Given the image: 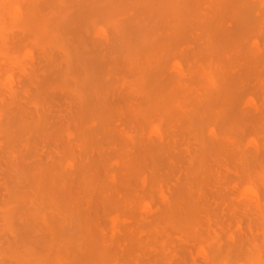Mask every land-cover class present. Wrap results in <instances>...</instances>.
<instances>
[{
	"label": "rangeland",
	"instance_id": "1",
	"mask_svg": "<svg viewBox=\"0 0 264 264\" xmlns=\"http://www.w3.org/2000/svg\"><path fill=\"white\" fill-rule=\"evenodd\" d=\"M2 1V5L0 4V6L2 8H0V18H1V23H2V18L4 19L3 23L5 24H1L0 23V117H2V119H0V151L1 154H0V226L2 227L0 230V241L2 240V242H0V247L4 246L3 248L1 247L0 249H3L1 250L0 252V264H105L104 262H109V264H136L135 262H140L141 261V264H150L148 261L149 259L152 260V259H157L160 264H162V262H165L164 264H166L167 262V258H169L172 254V251H175V250H178L177 253H176V257H174L172 259V264H210L208 263L207 261V258L206 257V252L204 250V254L202 253V248L201 247H198L195 249V247H197V245H195V241L198 240L199 236L200 238L203 237H206L207 235H209L208 239H210V236H212L214 233H213V230L214 231H218L219 234L221 235V241L223 243H225V240L228 241L227 242V246L230 245L232 242L234 244V240L232 241L229 237L232 238V236L229 234V230H232L234 231V234H235V238L237 237L238 239L236 243H239L241 244L238 245L239 246V249L241 250L242 248H246V252H249L248 254H250V252L253 250H255V242H258V245L262 243V245L264 246V208H262V206L264 207V163H261L259 164V160H258V163L256 162V160H254L256 157L258 158V156L260 158L258 159H261V161L263 162L264 161V150L261 148V151L262 153L258 154L257 156V153L259 152V148L260 147H263L262 144L264 145V138L262 139L261 137L264 136V102H263V97L264 96V91L261 92V89L260 87L262 86L264 88V85L262 83H264V76H262L264 74V71H263V66L262 64H264L263 60L264 58L262 56H264V53L262 54V51L261 50H264V47L261 48L260 50V42L262 41V43H264V9H262V7L264 8V0H231V1H226V0H218V9L216 8V10H213V6L211 4H213V2H209L208 4V1L204 2V0H59L60 4H62V6L59 4L58 0H26L24 1V3L22 4V0H19L21 3V7L23 8L21 10L20 7L17 8V6H15L14 4V1L15 0H0ZM39 1V2H38ZM102 1V2H101ZM106 1V2H105ZM110 1V2H108ZM139 2V4L137 2ZM147 1V3H151L149 4H146L145 2ZM260 1V2H259ZM64 4H63V3ZM83 2V3H82ZM100 2V3H99ZM154 2V3H152ZM215 2H217V0H215ZM220 2V3H219ZM226 2V3H225ZM232 2V3H231ZM243 2V3H242ZM253 2V4H252ZM1 3V2H0ZM6 3V4H5ZM106 3V4H105ZM130 3V4H129ZM145 3V6H147V9L145 6H143ZM229 5H228V4ZM234 3V4H233ZM237 3V4H235ZM263 3V4H262ZM112 4V5H111ZM123 4V5H122ZM134 4V5H133ZM136 4V5H135ZM159 4V5H158ZM191 4V5H190ZM198 4H200L198 6ZM202 4V5H201ZM204 4V6H203ZM260 4V5H259ZM64 5V6H63ZM98 5V6H97ZM139 7H138V6ZM208 5H209V8H208ZM215 5V3H214ZM221 5V7H220ZM238 5V6H237ZM5 6V8H4ZM28 6V7H27ZM135 8H134V7ZM142 6V8L140 7ZM153 6V7H152ZM216 6V7H217ZM226 6V7H225ZM228 6V7H227ZM233 9H240L241 13L239 14H234V12L232 11V8L229 9V7H231ZM234 6V7H233ZM253 6V8H252ZM7 7V8H6ZM32 7V8H31ZM171 7V8H169ZM178 7V8H176ZM31 10H30V9ZM146 8V9H145ZM163 8V9H162ZM176 8V9H175ZM215 8V6H214ZM222 8V10H221ZM228 8V10H227ZM244 8V9H242ZM12 9V10H11ZM25 9H27L28 11H26ZM196 9V10H195ZM212 11H209L211 10ZM4 12H3V11ZM20 10L22 12H20ZM34 10V11H33ZM155 10V11H154ZM172 10V11H171ZM174 10V11H173ZM203 10H205V12H203ZM227 10V13H233V14H230V18L228 17V19H226V22L227 20L229 21V24L228 26L226 25L227 23H225L224 25H221L222 28H218V24L222 21H224L225 17L226 16V12L224 11ZM247 12H244L246 11ZM251 10H253L251 12ZM259 10V11H258ZM261 10V11H260ZM263 10V11H262ZM139 11V13H138ZM153 11V12H152ZM201 11V13H200ZM209 12L208 15H206L205 13L206 12ZM218 12V15L216 16L218 18V20L215 18V16L213 18H215L214 21H216V25L215 27L213 26V29H212V16L214 14V12ZM221 11V12H220ZM9 12V13H8ZM12 12V13H11ZM63 12H66V14H63ZM146 12V13H145ZM155 12V13H154ZM188 12V13H187ZM213 12V13H211ZM217 12L215 14H217ZM224 12V13H223ZM254 12V13H253ZM257 12V15H259V17H257L256 13ZM173 13V14H172ZM259 13V14H258ZM6 14V15H5ZM23 14V15H22ZM32 14V15H31ZM40 14V16H39ZM106 14V15H105ZM172 14V15H171ZM178 15V19L177 17L175 16ZM194 14H196V17H198L199 19L195 18ZM200 14H201V17H200ZM203 14H205L206 16H204ZM212 14V15H211ZM241 14V15H240ZM250 14V16H249ZM254 14L256 17H254ZM12 15V17H11ZM14 15V16H13ZM120 15V16H119ZM192 15V16H191ZM220 15V16H219ZM225 15V16H224ZM241 17H240V16ZM249 17H248V16ZM252 15V16H251ZM5 16V17H4ZM42 16V17H41ZM46 19H45V17ZM211 16V18H210ZM236 16V18L234 17ZM7 17V18H6ZM115 17V18H114ZM138 17V18H137ZM203 17H205V19L209 20V22L205 19H203ZM207 17V18H206ZM220 17L222 19H220ZM239 17V18H238ZM248 17V18H247ZM252 17V19H250ZM12 18V19H11ZM28 18V19H27ZM181 18V20H180ZM183 18V19H182ZM191 18V22L189 24L187 23V20L189 21ZM243 18V19H242ZM254 18V19H253ZM258 18V20H257ZM260 18H261V21H260ZM16 19V20H15ZM21 19V20H20ZM58 19V20H57ZM148 19V20H147ZM175 19V20H174ZM196 19V21H195ZM233 20L231 22V20ZM12 20H14L12 22ZM26 20V21H25ZM80 20V21H79ZM100 20V21H99ZM115 20V21H114ZM134 20V21H133ZM252 20V21H251ZM8 21V22H7ZM23 21V22H22ZM29 21V22H28ZM39 21V22H38ZM44 21V22H43ZM105 21V22H103ZM244 21V22H243ZM12 22V23H11ZM17 22V23H16ZM22 24H21V23ZM35 22H36V25L38 26H35ZM51 22V23H50ZM110 22V23H109ZM130 22V23H128ZM179 22V23H178ZM199 22V23H198ZM211 22V24H210ZM219 22V23H218ZM221 22V23H222ZM225 22V21H224ZM241 22V23H240ZM262 22V24H261ZM20 23V24H18ZM43 23V24H42ZM79 23V24H78ZM109 25H108V24ZM115 23V24H114ZM119 23V24H118ZM124 23V25L122 24ZM134 25H133V24ZM187 23V25L185 24ZM193 25H192V24ZM195 23V24H194ZM248 23V25H246ZM254 23L257 24L256 26L258 27L255 28L254 27ZM27 24V26H26ZM52 24V25H51ZM78 24V25H77ZM111 24V25H110ZM138 24H141V25H138ZM169 24V25H168ZM210 24V26H209ZM215 24V22L213 23V25ZM261 27H260V25ZM5 25V28L7 26H9L7 28V30L3 29ZM18 28H17V26ZM80 25V26H79ZM101 25V26H100ZM104 25V26H103ZM107 25V26H106ZM119 25V28H117ZM121 25V27H120ZM192 25V26H191ZM203 25V27H201ZM218 25V26H217ZM226 25V26H225ZM237 27H236V26ZM238 25H239V29H238ZM11 26H13L11 28ZM21 26V27H20ZM26 28L27 30H24V28ZM40 26V27H39ZM43 26V27H42ZM135 26V27H134ZM142 26V27H141ZM153 26V27H152ZM185 26V27H184ZM244 26V27H243ZM252 26V28H251ZM55 27V29H54ZM105 27V28H104ZM141 27V28H140ZM188 27V28H187ZM209 28L210 31H208L209 33H211V36H210V41L207 37L209 36H205L201 39V37H197V33L198 32H207L206 31V28ZM234 27V28H233ZM254 27V28H253ZM263 27V28H262ZM20 28L22 29V31L20 30ZM39 30H38V29ZM143 28V29H142ZM201 28V30H200ZM216 28V29H215ZM225 30H224V29ZM245 28V29H244ZM248 28V29H247ZM251 28V29H250ZM260 28V29H259ZM262 28V29H261ZM11 29V30H10ZM14 29V30H13ZM16 29V30H15ZM37 30L38 32H36L35 30ZM60 29V30H59ZM122 29V30H121ZM142 29V30H141ZM169 29V30H168ZM171 29V30H170ZM189 29V30H188ZM190 29H191V32H190ZM198 30V32L196 33V35H193V32L194 30ZM229 31H228V30ZM250 29V30H249ZM111 30V31H110ZM189 32H188V31ZM195 30V32H196ZM212 30V31H211ZM216 30V31H215ZM227 30V31H226ZM231 30V31H230ZM251 30H253V34L252 33H249ZM106 31V32H105ZM115 34H113V32ZM120 31V33H119ZM123 31V32H122ZM129 31H131L132 33H130ZM144 31V32H143ZM146 31V32H145ZM173 31V32H172ZM187 31V33H186ZM237 32L239 31V38H240V41L244 44V45H247V50L249 48L250 52L252 53H249V56L247 55L249 51H247L246 53H236L231 51V50H228L226 52H222L221 50L219 51L222 43H223V37L221 34L223 33H231V32ZM8 32V33H6ZM13 32V33H12ZM19 32V33H18ZM112 32V33H110ZM213 32H214V35H213ZM243 32V33H242ZM256 32V34H255ZM10 33V34H9ZM38 33H40L38 35ZM57 35H55V34ZM59 33V34H58ZM105 33L107 35H105ZM109 33V34H108ZM118 33V34H117ZM141 33V34H139ZM145 33V34H144ZM149 33V35H148ZM172 33V34H171ZM176 33V34H175ZM242 33V34H241ZM263 33V34H261ZM12 34V35H11ZM14 34V35H13ZM25 34V35H24ZM36 34V35H35ZM93 34V35H92ZM175 34V35H174ZM195 34V33H194ZM6 36L7 38H2L1 36ZM24 35V36H22ZM33 35V36H32ZM43 35V36H42ZM46 35V36H45ZM121 35V36H120ZM128 35V37H127ZM155 35V36H154ZM260 35V36H259ZM13 36V37H12ZM29 36V37H27ZM45 36V38H44ZM50 38H49V37ZM62 36V37H61ZM94 36V37H93ZM99 36V37H98ZM117 36V37H116ZM188 36H192V39ZM197 39L195 41V39ZM111 37H115V41L113 38ZM154 37V39L152 38ZM157 39H156V38ZM250 37V38H249ZM14 38V39H13ZM17 38V39H16ZM80 38V39H79ZM91 40H89V39ZM125 38V39H124ZM180 38V40H179ZM206 38V39H205ZM213 38V40H212ZM238 38V39H239ZM7 39V40H6ZM12 41H11V40ZM16 39V40H15ZM41 41H40V40ZM53 39V40H52ZM85 39V40H84ZM112 39V40H111ZM173 39V40H172ZM191 39V40H190ZM194 39V40H193ZM202 40L201 43H199L198 41ZM237 39V40H238ZM249 39V40H248ZM256 39V41H254ZM6 40V41H5ZM81 40V41H79ZM106 40V41H105ZM110 40V41H109ZM126 40V41H125ZM153 40V41H151ZM164 40V41H162ZM170 42H169V41ZM183 40V41H181ZM209 42H207V41ZM253 40V41H252ZM259 40V42H258ZM261 40V41H260ZM18 41V42H17ZM95 41V42H94ZM145 41L148 43L145 44ZM159 44H155L156 42ZM166 41V42H165ZM187 41V42H186ZM204 41V43H203ZM211 41L213 43H211ZM218 41V42H217ZM220 41L222 42L220 44ZM229 42H232L231 39H228ZM227 41V42H228ZM45 42V43H44ZM151 42V43H150ZM207 42V44H210L208 45L209 48L204 50V52L202 51V53L200 52V48H202L201 46H203L205 43ZM17 45H16V44ZM44 43V44H43ZM50 43V44H49ZM53 43V44H52ZM76 43V44H75ZM91 43V44H90ZM104 43V44H103ZM115 43V44H114ZM150 43V44H149ZM162 43V45L160 44ZM184 43V44H183ZM41 44V45H40ZM182 44V45H181ZM202 44V45H201ZM216 44V45H215ZM220 45V47L218 45ZM258 44V45H257ZM15 45V46H14ZM40 45V46H39ZM148 45V46H147ZM153 45V47H152ZM155 45V46H154ZM167 45V46H166ZM173 45V46H172ZM187 47H186V46ZM242 45V44H241ZM249 45V46H248ZM13 46V47H12ZM23 46V47H22ZM31 46V47H30ZM35 46V48H34ZM39 46V47H38ZM42 46H44V49ZM53 46V47H51ZM78 48H77V47ZM150 46V47H149ZM163 46V47H162ZM171 46V47H170ZM182 46V47H181ZM216 46V47H215ZM251 46V47H250ZM254 46V47H253ZM40 48L41 49H37V48ZM47 47V48H46ZM164 49V50H162ZM178 49V51L180 50V54L179 52H177L175 50V48ZM178 47V48H177ZM187 48V49H184V48ZM214 47V49H213ZM219 47V48H218ZM6 48V49H5ZM30 48L32 50H30ZM43 48V49H42ZM104 48V49H103ZM108 50H107V49ZM135 48V49H134ZM213 51H212V49ZM256 48V49H254ZM2 49H4V53H1L2 52ZM128 49V50H126ZM166 49V50H165ZM198 49V50H197ZM19 50V51H18ZM38 50V51H37ZM40 50V51H39ZM44 50V51H43ZM62 50V51H61ZM70 50V52H69ZM133 50V51H132ZM154 50V51H153ZM173 50V51H172ZM193 50V52H192ZM208 50V51H207ZM32 51L34 52L33 55H32ZM47 51V52H46ZM63 53H61V52ZM68 51V52H67ZM169 51H172V52H169ZM184 53H183V52ZM190 51V53L188 52ZM195 51V52H194ZM199 51V54L198 52ZM207 51V52H206ZM219 51V52H218ZM255 51V52H253ZM14 52V53H13ZM16 52L18 54H16ZM49 52V53H48ZM116 52V53H115ZM132 52V53H131ZM139 55H138V53ZM175 52V53H174ZM220 52L221 53H225L227 55V58H224L226 57V55L223 57V55L221 54L222 57H220ZM261 52V54H260ZM264 52V51H263ZM43 53V54H42ZM51 53V55H50ZM106 53V54H105ZM187 53V55H186ZM196 53L198 55H196ZM207 53V54H206ZM211 53V54H210ZM219 55H218V54ZM231 53V54H230ZM258 53V54H257ZM78 56H77V55ZM81 54V55H80ZM99 54V55H98ZM180 54V55H178ZM185 54V55H184ZM192 54V55H191ZM202 54V57L200 56ZM243 54V55H242ZM11 55V56H9ZM36 55V56H35ZM68 55V57H67ZM184 55V56H183ZM207 55V56H206ZM256 55V57H255ZM261 55V56H260ZM9 59H12V60H8L9 63H6L7 62V58ZM15 56V57H14ZM35 56V57H34ZM46 56V57H45ZM49 56V57H48ZM84 56V57H83ZM106 56V57H105ZM111 56V57H110ZM170 56V57H169ZM187 56V57H186ZM193 56V58H191ZM196 56H198L196 58ZM200 56V57H199ZM217 56V58H216ZM262 58H260V57ZM11 57V58H10ZM38 57V58H37ZM41 57V58H40ZM43 57V58H42ZM51 57V58H50ZM67 57V58H66ZM79 57V58H78ZM104 57V58H102ZM176 57H177V60H176ZM183 57L184 58V61L186 60L187 62L191 60V65L194 66L193 63H198L197 65H201V67L203 68V65H204V69H200L201 67L200 66H197L198 69L196 71V66L195 67H191L189 69V71L187 72L188 75H191L190 73V70L192 71L193 70V77L190 76V77H187V80L184 79L183 77L180 76V73L182 71V67H181V64H180V61L177 62L178 60H183ZM190 57V58H189ZM235 57V58H234ZM17 60H16V59ZM48 58V59H47ZM50 58V59H49ZM66 58V59H65ZM99 58V59H98ZM173 58V59H172ZM195 58L196 61L195 62ZM209 58H211V62H212V65L215 63L214 66H217L219 69L220 68H224V72H223V68L218 70V68H216L215 70V67H212V65L210 66V60H208ZM220 58V59H219ZM239 58V59H238ZM253 59V63L251 62L252 59ZM29 59L31 61H29ZM86 61H84V60ZM172 59V60H171ZM194 59V61H193ZM217 59V60H216ZM225 59V60H224ZM247 59H250V60H247ZM260 59L262 60L261 63H260V60L259 62H257V60ZM3 60V61H2ZM20 60V61H19ZM36 60V61H35ZM46 60V61H45ZM49 60V61H48ZM99 60V61H98ZM118 60V61H117ZM140 60V61H139ZM171 60V61H170ZM176 60V61H175ZM209 62H208V61ZM221 60L222 62L220 63L219 61ZM16 61V62H15ZM38 61V62H37ZM43 61V62H41ZM70 61L71 64H70ZM107 61V62H106ZM173 61V62H172ZM183 61V63H184ZM202 61V62H201ZM225 61V62H224ZM11 62V63H10ZM22 62V63H21ZM30 64H29V63ZM74 62H75V65H74ZM81 62V63H80ZM105 64H104V63ZM138 62V63H137ZM167 62V63H165ZM201 62V63H200ZM206 62V63H204ZM224 62V63H223ZM6 63V64H5ZM36 63V64H35ZM152 64L151 67L149 64ZM171 63V64H170ZM190 63V62H188ZM200 63V64H199ZM226 63V64H225ZM241 63V65H240ZM245 63V65H244ZM260 63V64H259ZM5 64V65H4ZM8 64V65H7ZM13 64V65H12ZM23 64V65H21ZM26 64V65H25ZM65 64V65H64ZM82 64V65H81ZM166 64V65H165ZM186 64V63H185ZM206 64V65H205ZM209 64V66L207 65ZM219 64V66L217 65ZM222 64L226 65V66H222ZM232 64V65H231ZM237 65V70L236 68H234L235 66L234 65ZM253 64V66H252ZM61 65V66H60ZM67 65V66H66ZM71 65V66H70ZM91 65V66H90ZM108 65V66H107ZM123 65V66H122ZM127 65V66H126ZM149 65V66H148ZM172 65V67H171ZM229 65V66H228ZM244 65V66H243ZM255 65V66H254ZM262 67H261V66ZM6 66V67H5ZM21 66L23 67V70L21 68ZM42 66V67H41ZM55 68H54V67ZM70 66V67H69ZM143 66V67H142ZM146 66V67H145ZM156 66V67H155ZM167 66V67H166ZM222 66V67H221ZM258 66V67H256ZM17 67L19 68V70L17 69ZM41 69H39V68ZM60 67V68H59ZM122 67V68H121ZM137 67V68H135ZM157 69H155V68ZM226 67V68H225ZM245 67V68H243ZM255 67V69H254ZM21 68V70H20ZM34 69V71H32V69ZM64 70H63V69ZM70 68V69H69ZM82 68V69H81ZM106 68V69H104ZM125 68V69H124ZM141 68V69H140ZM145 68V69H144ZM172 68V70H171ZM208 68V69H207ZM214 68V69H213ZM263 71H260L259 69ZM55 69V70H54ZM128 69V70H127ZM131 71H130V70ZM134 69V71L132 70ZM177 71H176V70ZM181 69V70H180ZM202 70V72L204 71V74L199 71ZM226 69V70H225ZM244 69V71L242 70ZM31 70V72H30ZM48 70V71H47ZM58 70V71H57ZM110 72H109V71ZM145 70V72H144ZM152 70V72H151ZM159 72H157V71ZM162 70V71H161ZM169 72H168V71ZM207 70V72H206ZM242 70V72H240ZM248 70V71H247ZM18 71V72H17ZM22 71V72H20ZM24 71V72H23ZM127 71V72H126ZM147 71V72H146ZM175 71V73L173 72ZM195 71V73H194ZM209 72V74L211 75V78L212 80H215L216 79V82H217V86L216 85V82L214 81L213 84L210 83V76L209 74L207 75V73ZM227 71V72H225ZM238 72L237 73V76H236V73L234 72ZM34 72V73H33ZM36 72V73H35ZM40 74H39V73ZM104 72V73H102ZM156 72V73H155ZM172 72V73H171ZM235 74V77L233 74ZM260 72V73H259ZM31 75V78L29 75ZM107 73V74H106ZM148 73V74H147ZM155 73V74H154ZM161 73V74H160ZM168 75V77L165 75V74ZM170 73V74H169ZM177 73V74H176ZM179 73V74H178ZM196 73H199V79H197L198 75L196 76ZM200 73H202L201 77H200ZM206 73V74H205ZM223 73V75H222ZM251 73H253L251 75ZM11 74V75H10ZM67 74H70V75H67ZM78 74V75H77ZM80 74V75H79ZM102 74V76L100 75ZM159 74L161 76H159ZM217 77H215L216 75ZM225 74V75H224ZM259 74V75H257ZM14 75V76H13ZM26 78H22L20 76ZM26 75V76H24ZM35 75L37 76L36 77V80H35ZM56 77H55V76ZM61 75H63L61 77ZM92 75V76H91ZM109 75V76H108ZM133 75V77H132ZM154 75V76H153ZM164 75V76H163ZM170 75V76H169ZM178 75V76H177ZM215 75V76H214ZM227 75V76H226ZM234 77H232V76ZM239 75V77H238ZM245 75V76H244ZM17 76V78H16ZM53 76V77H52ZM70 78H68V77ZM111 76V77H110ZM143 76V77H142ZM146 76V78H145ZM159 76V78H158ZM206 78V81L205 79L203 78ZM209 76V78H208ZM231 76L234 80L235 78L238 79V78H241V79H244L246 81L243 80V83H241V86L237 88H234V90H237V94H234L235 96H238L236 97V99H230L231 102H229V100H225L227 102H229V105H224L225 104V101L221 102V104L223 103V105L221 106L223 108V110L226 111V114L228 116H230V114H228L229 112L233 115V114H242L240 112V110L245 114H242V117H246V120L245 122H237L235 121L234 123H231L232 124V129L231 130H234V140H233V137H230L232 135H227L229 136V139L228 137H226V140L222 138L220 139L221 141H224V143H229L231 142V140H233V143L234 142H237L239 143L240 145L239 146H242L243 150L242 151H236V150H239V149H235V151L233 152H229V150L227 149H224L225 151H223L222 148H220V151H214V153L216 152V154L213 153V150L214 148V144L217 145V139H215L216 137L218 138L219 136H216L215 132H216V127H217V123H215V116L214 117V124H211L210 123L212 122L211 120L213 119V115L210 116L211 114L209 112H211V110L213 112H215V110H213V108H219L220 105H218V102H217V105L212 102L211 100V93L213 95H215V93L213 92L215 89L219 90L218 93H221V91L224 90V88H228L230 89V91H232V88H231V85L232 82L231 81H234L232 80ZM129 77V78H128ZM166 77V78H165ZM195 77V78H194ZM197 77V78H196ZM220 77H221V80H220ZM224 77V78H223ZM226 77V78H225ZM227 77H229L230 79H228L227 81ZM245 77V78H244ZM262 77V78H261ZM28 78V79H27ZM30 78V79H29ZM39 80H38V79ZM50 78V79H49ZM103 80H102V79ZM183 78V79H182ZM60 79V80H59ZM72 79V80H71ZM105 79V80H104ZM149 79V80H148ZM154 79V80H153ZM164 79L170 81L171 80V83H169L168 81H165ZM190 79V80H189ZM197 79L198 82H195V80ZM201 79V80H200ZM251 79V80H250ZM255 79V80H254ZM71 80V81H70ZM92 80V81H91ZM153 80V81H152ZM162 80V81H161ZM219 80V82H218ZM261 80V82H260ZM64 81V82H63ZM66 81H69L70 83H67ZM73 81V82H72ZM152 83H151V82ZM185 81V82H184ZM188 81V82H187ZM194 83H193V82ZM203 81V82H202ZM227 81V87H223L221 88L220 86H222L223 84L225 85ZM236 81V80H235ZM252 83H251V82ZM66 82V83H65ZM76 82V83H75ZM115 82V83H114ZM126 82V83H125ZM133 82V84H132ZM148 82V83H147ZM192 82V83H191ZM223 82V83H222ZM249 82V83H248ZM259 82V83H258ZM9 85H8V84ZM17 83V84H16ZM18 83L20 85H18ZM23 83V84H22ZM52 83V84H51ZM59 83V84H57ZM64 83V84H63ZM97 83V84H96ZM99 83V84H98ZM150 83V84H149ZM163 83V84H162ZM167 83L169 84V86L167 85ZM179 83V84H178ZM187 83V85L185 84ZM196 83V84H195ZM208 83V84H207ZM70 84V86L68 85ZM145 84H147L145 86ZM156 86H153L155 85ZM165 84V85H164ZM176 84V85H175ZM184 84V85H183ZM201 84V86H200ZM222 84V85H220ZM249 84V85H248ZM8 85V87H7ZM18 85V87H17ZM25 88H23L24 86ZM37 86V87H34V86ZM55 85L56 88L58 89H54L53 86ZM97 85V86H96ZM143 85L146 87L144 88ZM160 85V86H158ZM167 85V86H166ZM198 85V86H197ZM220 85V86H219ZM247 87H242L244 86ZM257 85H260V86H257ZM62 86V87H61ZM69 86V87H68ZM132 86V87H131ZM148 86V87H147ZM166 86V87H164ZM174 86V87H173ZM179 86V87H178ZM186 86L184 91L182 90L183 88L182 87ZM189 86V87H187ZM194 86V87H193ZM206 86V88H205ZM210 86V87H209ZM214 86V87H213ZM250 88H249V87ZM257 86V88H255ZM30 87V88H29ZM69 89H68V88ZM107 87V89H106ZM149 87H152V90L151 88ZM164 89H163V88ZM200 89H199V88ZM221 88V89H218ZM230 87V88H229ZM2 88V89H1ZM21 88V89H20ZM37 90H36V89ZM48 88V89H47ZM71 88V89H70ZM94 88V89H92ZM137 88V89H136ZM145 90H144V89ZM148 88V89H147ZM154 88H157V89H154ZM160 90H159V89ZM169 88V89H167ZM186 88H187V92H186ZM189 88V89H188ZM209 88V89H208ZM244 88V90H243ZM10 89V90H9ZM19 89V90H17ZM67 89V90H65ZM89 89V90H88ZM91 89L93 91H91ZM121 89V90H120ZM132 89V90H130ZM162 89V91H161ZM180 89V91H179ZM195 89V90H194ZM202 89V90H201ZM246 89V90H245ZM254 89V90H252ZM259 89V90H258ZM30 90V91H29ZM33 90V91H32ZM39 90V91H38ZM61 90V91H60ZM105 94H102L103 91ZM142 92H140V91ZM159 90V92L157 91ZM168 90V91H166ZM210 90V92H209ZM227 90V89H226ZM239 90L243 91V92H238ZM251 90V91H250ZM257 90L259 91L260 94H258ZM18 91V92H17ZM22 91V92H21ZM36 91V92H35ZM41 91V92H40ZM67 91V92H66ZM133 91V92H131ZM153 93H152V92ZM164 91V92H163ZM230 91H225L224 92V96H225V93H226V96L231 95V93H228ZM250 91V94L247 93ZM254 91V92H253ZM256 91V92H255ZM25 92V93H24ZM93 92V93H92ZM102 92V93H101ZM107 92V93H106ZM110 92V93H109ZM157 92V93H156ZM163 92V95L161 96ZM168 92V93H167ZM182 92H183V97L182 96ZM189 92V93H188ZM200 92V93H198ZM203 92V93H202ZM253 92V95L252 93ZM24 95H23V94ZM84 94V101H78L79 100V97L78 95L79 94ZM100 93V94H99ZM118 93V94H117ZM142 93V95H141ZM180 93V94H179ZM188 93V95H187ZM208 93H210V95H208ZM228 93V94H227ZM233 93V92H232ZM245 93H247L245 95ZM80 94V97H83L81 96ZM108 94V95H107ZM166 96L169 95V96ZM185 94V96H184ZM243 94V95H242ZM262 94V95H261ZM21 95V96H20ZM28 95V96H27ZM31 95V96H30ZM63 95H67V96H63ZM121 95V97H120ZM202 97H201V96ZM205 95H208V96H205ZM249 95V97H248ZM257 97L258 98V102L257 103H261V104H258V110H257V104H255V99H253V97ZM17 98H16V97ZM23 96V97H22ZM38 96V97H37ZM49 96V97H48ZM76 96V97H75ZM96 100V102H94V99ZM96 96V97H95ZM99 96V98H98ZM107 97L106 99L104 97ZM164 96V97H163ZM180 96V97H179ZM197 96V97H196ZM218 96V94L216 95ZM242 98H241V97ZM245 96V97H244ZM15 97L16 99H13ZM20 97V98H18ZM22 97V98H21ZM64 97V98H63ZM92 97V98H91ZM103 97V98H102ZM169 97V98H168ZM193 97V99H192ZM206 97V98H205ZM209 97V99H208ZM214 97V96H213ZM24 98V99H23ZM109 98V99H108ZM137 98V99H136ZM161 98V100H160ZM167 98V100H166ZM182 98V99H181ZM187 98H188V101H187ZM205 98V99H204ZM20 99V100H19ZM63 99V100H62ZM164 99V100H163ZM180 99V101H179ZM184 99V100H183ZM242 99H243V102H242ZM23 100V101H22ZM106 100V101H105ZM110 100V101H108ZM119 102H118V101ZM157 100V101H156ZM178 100V102H177ZM185 100L187 101V104H185ZM206 100V101H205ZM208 100H211V101H208ZM15 101V102H14ZM52 103H51V102ZM56 101V103L54 102ZM117 103H116V102ZM196 101V103H195ZM205 101V103H204ZM208 101V102H207ZM215 101V100H214ZM219 101V100H218ZM234 101V102H233ZM21 104H20V103ZM37 102V103H36ZM67 102V104H66ZM190 102V103H189ZM200 102V103H199ZM212 105H211V103ZM241 102V103H240ZM263 102V103H262ZM193 103V105H192ZM220 103V102H219ZM240 103V104H239ZM14 104V105H13ZM25 104V105H24ZM37 104V105H35ZM45 104V105H44ZM77 104V105H76ZM120 104V105H119ZM162 104V105H161ZM200 104V105H199ZM228 104V103H227ZM232 104V106H231ZM55 105H57L55 107ZM60 105V106H59ZM130 105V106H129ZM186 105V106H185ZM189 105V106H188ZM191 105V106H190ZM196 105V106H194ZM260 105V106H259ZM7 106H10L9 108ZM15 106V107H14ZM17 106H19L17 108ZM24 108H22V107ZM40 106V107H39ZM100 106V107H99ZM123 106V107H122ZM172 106V107H171ZM213 106V108L211 107ZM240 106V107H239ZM242 106V107H241ZM64 107V108H63ZM98 107V108H97ZM164 107V108H163ZM177 107V108H176ZM181 107V108H179ZM190 107V109H189ZM201 110H199V108ZM226 107V109H224ZM228 107H230L229 109L231 110H227ZM232 107V108H231ZM234 107V108H233ZM34 108V109H33ZM61 108V109H60ZM149 108V109H148ZM184 108V109H183ZM186 108V109H185ZM212 108V109H211ZM256 108V109H255ZM11 109V110H10ZM25 109V110H24ZM33 109V110H32ZM53 109H56V110H53ZM64 109V110H63ZM160 109V110H159ZM188 109L190 111H188ZM196 109V110H195ZM207 109H210L207 110ZM240 109V110H239ZM263 109V110H262ZM16 110V111H15ZM50 110V111H49ZM96 110V111H95ZM117 110V112H116ZM132 110V111H131ZM172 110V111H171ZM173 110H175L173 112ZM185 110V111H184ZM188 111V113L190 114L192 111H194V113L196 112V114L193 113V117H192V121L189 122V120L191 119H186V115L185 113ZM222 110V111H223ZM7 111V112H6ZM10 111H12V113L10 114ZM30 111V112H29ZM47 111V112H46ZM52 111V112H51ZM57 111V112H54ZM82 111H84L86 114H84V112L82 113ZM90 112V113H87ZM114 113H113V112ZM141 111V112H140ZM164 111V112H163ZM177 111V112H176ZM180 111V112H178ZM209 111V112H207ZM218 113H220L221 109L220 110H216ZM221 111V113H223ZM228 111V112H227ZM239 111V112H238ZM253 111V112H252ZM254 111H260V113H257L258 115H255V116H252L254 117V119H252L251 115L254 114ZM28 113H32V114H29V118L28 116H26V114ZM35 112V113H34ZM49 112V113H48ZM70 112V113H69ZM96 112V113H95ZM98 112V113H97ZM111 112V113H110ZM156 112V113H155ZM160 112V113H159ZM197 112H200V113H197ZM205 114H204V113ZM212 112V113H213ZM39 113V114H38ZM119 113V114H118ZM151 113V114H150ZM155 113V114H154ZM172 113V115H170ZM174 113V114H173ZM176 113V114H175ZM180 113L182 115H180ZM203 113V115H202ZM14 114V115H13ZM24 114V115H23ZM36 114V115H35ZM49 114V115H48ZM97 114V115H96ZM103 114V115H102ZM109 114V116H108ZM130 114V115H129ZM154 114V115H152ZM214 114V113H213ZM239 114V115H240ZM260 114V115H259ZM262 114V115H261ZM7 115V116H5ZM23 115V116H22ZM51 115V116H50ZM90 115V116H89ZM158 116V118L156 116ZM160 115V116H159ZM184 115H185V118H184ZM192 115V114H191ZM206 115H208L209 117H207ZM238 115V116H239ZM168 118H167V117ZM176 116V118H175ZM237 116V115H236ZM237 116V117H238ZM262 116V117H261ZM7 117V118H6ZM44 117V118H43ZM101 117V118H100ZM117 117V118H116ZM129 117V118H128ZM132 117V118H131ZM153 117V118H152ZM197 117V118H196ZM212 119H211V118ZM226 119V116H224ZM244 117H243V120H244ZM251 117V118H250ZM257 117V119H256ZM18 118V120L16 119ZM56 118V119H55ZM98 120H96V119ZM108 120H107V119ZM128 118V120H127ZM152 118V119H151ZM161 118V119H160ZM184 118V119H183ZM207 118H209L207 120ZM7 119V120H6ZM28 119V120H26ZM33 119V120H32ZM38 121H36V120ZM43 119V121H42ZM51 119V121L49 120ZM111 119V120H109ZM130 119V120H129ZM157 119V120H156ZM159 119V120H158ZM169 121V125L168 123L166 122ZM170 119V120H169ZM175 119V120H174ZM202 119V120H201ZM219 119L221 120L222 118H218V121ZM259 119V120H258ZM156 120V121H155ZM172 120V121H171ZM184 122V123H181V121ZM200 120V121H199ZM223 120V119H222ZM219 121L218 123V129L220 127V135L222 133V131H224L222 128L224 127L223 124H225V127H226V124L231 126L230 122L229 123H225L223 121ZM250 120V121H249ZM253 120V121H252ZM11 121V122H10ZM27 121V122H26ZM39 121H40V124H39ZM49 121V122H48ZM96 123H95V122ZM117 121V122H116ZM128 121V122H127ZM132 121V122H131ZM210 121V122H209ZM48 122V123H47ZM51 122V123H50ZM107 122V123H106ZM127 122V124H126ZM148 122V123H147ZM154 122L158 123V124H155ZM187 122V123H186ZM221 122V123H220ZM223 122V123H222ZM251 123H254L253 125L250 124ZM257 122L259 123V126L257 124ZM2 123V124H1ZM11 123V124H10ZM37 123V124H36ZM47 123V124H46ZM85 123V124H84ZM88 123V124H87ZM95 123V124H94ZM99 123V124H98ZM133 123V124H132ZM152 123L153 124V127H151L149 129L150 126H152ZM172 123V124H171ZM180 124L181 126L178 127V124ZM190 123V125L188 124ZM241 123V124H240ZM15 124V125H14ZM80 124V125H79ZM111 128L108 129L109 125ZM112 124V125H111ZM165 124L167 125V129L170 130V128H173L171 129V131L173 133H171L170 131V135L171 137L170 140H167L168 142V146H162L163 144H159V134H160V131H159V134L156 130H160V128H158L160 125L162 128H165ZM192 124L194 126H192ZM256 124V125H255ZM20 125V126H19ZM48 127H46V126ZM71 125V126H70ZM96 125V126H95ZM116 125V127H115ZM119 125V126H118ZM131 125V126H130ZM147 125V126H146ZM172 125V126H171ZM214 125V126H213ZM221 125V126H220ZM249 125V126H248ZM27 128V129H25ZM38 126V127H37ZM95 126V127H94ZM98 126V127H97ZM107 126V127H106ZM143 128H142V127ZM157 126V127H156ZM171 126V127H169ZM186 126V127H184ZM192 126V128H191ZM216 126V127H215ZM223 126V127H222ZM258 126V127H257ZM261 126V127H260ZM103 127V128H102ZM123 127V128H122ZM148 130H146V128ZM180 130L177 132V128ZM181 127V128H180ZM188 127V128H187ZM196 127V128H195ZM227 127V128H228ZM254 127H257V128H254ZM9 128V129H8ZM24 128V129H23ZM38 128V129H37ZM60 128V129H59ZM67 128V129H66ZM71 128V129H70ZM119 130H118V129ZM191 128V129H190ZM230 128V127H229ZM254 128V130H253ZM258 128H259V131L261 132H258ZM261 128V129H260ZM11 129V130H10ZM54 129V130H53ZM72 132L73 136L71 137V135H67L68 133L67 132H70L69 130ZM95 129V131H93ZM106 129V130H105ZM108 129V130H107ZM112 129V130H111ZM122 129H124L122 131ZM190 129V130H189ZM263 129V130H262ZM10 130V131H9ZM153 133L149 134V131H151ZM155 130V131H153ZM182 130V131H181ZM257 130V132H256ZM42 131H44L43 133H41ZM49 131L51 132V134L49 133ZM67 131V132H66ZM109 131V132H108ZM128 131V132H127ZM131 131V132H130ZM144 131V132H143ZM196 131V132H195ZM203 131V132H202ZM263 131V133H262ZM3 132V133H2ZM37 132V133H35ZM95 132V133H94ZM118 132V133H117ZM147 134H146V133ZM166 132L168 133V131L166 130ZM187 132V133H186ZM189 132V133H188ZM194 133H196L198 135V138L199 136L201 137V141L204 143V141H206L207 144H210L211 148L208 147V149H205V154L206 155L208 152V156L207 155L205 156L206 159L213 161V158H214V155H219V157L224 153L223 156V159H225L226 161L224 160H221V161H224V162H227L230 167L233 166H237L238 165L241 167L242 164L241 163H238L240 162V160H242V163H243V160L245 158V161L248 163V164H244V166L248 167L247 169H245V171H248L250 174H252V179H253V182L255 186V189H256V192L257 194L248 191L247 189L245 190V185H243L244 183L246 184L247 182L246 181H233L232 179V182H229L227 180V185L226 183H224V177L225 175H223V173L220 171V166H215L218 162L219 164V160L217 161L215 158L214 160L217 161L216 164L215 162L213 161V164L214 166V169H215V176H219L221 173V176L223 177H215L216 179L219 180L222 179L223 181L221 182L223 184V186L225 185L226 188L222 189L220 187V185L218 186V188L220 187L221 190H223V197L226 199V195L227 197H229L228 199H231V200H228L229 202L232 201V204H235V205H239L238 206H235V205H230V209L232 208H237V212L239 210V212L236 214V210H235V213H234V210H230L228 207V203L225 199H223V197L221 196L222 192L220 190V195L219 193L216 195V197H214L213 195H215L214 191L217 190L215 188V183L213 182L212 178L213 175H214V169L210 171H213V174H212V177H210V174L212 172H209L208 171V168H210V166L208 165V162L207 164H205L204 166L207 168V169H204V170H207L206 173L204 170H202L203 172L200 171V175H199V170H196L194 172V175H193V165L192 167L189 166V163L191 161V158H189V156L191 157V155H187L186 152V157H184V160L183 159H180L181 155L184 156V154L181 153L180 155V149H185V146H183V143L182 141L185 140V142H187L186 140L189 139V137H184L185 139H183V134H188V136L192 135ZM224 132H227V131H224ZM249 132V133H248ZM250 132H252V134H250ZM253 132L257 133L256 136H257V139H254L252 138L251 136H255L253 135ZM104 133V134H103ZM126 135H125V134ZM127 133H129L131 136H128ZM141 134L143 137H140L139 135ZM143 133V134H142ZM201 135H200V134ZM204 133H208V135L204 134ZM4 134V135H3ZM39 136H38V135ZM50 134V135H49ZM134 134V135H133ZM144 134L145 136H147V138L144 137ZM175 134V135H174ZM177 134V136H176ZM182 134V135H181ZM223 134V133H222ZM227 134H230L229 132H227ZM232 134V133H231ZM155 137H153V136ZM214 135L216 137H214ZM219 135V134H218ZM251 135V136H250ZM3 136V137H2ZM108 136V138H107ZM112 136H114L112 138ZM130 140L132 142V140L134 142L132 143H128L127 139ZM151 136V137H150ZM158 136V137H157ZM182 136V140H180L181 138H178ZM206 136V139L205 137ZM223 136V135H222ZM226 136V135H224ZM250 136V137H249ZM261 139H259V137ZM44 137V138H43ZM100 137V138H99ZM154 139H153V138ZM173 137V138H172ZM197 137V136H196ZM209 137V138H207ZM50 140H49V139ZM67 140H66V139ZM70 138L69 141L73 140L74 139V142L77 141L78 145H82V146H86L87 147H91V154H90V160L88 159V155H87V152L88 151H85L87 150V148L84 150V154L82 152V155L85 156L84 158L79 156L78 154H74L72 155L73 153L70 152V148H73L74 144L73 143H69L68 139ZM72 138V139H71ZM94 138H96V142L94 141ZM112 140H111V139ZM142 138V139H141ZM152 138L153 139V142H151L150 139ZM168 138V139H169ZM232 138V139H231ZM36 139V140H35ZM47 139V140H45ZM158 139V141L156 140ZM177 140L178 142H175L174 144V140ZM197 139V138H196ZM202 139H205L204 141ZM215 139V140H214ZM228 139V141H227ZM28 140V141H27ZM66 141H68L69 144H66ZM149 141L151 142V144L153 143V147L150 145L149 148H150V151L148 150V148L146 147V145L144 144L145 141ZM173 140V141H172ZM175 140V141H176ZM199 142L200 140L197 139ZM196 140V141H197ZM25 141V142H24ZM41 143H40V142ZM49 141V142H48ZM56 141V142H55ZM111 141V142H110ZM125 141V142H124ZM147 141V142H148ZM156 141V143L154 142ZM190 144V140H188ZM195 141V142H196ZM214 141H216L214 143ZM22 142V143H20ZM44 142V143H43ZM47 142V143H46ZM55 142V144H54ZM72 142V141H71ZM87 142V143H86ZM108 142V143H107ZM159 142V143H158ZM181 142V143H180ZM191 142H192V145L190 144V147H191V150L194 151V138H191ZM200 142V143H202ZM209 142V143H208ZM37 143V144H35ZM76 143V145H77ZM82 143V144H81ZM101 145H99V144ZM116 143V144H115ZM177 143V144H176ZM180 143V144H178ZM199 143V144H200ZM256 143H260L259 144V148L257 149V145ZM14 144V145H13ZM20 144V146H19ZM22 144V145H21ZM39 144V145H38ZM41 144V145H40ZM44 144V145H43ZM47 144V145H46ZM53 144V145H52ZM85 144V145H84ZM95 146H94V145ZM123 144V145H122ZM136 144V145H134ZM186 144V147L187 145ZM206 144V146H208ZM230 144V143H229ZM37 147H36V146ZM64 145V146H63ZM77 145V146H78ZM108 145V146H107ZM128 146V148L125 147ZM145 145V146H143ZM155 145V146H154ZM179 147H178V146ZM205 145V144H204ZM232 145V143H231ZM231 145L229 147V149L231 148ZM238 145V144H237ZM21 146H22V149H21ZM31 148H30V147ZM50 148H49V147ZM54 146L56 148H54ZM76 146V147H77ZM100 146V147H98ZM102 146V147H101ZM113 146V147H112ZM130 146V147H129ZM135 146V147H134ZM139 146V147H138ZM170 146V148H169ZM174 146V147H173ZM181 146H183L181 148ZM47 147V148H46ZM80 147V146H79ZM94 147V148H93ZM124 147V148H123ZM138 148L135 150V148ZM161 147L163 148L162 150L164 151V149H167L165 150L163 153H162V150H161ZM178 147V148H177ZM190 147L188 145V149L186 148V151H189L190 150ZM200 146H196L195 148L198 149ZM217 147H220L219 145ZM225 147V146H224ZM3 148V149H2ZM10 148V149H9ZM30 148V149H29ZM52 148V150H51ZM66 148V149H65ZM78 148V147H77ZM81 148V147H80ZM80 148H78L77 150H79ZM98 148V149H97ZM104 148V149H103ZM122 148V150L125 152H123L122 150H120ZM160 148V149H159ZM169 148V149H168ZM172 148V149H171ZM203 148V147H202ZM207 148V147H206ZM233 148V147H232ZM231 148V149H232ZM247 148V150H246ZM47 149V151H46ZM64 151H63V150ZM69 149V150H67ZM101 150L99 151L100 154H98V150ZM142 149V150H141ZM153 149H155V151H153ZM159 149V150H157ZM9 150V151H8ZM13 150V151H12ZM14 150L16 151H19L21 152V154L18 152H15ZM36 152H35V151ZM44 153H43V151ZM73 151L75 149H72ZM104 150L106 151H110L112 152V155L111 156H107L108 154L110 153H107L104 152ZM117 150V151H116ZM120 150V151H119ZM128 152H126V151ZM139 150V153L137 152ZM169 150V151H168ZM174 150V151H173ZM204 150V149H203ZM211 152H210V151ZM241 150V149H240ZM25 151V152H23ZM56 151V152H55ZM76 151V150H75ZM82 151V150H81ZM95 151V152H94ZM104 152L103 154V157L109 159L107 160L110 164L106 165L107 168L105 167H102V165L104 166V163L102 162H105L106 159L103 161V159L101 160V157L99 155H102L101 152ZM114 151V152H113ZM116 151V152H115ZM136 152V155L137 158H136V155L134 154V152ZM141 151H144V152H141ZM173 151V152H172ZM185 151V150H183ZM197 151V150H195ZM222 151V153H221ZM65 152V153H64ZM70 152V153H69ZM78 152V151H77ZM94 152V153H93ZM118 152V155L116 154ZM121 152V153H120ZM144 155L142 157V155ZM150 153V155L153 156H150L148 160L147 158L145 157V154L146 153ZM160 152V153H159ZM171 152V156H167V153L168 155L170 154ZM190 152V151H189ZM199 152V151H198ZM226 152V154H225ZM7 153V154H6ZM39 153V154H38ZM80 153V151L78 152ZM115 153V154H114ZM163 155H162V154ZM174 153V154H173ZM193 152H191L192 154ZM197 153V152H196ZM194 152V155L196 154ZM232 153V155H231ZM240 153V154H239ZM248 154L250 156H242L243 159H241L240 155L241 154ZM251 153V154H250ZM33 154V155H32ZM70 154V155H68ZM89 154V152H88ZM98 154V155H97ZM106 154V155H105ZM115 156H114V155ZM121 154V155H120ZM124 154V155H122ZM127 154V156H125ZM141 156H140V155ZM157 154V156H156ZM160 154V155H158ZM190 154V153H189ZM211 154V155H210ZM228 154V155H227ZM239 154V155H238ZM256 154V155H255ZM4 155V156H3ZM16 155L19 157V159L16 157ZM21 157H20V156ZM27 155V156H26ZM57 155V156H56ZM74 156L75 158H79L81 161L79 163L78 162H74L73 160H71V157L69 156ZM81 155V153H80ZM95 157H94V156ZM176 155V156H174ZM180 155V156H179ZM199 155V154H198ZM213 155V156H212ZM226 155V156H225ZM231 155V156H230ZM236 155V156H235ZM8 156V157H7ZM14 156V157H13ZM25 156V157H24ZM141 158H140V157ZM168 158H167V157ZM188 156V157H187ZM202 157H204L203 155H201ZM211 156V157H210ZM215 156V157H216ZM222 156H221V159H222ZM253 156H255V158L253 159V162L250 161V159L252 160ZM42 157V158H41ZM65 157V158H64ZM114 157V158H113ZM156 157V159H155ZM162 157V158H161ZM198 156L195 155V158H197ZM236 157V158H235ZM238 157H240V160L237 159ZM5 158V159H3ZM55 158V160H54ZM99 158V160L97 159ZM113 158V159H112ZM129 158V159H128ZM139 158V160H137ZM143 158V159H142ZM167 160V163L168 161H170L173 165H171V167H169V165L171 164H167L166 163V160ZM179 158V159H178ZM182 158V157H181ZM186 158H189L187 161L185 160ZM199 158V157H198ZM210 158V159H209ZM218 158V156H217ZM232 158V159H231ZM256 158V159H257ZM53 159V160H52ZM63 159V160H62ZM128 162H126L125 160ZM173 159V161H172ZM220 159V158H218ZM42 160V162H41ZM62 160V161H61ZM77 160V159H76ZM89 160V162H88ZM123 160L126 162L124 163ZM137 160V163L136 161ZM146 160V161H145ZM159 160V162H158ZM161 160V161H160ZM179 160V164H178V161ZM196 160V159H194ZM198 160V159H197ZM232 162H230V161ZM239 160V161H237ZM248 160V161H247ZM15 161V162H14ZM23 161V162H22ZM51 161V162H49ZM70 161H72L70 163ZM82 161L84 163H82ZM97 161V163H96ZM106 161V162H107ZM130 161V162H129ZM139 161V162H138ZM141 161H144V164L142 165L141 164ZM148 161V162H147ZM205 161V160H204ZM210 161L209 164H212ZM252 163H255V164H252ZM26 164H25V163ZM41 162V164H40ZM55 162V163H54ZM96 164H95V163ZM105 162V163H106ZM119 163L118 165H115L114 163ZM147 162V163H146ZM152 162V163H150ZM158 164H157V163ZM183 162V163H182ZM187 162V164H186ZM196 162V161H195ZM234 162V163H233ZM236 162V163H235ZM33 163V164H32ZM54 163V164H53ZM82 164L83 165V168L84 169H81V168H76V167H79V164ZM87 163V164H86ZM94 165H93V164ZM131 163V164H130ZM133 163V164H132ZM136 165H135V164ZM166 163V164H165ZM223 163V162H222ZM227 163H223V165L225 167H223V165L221 164V169H226V165H228ZM62 164V165H61ZM64 164V165H63ZM90 166H89V165ZM91 164L93 165V167L91 166ZM98 164V165H97ZM123 166H122V165ZM152 164V165H151ZM155 164V165H154ZM184 165L183 166V169H181L182 167H180V165ZM192 164V163H191ZM196 167V164L198 163H193ZM200 164V163H199ZM217 164V165H218ZM237 164V165H236ZM241 164V165H240ZM47 165V166H46ZM52 165V166H50ZM58 167H57V166ZM71 165V166H70ZM81 165V166H82ZM114 165V166H112ZM131 165V166H130ZM132 165H134L132 167ZM142 166V168L140 169V166ZM168 165V166H167ZM186 165V166H185ZM248 165V166H247ZM60 166V167H59ZM62 166V167H61ZM99 166V167H98ZM128 166V167H127ZM132 168H130V167ZM163 168L161 170V168ZM189 168H188V167ZM201 166H202V163H201ZM212 166V165H211ZM233 166V167H234ZM243 166V167H244ZM250 166V167H249ZM259 166V167H258ZM3 167V168H2ZM137 169H136V168ZM168 167V168H166ZM178 167V168H176ZM185 167V169H184ZM191 167V168H190ZM218 167V168H217ZM229 167V168H230ZM54 168V169H53ZM58 170H57V169ZM98 168V170H97ZM112 168V169H111ZM144 168H146L150 173H148L147 170H144ZM154 168V169H153ZM158 168V169H157ZM174 168V169H173ZM213 168V166L211 167ZM245 168V167H244ZM60 169V170H59ZM67 169V170H65ZM78 169V170H77ZM119 169V171H118ZM123 169V170H122ZM139 169H140V172H139ZM143 169V171H142ZM160 169V170H159ZM199 169V168H198ZM219 169V170H218ZM222 169V171L224 172V170ZM243 169V168H241ZM252 169L251 171H253L254 169V172H250L249 170ZM50 170V171H49ZM63 170V171H62ZM83 170V171H82ZM90 170V171H88ZM95 170H97L98 172L96 173ZM102 170V171H101ZM104 170V172H103ZM109 170V171H108ZM113 170V171H111ZM116 170V171H115ZM125 170V171H124ZM159 170V171H158ZM177 172H175V171ZM190 172H188V171ZM220 171V174L219 172L216 174V172ZM232 171H234L233 169H231ZM256 170H258L256 172ZM85 171V172H84ZM88 171V175H87V172ZM94 173H92V172ZM131 171V173L129 172ZM142 171V172H141ZM155 171V174L153 172ZM159 172V173H156V172ZM181 171V173L179 172ZM3 172V173H2ZM39 172V173H38ZM64 172V173H63ZM81 174H79V173ZM84 172V173H83ZM101 172V173H100ZM108 172V174H107ZM117 172V173H116ZM171 172V173H170ZM182 172H185L182 173ZM227 172L228 174L230 173V175L232 174L230 171H225ZM35 173V174H34ZM43 173V174H42ZM68 175H67V174ZM91 173V174H90ZM99 173V174H98ZM105 177H104V175ZM132 173L135 175L134 177L132 176ZM136 173V174H135ZM140 173V174H139ZM144 173V174H142ZM165 173V175H164ZM187 173V174H186ZM204 173V174H203ZM34 174V175H33ZM39 174V175H38ZM46 176H45V175ZM61 174V175H60ZM74 174V175H73ZM76 174V175H75ZM86 174V176H85ZM98 174V175H97ZM106 174L108 176H106ZM118 174V176L116 175ZM131 174V175H130ZM147 174V175H146ZM154 175L155 179H158L159 177V180L157 183H155L154 185H156V187L154 188L153 185H152V180L151 177ZM179 174V176H177ZM182 174V175H181ZM184 174V175H183ZM191 175L190 176H188ZM26 175V176H25ZM44 175V176H42ZM63 175V177H62ZM67 175V176H66ZM93 175V176H92ZM99 176L100 179H98L99 177H96V176ZM112 176H114V181L112 182ZM138 175V176H137ZM157 175V176H156ZM164 175V176H163ZM172 175V176H171ZM205 177L203 178L206 182V177L209 178L208 180L212 182H208V183H204V186L206 184L207 188L203 186V181H201L200 184H202L203 186V189H202V186H199L198 185V182H195L197 180H194L195 177ZM227 175V174H226ZM230 175L228 177H230ZM17 176V177H15ZM29 176V177H28ZM41 176V177H40ZM82 178H81V177ZM84 176V177H83ZM95 176V177H94ZM166 176V177H165ZM172 178H170V177ZM184 177L188 178L189 179V182L190 180L195 182V184L197 183L198 186H196V189L197 190V194L202 195L201 196H198L197 195V199L196 200V197L195 199H193L194 195L191 196V193L189 190H191L190 188L188 189V192L185 190V188H182L181 186L179 187V182L182 183L180 180ZM194 176V178H193ZM258 178V179H255V177ZM261 176V177H260ZM4 177V178H2ZM33 177V178H32ZM68 177V178H66ZM78 177V178H76ZM103 177V178H102ZM110 177H111V180H110ZM121 177V179H120ZM157 177V178H156ZM190 177V178H189ZM60 178V179H59ZM64 178V179H63ZM95 178V179H94ZM109 180H108V179ZM128 178V179H127ZM144 178V179H143ZM169 180H168V179ZM193 178V180L191 179ZM214 178V177H213ZM37 179V180H36ZM46 179V181H44ZM49 179V181H48ZM74 179V180H73ZM80 179V180H79ZM86 179V180H85ZM88 179V180H87ZM97 179V180H96ZM129 179H132V180H129ZM138 182H136V180ZM153 179V178H152ZM154 179V180H155ZM178 179V180H177ZM187 179V180H188ZM202 179V178H201ZM202 179V180H203ZM215 179V180H216ZM227 179V178H226ZM15 180V181H14ZM21 180V181H20ZM39 180V181H38ZM82 180V181H81ZM91 180V181H90ZM134 180V181H133ZM151 182H150V181ZM163 180V181H162ZM217 180V181H218ZM261 180V181H260ZM5 181V182H4ZM20 181V183H19ZM44 181V182H43ZM93 181V182H92ZM100 182V184L98 182ZM118 181V182H117ZM157 181V180H156ZM162 181V182H161ZM164 181H165V184H164ZM167 181V183H166ZM173 184L175 183L176 187L175 188H172L171 189V186L169 189H171L172 191V196L174 197L175 195V200L173 201H169L168 198H171L169 196L171 195H167L169 193L168 192V189L165 188L167 187V185H172L171 184L172 182ZM186 181V180H185ZM216 181V182H217ZM4 182V183H3ZM46 182V183H45ZM65 182V183H64ZM81 182V183H80ZM89 182V183H88ZM96 182V183H95ZM110 183H112L111 186ZM120 182H121V185H120ZM124 184H123V183ZM136 182V184H135ZM193 182H190V183H193ZM199 182H200V179H199ZM235 182V183H233ZM258 182V183H257ZM39 183V184H38ZM48 183V184H47ZM53 183V184H51ZM79 184V187L77 184ZM98 183V184H97ZM106 185H105V184ZM149 183H151V186L149 185ZM169 183V184H168ZM190 183L188 184V186L190 185ZM230 183V184H229ZM9 184V185H8ZM58 184V186L56 185ZM65 184V185H64ZM92 187H91V185ZM97 184V186L95 185ZM116 186H114V185ZM131 184V185H130ZM158 184H160L158 186ZM217 184H220V180H219V183L217 182ZM234 184V185H233ZM260 184V185H259ZM63 185V186H62ZM88 185V186H87ZM94 185V186H93ZM105 185V187L103 186ZM107 185L109 186V188H111L112 190H109V188L107 187ZM139 185V186H138ZM141 185V187H140ZM186 185L187 187V183L184 184ZM243 185V186H241ZM258 185V186H257ZM8 186V187H7ZM15 186L21 190L19 191L17 188H15ZM86 186V187H85ZM91 188H90V187ZM103 186V187H102ZM149 186V187H148ZM161 186V187H160ZM193 186V185H191ZM257 186V188H256ZM261 186V188L259 187ZM51 189H50V188ZM69 187V188H68ZM75 189H74V188ZM119 187V188H118ZM139 187V188H138ZM185 187V186H184ZM200 187L202 189V191H204L206 194H208V196L204 193V192H199L200 190ZM14 188V189H13ZM66 188V189H65ZM77 188V189H76ZM87 188V189H86ZM121 188V189H120ZM130 188V189H129ZM144 188H147V189H144ZM152 188L154 189V191L152 190ZM159 188V189H158ZM206 188V189H205ZM217 188V187H216ZM7 191H6V190ZM18 191H17V190ZM97 189L99 191H97ZM116 189V190H115ZM144 191H142V190ZM149 189V190H148ZM156 189V190H155ZM166 189V190H165ZM176 189V190H175ZM210 189V190H209ZM20 194L21 195V192H25V194L28 196L26 197L24 194L20 196H18V194L15 192ZM79 190V191H78ZM119 190V192H118ZM137 190V191H136ZM195 190V188H194ZM207 190V191H206ZM209 190V191H208ZM11 193H9V192ZM13 191V192H12ZM69 191V192H68ZM77 191V192H76ZM96 191V192H95ZM105 191V192H104ZM111 191V192H109ZM123 191V192H122ZM151 192L152 194H150L149 192ZM170 191V190H169ZM177 192L179 193L180 197L182 198H179L176 194ZM177 191V192H176ZM179 191H182L183 193H180ZM186 191V192H185ZM201 191V190H200ZM225 191V192H224ZM262 191V192H261ZM5 192H8V193H5ZM30 194H29V193ZM62 192V193H61ZM113 192L116 194H113ZM143 192V193H142ZM154 192V193H153ZM166 194H165V193ZM192 192V190H191ZM217 192V191H216ZM228 192V194L230 193H233L232 196H228V194L226 193ZM240 192V193H238ZM15 193V194H13ZM56 193V195H55ZM60 193V194H59ZM78 193V194H77ZM99 193V194H98ZM186 193V194H184ZM196 193V192H195ZM214 193V194H213ZM226 193V195H225ZM235 193H238V200H236V196L234 195ZM13 194V195H12ZM17 194V195H16ZM78 197H77V195ZM81 194V195H80ZM87 194V195H86ZM123 194V195H122ZM137 194V195H136ZM161 194H164L166 196V200H162L161 199ZM171 194V193H170ZM183 194V196H182ZM212 194V196H211ZM258 194H262V200H260V198L258 197L259 195ZM4 195V196H2ZM32 195V196H31ZM147 197H145V196ZM155 195V196H154ZM188 195V197H187ZM206 195V196H205ZM225 195V196H224ZM241 195V196H240ZM258 199H257V197ZM23 196V197H22ZM30 196V197H29ZM64 197L62 198V197ZM88 197V200L85 198V197ZM94 200L93 197H95V200L98 199V206L99 204L101 206L99 207H93L94 206V202L91 198ZM145 197L143 199H145V201L142 199V197ZM150 196V197H149ZM157 196V197H156ZM168 196V197H167ZM204 196V198H203ZM209 202H207V197H209ZM222 199H221V197ZM240 196V197H239ZM3 197V198H2ZM105 197V198H104ZM118 197V198H117ZM125 197V198H123ZM130 197V199H128ZM148 197L150 199H148ZM152 197V198H151ZM172 197V198H173ZM176 197H178L176 199ZM186 197V198H185ZM206 197V199H205ZM220 197V198H219ZM9 198V200H8ZM46 198V200H45ZM111 198V199H110ZM116 198V199H115ZM158 198V199H156ZM242 198V199H241ZM243 198H247L243 200ZM6 199V200H5ZM34 199V201H33ZM154 201V204L156 205V209H154V211L152 212L153 214H155V212L158 215V218L161 217L160 219H158V222L156 223L154 220L151 221V218L149 219L148 217V213L150 214V210H149V207H148V201L151 200ZM187 199V200H186ZM216 199V201H215ZM218 199V200H217ZM6 202H4V201ZM101 200V201H100ZM102 200L104 202H102ZM106 200V201H105ZM111 200H114V204L115 205H118L119 208H121L120 206L123 207V210L121 208V213L124 214L123 217L122 214L120 213L119 211V208L116 209V207H114L113 205H111L110 201ZM142 200V201H141ZM171 200V199H170ZM192 200V202H191ZM196 201H199L202 202L205 200V202H207L206 204L209 206H206L207 209H204L203 211V208H201L203 205H200V208L202 209V212L201 215L200 212H198L199 210H195V206L198 204L195 202ZM219 200H222L221 202ZM236 200V202H235ZM242 200V201H241ZM249 200V201H248ZM258 200V201H257ZM122 203H121V202ZM125 201V202H124ZM134 201V202H133ZM141 201V202H140ZM163 201V203L161 202ZM177 201V202H176ZM180 201V203H179ZM186 201V202H185ZM194 201V202H193ZM213 201V202H212ZM216 204H215V202ZM219 201V202H217ZM224 201V202H223ZM240 201V202H239ZM261 201V202H259ZM34 204H33V203ZM93 204H92V203ZM121 204H120V203ZM159 204H158V203ZM176 202V203H175ZM185 202V206H186V203L188 204V209L184 206V203ZM261 207H259L260 209H258V206L259 204ZM4 203V204H3ZM87 204L88 206H85V204ZM97 203V201H96ZM107 203V204H106ZM168 203V204H167ZM173 203L174 204V207L171 206V204ZM182 203V204H181ZM199 203V202H198ZM219 203H221V205L219 206ZM227 203V204H226ZM231 203V202H230ZM238 203V204H237ZM240 203V204H239ZM243 203H244V206H243ZM28 204V205H27ZM41 204V205H40ZM70 206H69V205ZM123 204V205H122ZM146 204V205H145ZM172 204V205H173ZM191 204V206H190ZM204 204V203H203ZM107 205V206H106ZM144 205V206H142ZM162 205V206H161ZM176 205V206H175ZM183 205V206H182ZM205 205V204H204ZM210 205H213L215 206V209H213L214 207ZM219 206L218 208L216 206ZM248 205V206H247ZM3 208H2V207ZM50 206V207H49ZM90 206L91 208L93 209H90ZM96 206V205H95ZM143 208H142V207ZM170 206V208L172 207L173 211L171 209H169L168 211V207ZM179 206L180 209L178 208ZM193 206V207H192ZM232 206V207H231ZM242 206V209H245L246 208V214H244V212L238 208H241ZM27 210H25L26 208ZM72 209H71V208ZM85 207V208H84ZM102 210H100L101 208ZM113 207V208H112ZM130 209H129V208ZM138 207L140 208V210L138 209ZM155 207V206H154ZM163 210H162V208ZM205 207V208H206ZM225 207L229 210H225ZM69 208V209H68ZM86 208H88L90 211L86 212ZM100 208V209H99ZM105 208V209H104ZM108 208H110L108 210ZM128 210H127V209ZM137 208V209H136ZM186 208V210H185ZM194 208V209H193ZM212 208L213 212L215 213V210H216V213L215 215H217L218 217V213L220 214V218H218L217 220H214L216 219V217H213L211 216L212 218H210V214L209 212L213 213L212 211H210ZM224 208V209H223ZM250 208V210H249ZM261 208H262V211H261ZM98 211H97V210ZM199 209V207H198ZM84 210V211H83ZM97 212H96V211ZM107 210V212H106ZM118 212H117V211ZM127 210V211H126ZM132 210V211H131ZM142 210V211H141ZM159 210V211H158ZM161 210V212H160ZM168 213H166L167 211ZM227 212H225V211ZM248 210V211H247ZM15 211V212H14ZM78 211V212H77ZM93 211H95V213H99L98 215H93ZM130 211V212H128ZM166 211V212H164ZM176 212V216H175V212ZM229 211V212H228ZM32 212V213H31ZM36 212H39L36 213ZM57 212V213H56ZM73 212V213H71ZM85 212V213H84ZM92 212V213H91ZM102 212H106L105 214L108 216V219H107V216L104 215ZM109 212V214H108ZM124 212V213H123ZM138 214V215H134V213ZM140 214H139V213ZM182 212H183V215H182ZM225 213V214H222ZM231 212H233L234 215H237V217L235 216L234 220H230V218L232 219V217L234 216L233 214H231ZM2 213V214H1ZM130 213V214H129ZM144 213V214H142ZM181 213V214H180ZM206 213V214H205ZM22 214V215H21ZM104 217H102V215ZM145 214H146V217H145ZM170 214V215H169ZM180 214V215H179ZM228 214L230 215V218L228 217L227 219V216ZM249 214V215H248ZM49 217H48V216ZM54 217H52V216ZM60 215V216H59ZM86 215V216H85ZM101 215V216H100ZM117 215V216H116ZM156 215V214H155ZM166 215V216H165ZM169 215V217H167ZM182 215V216H181ZM194 215V216H193ZM212 215V214H211ZM223 215V216H222ZM224 215H225V218H224ZM227 215V216H226ZM243 215V216H242ZM22 216H24L25 218H23ZM34 216V217H33ZM41 216V217H40ZM61 216H62V219H61ZM82 216V217H81ZM89 218H88V217ZM100 216V217H99ZM137 216V217H136ZM139 216V217H138ZM157 216V215H156ZM155 216V217H156ZM171 216V217H170ZM188 216V217H187ZM192 216V217H190ZM205 216V217H204ZM222 216V217H221ZM260 218H259V217ZM29 220H28V218ZM33 217V218H32ZM52 217V218H51ZM57 217V218H56ZM60 217V218H59ZM92 217V218H91ZM112 217L113 219L117 218L119 219L118 221L121 222L122 224L125 223L124 220L127 221V219L129 221L127 222H130L132 223V221L134 222V226L130 223V227H139L138 230H140L142 233H143V230L145 232H147V230L149 231L150 229V225L154 226H157L158 227V224L159 225H162L164 224V226H161V228H157L159 229L157 232H155L156 230H154L155 233L157 234H154L153 231L151 230L149 233L151 234H148L146 235L145 233L141 234L140 231L138 232L139 235H142L141 238L143 237V239L140 238V236L136 233V232H132V229H131V232L128 231L129 228L127 227L128 230H126L125 226H121L122 228L118 229L119 231H113L112 230ZM115 217V218H114ZM120 217V218H118ZM127 217V218H125ZM133 217V218H132ZM154 217V216H153ZM182 217V219H181ZM256 217V218H255ZM258 217V219H257ZM20 218V219H19ZM43 221H42V219ZM51 218V219H50ZM103 218H106V221L103 220ZM136 218V219H135ZM146 218V220H145ZM165 218V219H164ZM184 218V219H183ZM206 218V219H205ZM214 218V219H213ZM236 218L238 219V221L236 220ZM243 218V219H242ZM256 220H255V219ZM19 219V220H16ZM36 219V220H35ZM53 219V220H52ZM93 220V222L91 223V221ZM132 219V220H131ZM141 219V220H140ZM149 219V220H147ZM155 219V218H154ZM164 221H163V220ZM225 219V221H224ZM38 220V221H37ZM57 220V221H56ZM70 220V221H69ZM87 220V221H86ZM121 220V221H120ZM157 220V219H156ZM167 220V221H166ZM173 220V221H172ZM188 222H187V221ZM192 220V221H191ZM208 220V221H206ZM211 222H210V221ZM213 220V221H212ZM229 220V221H227ZM3 221V222H2ZM15 221V222H14ZM36 222L35 224L31 223V222ZM49 221V222H48ZM96 221V222H95ZM99 221V222H98ZM139 225H138V223ZM141 221V222H140ZM166 221V222H165ZM193 221L195 222V224L193 223ZM197 221V223H196ZM205 222V223H202V222ZM215 221V227L212 225V223ZM231 221V223L233 221H237L236 223L234 222L231 226H229V222ZM250 221V222H249ZM6 222V223H4ZM8 222H12L10 225L8 224ZM21 222V223H19ZM44 223L42 224V227L40 225V223ZM59 222V223H58ZM147 222H153V224H150L147 223ZM217 222V223H216ZM225 222V223H224ZM243 222V223H242ZM247 225V228L245 226V224ZM247 222V223H246ZM257 222V223H255ZM26 223V224H25ZM31 223V224H30ZM53 225H52V224ZM56 223V224H55ZM96 226H95V224ZM99 223V224H98ZM101 223H103L101 225ZM136 223L138 226H136ZM182 223V226H180ZM211 223V225H210ZM224 223V224H223ZM226 223H228L227 225H225ZM259 223V224H258ZM29 224V225H28ZM68 224V225H67ZM80 224V225H78ZM109 224V226H108ZM121 224V225H122ZM179 224V225H178ZM197 224V225H196ZM201 224V225H200ZM220 224V226H219ZM224 226V228L221 226ZM250 224H253V228H254V232L256 234H259L261 236L260 238V241H259V237L257 235H254L253 234V229L250 227ZM8 225L10 226L11 230L9 229V231H6ZM16 226L15 228L13 226ZM31 225V226H30ZM35 225V226H34ZM38 225H39V228H38ZM52 225V226H51ZM60 225H62V227H60ZM89 225V226H88ZM90 225L92 226V229L90 228ZM101 225V226H100ZM106 225V226H105ZM128 225V224H127ZM148 225L150 227H148ZM176 225V226H175ZM190 228H189V226ZM197 226V230H200L198 232H195L193 230H195ZM200 225V227H199ZM210 225V226H209ZM259 225V226H258ZM23 226V227H21ZM32 226L34 227V229L32 228ZM46 226V227H45ZM58 228H57V227ZM105 226V228L103 227ZM154 226V227H155ZM177 226H178V230H177ZM202 226V227H201ZM206 226V227H205ZM238 226V227H237ZM240 226V227H239ZM261 226V227H260ZM41 227V228H40ZM89 229H88V228ZM99 227V228H98ZM182 227V228H180ZM187 227V228H186ZM204 227V228H203ZM226 227V228H225ZM257 227V228H256ZM32 231H31V229ZM102 228V229H101ZM110 228V229H109ZM125 228V229H124ZM194 228V229H193ZM215 228V229H213ZM24 229V230H23ZM56 229V230H55ZM104 229H106L107 231H105ZM142 229V230H141ZM151 229H153L151 227ZM169 229V230H168ZM179 229H183V231L180 232ZM202 229V230H201ZM206 229V230H205ZM209 229H210V232L211 234L209 233ZM217 229V230H216ZM219 229V230H218ZM221 229V230H220ZM258 229L260 231H258ZM4 230L6 232V234L4 233ZM8 230V229H7ZM81 230V231H80ZM101 230V231H100ZM186 230V232H185ZM243 230H246V231H243ZM11 231V233H10ZM20 231V232H19ZM45 233H44V232ZM71 231V232H70ZM87 231V234L86 232ZM163 231V232H162ZM165 231V232H164ZM223 231H226L227 234L225 235L224 233V236L222 238V232ZM9 232V233H8ZM35 232V234H34ZM89 232L93 233V236L92 234H90ZM104 234H103V233ZM152 232V233H151ZM159 232V234H158ZM189 232V233H188ZM191 232V233H190ZM242 232V233H241ZM244 232V233H243ZM22 233V234H21ZM26 233V234H25ZM42 233H43V237H42ZM47 233V234H46ZM101 233V234H99ZM119 233V234H118ZM178 233V234H177ZM8 234V235H7ZM15 235V237H13V235ZM39 234H41L39 236ZM95 234V235H94ZM110 234V235H109ZM161 234V236H160ZM193 234V235H192ZM240 234V235H239ZM21 235V236H20ZM36 235V236H35ZM49 238H47L46 237ZM103 235L106 236L105 240H104V237H102ZM113 237H112V236ZM124 235V236H123ZM131 237H130V236ZM137 235V236H136ZM155 235V236H154ZM187 235V236H186ZM242 235V236H241ZM247 235L249 236V238L251 237L252 240L248 239L247 238ZM7 236V237H6ZM20 236V237H19ZM27 236V237H26ZM32 236V237H31ZM37 236H39L40 238H38ZM45 236V237H44ZM60 238H58V237ZM63 236V237H61ZM84 236V237H83ZM98 236V237H96ZM100 236V237H99ZM111 236V237H110ZM159 236V237H158ZM163 236V237H162ZM227 236V237H226ZM240 236L243 238V236L245 237L246 236V240H247V243L250 244V245H247L245 244L244 246V241L245 239L243 240L242 242V238H240ZM254 236V237H253ZM3 237V238H2ZM90 237L93 239L91 240ZM97 240H96V238ZM110 240H108V238ZM137 238V240H140L141 239V246L139 245L138 241L137 242H134V238ZM148 237V238H146ZM157 237V238H156ZM162 237V238H161ZM258 237V239H257ZM25 238V239H24ZM46 240H45V239ZM99 238V240H98ZM102 238V239H100ZM119 238V239H118ZM125 238V239H124ZM129 238V239H128ZM140 238V239H138ZM156 238V239H155ZM159 238V239H158ZM161 238V239H160ZM165 238V239H164ZM183 238V239H182ZM185 238V239H184ZM255 238V239H254ZM78 239V240H77ZM115 239H118L116 242ZM123 241H121V240ZM146 239V240H144ZM153 239V240H152ZM187 239V241H186ZM207 239V238H206ZM7 240V241H6ZM16 242H15V241ZM30 240V241H29ZM38 240V241H37ZM84 240V241H83ZM96 240V241H95ZM115 242H114V241ZM127 240V241H126ZM136 240V239H135ZM158 240V241H156ZM161 240H163L161 242ZM166 240V241H165ZM175 240V241H174ZM177 240V242H176ZM185 240V241H183ZM205 240V239H204ZM235 240V241H236ZM14 241V242H13ZM87 241V242H86ZM106 241V243L104 242ZM109 241V242H108ZM170 241V242H168ZM255 241V242H254ZM7 242V243H6ZM31 242H34V243H31ZM48 242H50L48 244ZM93 243L92 245L90 244ZM100 242V243H99ZM101 242L103 244H101ZM111 242V243H110ZM113 242L117 245L118 243V247L117 246H114ZM130 242V243H129ZM133 242V244H132ZM184 242V243H183ZM191 242V243H190ZM194 242V243H193ZM198 242V241H197ZM251 242V243H250ZM19 243V244H18ZM62 243V244H61ZM84 243V244H83ZM137 243L136 246H134V244ZM151 243V244H150ZM168 243V244H167ZM187 243V244H186ZM188 243H189V246H188ZM199 243V242H198ZM9 246H8V245ZM17 244L19 246H17ZM30 244V245H29ZM51 244V245H50ZM84 246H83V245ZM90 246H88V245ZM173 244V245H172ZM194 244V245H192ZM197 244V243H196ZM203 244H206V243H203ZM13 247V249H17L16 251L15 250H11V247ZM15 245V246H14ZM98 245V246H97ZM106 245V246H105ZM133 245V246H132ZM164 245V246H163ZM182 245V246H181ZM184 245V247H183ZM185 245H186V248H185ZM223 245V244H222ZM243 245V246H242ZM254 245V246H253ZM258 246V250L259 252L261 253V258L260 260L262 259V262H264V258L262 257V255L264 256V247L263 246ZM30 246H31V249H30ZM36 246V247H35ZM94 246V247H93ZM124 246V247H123ZM146 246V247H145ZM159 246V248H158ZM170 246V247H169ZM194 250H193V248ZM209 245H207L208 247ZM232 246V245H231ZM236 247V245H233ZM26 247V248H25ZM79 247V248H77ZM98 247V249H97ZM114 247H117L116 249H114ZM150 247V248H149ZM174 247V249H173ZM192 249H190V248ZM204 247V246H203ZM206 247V248H207ZM226 247V243H225V246ZM9 248V250H8ZM20 248V249H19ZM40 248V249H39ZM119 248V250H117ZM142 248V249H140ZM178 248V249H177ZM180 248V250H179ZM182 248V249H181ZM201 248V249H199ZM205 248V247H204ZM237 248V247H236ZM254 248V249H253ZM30 251L28 253H26V250H29ZM50 249V250H49ZM80 249V250H79ZM92 249V250H90ZM97 249V250H95ZM100 249V250H99ZM150 251H149V250ZM160 249V250H158ZM184 249V251L182 252V250ZM190 249V250H189ZM7 250V251H6ZM22 250V251H21ZM79 250V251H78ZM83 250V251H82ZM88 250V251H87ZM106 250V251H104ZM114 250V251H113ZM140 250V251H139ZM155 250V251H153ZM158 250V251H157ZM170 250V251H169ZM190 252H189V251ZM193 250V252H192ZM197 250V251H196ZM202 250V251H200ZM212 247L210 248V250L208 249V251L210 252L209 254L212 255V252H211ZM9 251V253H8ZM24 251V252H23ZM90 251V252H89ZM95 252L94 254L92 252ZM96 251L98 253H96ZM109 251V253L107 252ZM20 252V253H19ZM31 252V253H30ZM38 252V253H37ZM116 252V253H115ZM145 252V253H144ZM162 252V253H161ZM171 252V253H170ZM186 252V253H185ZM241 252H243V250H241ZM243 252V253H244ZM256 252V250H255ZM259 252H256L257 254ZM4 253H7V254H4ZM34 253V254H33ZM43 253V254H42ZM59 253V254H58ZM92 253V254H91ZM141 253V254H140ZM160 253V254H159ZM175 252H173L174 254ZM184 253V254H183ZM190 253V254H189ZM195 253V256L193 255ZM252 253V252H251ZM259 253V254H260ZM23 254V255H21ZM30 254V255H29ZM34 255V257H32V255ZM39 254V255H38ZM43 256H42V255ZM101 254V255H100ZM103 254V255H102ZM147 254V255H146ZM156 254V255H155ZM158 254V255H157ZM187 254V255H186ZM208 254V256H209ZM254 254V258H255V253ZM256 254V256H258ZM28 257H27V256ZM47 255L48 258H47ZM53 257H52V256ZM133 255V256H131ZM142 255V256H141ZM152 255V256H151ZM155 255V257H154ZM184 255V256H183ZM185 255L187 256L185 258ZM190 255V256H188ZM198 255V257H197ZM240 255V254H239ZM38 256V257H36ZM52 258H51V257ZM60 256V257H59ZM97 256V257H95ZM116 256V257H115ZM136 256V257H135ZM157 256V257H156ZM159 256V257H158ZM169 256V257H168ZM175 256V255H174ZM245 256V255H244ZM248 256V255H247ZM9 257V258H8ZM32 257V259L30 258ZM45 259H44V258ZM75 259H74V258ZM106 257V259H105ZM115 257V258H113ZM118 257V258H117ZM130 257V258H129ZM134 257V258H133ZM139 259H138V258ZM161 257V258H160ZM166 259H165V258ZM182 257V258H181ZM191 257V258H190ZM195 257H196V261H195ZM238 257V256H236ZM251 257H253L251 255ZM259 257V256H258ZM5 260H3V259ZM36 258H37V261H36ZM42 260H41V259ZM93 258H95L94 260H92ZM125 258H128L130 261L132 262H128ZM147 259L146 261L143 260V259ZM209 258L211 259V257L209 256ZM232 258V257H231ZM247 258V257H246ZM10 259V260H9ZM22 259V260H21ZM54 259V260H53ZM63 259H66V260H63ZM123 259V260H122ZM164 259L166 261H164ZM184 259V260H183ZM233 259V258H232ZM249 259V258H248ZM6 260H8L6 262ZM20 260V261H19ZM35 260V261H34ZM75 260V261H74ZM121 260V261H120ZM183 260V261H181ZM246 260L245 258H243V255H240V261H244ZM250 260V259H249ZM253 260V259H252ZM4 261V262H3ZM12 261V262H11ZM15 261H18V262H15ZM46 261V262H45ZM66 261V262H65ZM93 261V262H92ZM112 261V262H111ZM251 261V260H250ZM37 262V263H36ZM62 262V263H61ZM69 262V263H68ZM87 262V263H86ZM100 262V263H99ZM152 262V261H151ZM173 262H176V263H173ZM229 262V261H228ZM261 262V264H262ZM158 263V264H159ZM234 264H239V262H237V260L235 259ZM216 264V263H214ZM218 264V262H217ZM229 264H231L229 262ZM242 264V263H240ZM244 264V262H243ZM264 264V263H263Z\"/></svg>",
	"mask_w": 264,
	"mask_h": 264
},
{
	"label": "bare ground",
	"instance_id": "2",
	"mask_svg": "<svg viewBox=\"0 0 264 264\" xmlns=\"http://www.w3.org/2000/svg\"><path fill=\"white\" fill-rule=\"evenodd\" d=\"M22 1H23V0H22ZM24 1H26V0H24ZM24 1L22 2V4L24 3ZM61 1H62V0H61ZM65 1H66V0H65ZM125 1H126V0H125ZM148 1H149V0H148ZM150 1H151V0H150ZM150 1H149V2H150ZM159 1H160V0H159ZM167 1H169V0H167ZM182 1H183V0H182ZM205 1H206V2L208 1V4H209V2H211V1L213 2V0H211V1H210V0H204V2H205ZM226 1H228V0H226ZM229 1H231V0H229ZM229 1H228V2H229ZM234 1H235V0H234ZM253 1H254V0H253ZM261 1H262V0H261ZM0 2H1L0 4L2 5V1H0ZM38 2H39V1H38ZM58 2H59V0H58ZM101 2H102V1H101ZM105 2H106V1H105ZM108 2H110V1H108ZM126 2H127V1H126ZM135 2H137V1H135ZM169 2H170V1H169ZM171 2H172V0H171ZM254 2H255V1H254ZM259 2H260V1H259ZM262 2H263V1H262ZM20 3H21V2H20L19 0H15V1H14L15 6H17V8L20 7L21 10H22V9H23V8H22L23 6L21 7V4H20ZM62 3H63V2H62ZM82 3H83V2H82ZM99 3H100V2H99ZM110 3H111V2H110ZM137 3L139 4V2H137ZM145 3L148 4V6H149V4H151V3H147V1H146ZM145 3H144L143 6H145ZM152 3H154V2H152ZM214 3H215V5H214ZM219 3H220V2H219ZM225 3H226V2H225ZM231 3H232V2H231ZM242 3H243V2H242ZM5 4H6V3H5ZM24 4H25V3H24ZM59 4H60V2H59ZM63 4H64V3H63ZM105 4H106V3H105ZM129 4H130V3H129ZM154 4H155V3H154ZM227 4H228V3H227ZM233 4H234V3H233ZM235 4H237V3H235ZM252 4H253V2H252ZM262 4H263V3H262ZM60 5L62 6V4H60ZM111 5H112V4H111ZM122 5H123V4H122ZM133 5H134V4H133ZM135 5H136V4H135ZM158 5H159V4H158ZM190 5H191V4H190ZM199 5H200V4H198V6H199ZM201 5H202V4H201ZM211 5L213 6V10H216V8L218 9V7H219V6H217V5H218V0H217V2H215V0H214L213 4H211ZM228 5H229V4H228ZM259 5H260V4H259ZM63 6H64V5H63ZM97 6H98V5H97ZM137 6H138V5H137ZM203 6H204V4H203ZM214 6H215V8H214ZM216 6H217V7H216ZM237 6H238V5H237ZM27 7H28V6H27ZM133 7H134V6H133ZM138 7H139V6H138ZM140 7L142 8V6H140ZM145 7L147 8V6H145ZM152 7H153V6H152ZM220 7H221V5H220ZM225 7H226V6H225ZM227 7H228V6H227ZM233 7H234V6H233ZM0 8H2V7L0 6ZM4 8H5V6H4ZM6 8H7V7H6ZM31 8H32V7H31ZM134 8H135V7H134ZM146 8H145V9H146ZM169 8H171V7H169ZM176 8H178V7H176ZM176 8H175V9H176ZM208 8H209V5H208ZM230 8H232V6L229 7V9H230ZM252 8H253V6H252ZM29 9H30V8H29ZM147 9H149V8H147ZM162 9H163V8H162ZM242 9H244V8H242ZM262 9H264V8L262 7ZM11 10H12V9H11ZM21 10H20V12H22ZM25 10L28 11L27 9H25ZM30 10H31V9H30ZM195 10H196V9H195ZM221 10H222V8H221ZM227 10H228V8H227ZM227 10H226V11L223 10V11L227 13ZM2 11H3V10H2ZM33 11H34V10H33ZM154 11H155V10H154ZM171 11H172V10H171ZM173 11H174V10H173ZM209 11H212V9L209 10ZM232 11L234 12V14H239V13H241L240 9H238V8H236V9H233V8H232ZM252 11H253V10H251V12H252ZM258 11H259V10H258ZM260 11H261V10H260ZM262 11H263V10H262ZM3 12H4V11H3ZM152 12H153V11H152ZM203 12H205V10H203ZM203 12H202V13H203ZM216 12H217V11H216ZM216 12H214V14H213V16H212V19H211V20L213 21V22H212V29H213V26L215 27V25H216V23H217L216 21H214L215 18L218 20V18H217L216 16L218 15V12H219V11L217 12V14H215ZM220 12H221V11H220ZM224 12H223V13H224ZM244 12H247V10L244 11ZM8 13H9V12H8ZM11 13H12V12H11ZM22 13H24V11H23ZM25 13H26V12H25ZM25 13H24V14H25ZM138 13H139V11H138ZM145 13H146V12H145ZM154 13H155V12H154ZM187 13H188V12H187ZM200 13H201V11H200ZM202 13H201V14H202ZM211 13H213V12H211ZM253 13H254V12H253ZM255 13H256V15H257V12H255ZM63 14H66V12H63ZM172 14H173V13H172ZM172 14H171V15H172ZM201 14H200V17H201ZM205 14L208 15L209 12L207 11ZM205 14H203V15L206 16ZM230 14H233V13L231 12ZM230 14H229V13L226 14L227 17L224 18V19H225V20H224L225 22H224V21H223V22L221 21L222 23H221V22H220V23L218 22V23H219V24H218L219 26L217 25L218 28H220V27L222 28L221 25H224V24L227 23V22H228V23H227L226 25L228 26L229 21L227 20V22H226V19H228V17L230 16ZM234 14H233V15H234ZM258 14H259V13H258ZM5 15H6V14H5ZM22 15H23V14H22ZM31 15H32V14H31ZM105 15H106V14H105ZM194 15H195V16H194L195 18L199 19L198 17H196V14H194ZM211 15H212V14H211ZM240 15H241V14H240ZM240 15H239V16H240ZM252 15H254V14H252ZM252 15H251V16H252ZM13 16H14V15H13ZM39 16H40V14H39ZM119 16H120V15H119ZM175 16L177 17L178 15L175 14ZM191 16H192V15H191ZM214 16H215V18H213ZM219 16H220V15H219ZM224 16H225V15H224ZM247 16H248V15H247ZM249 16H250V14H249ZM249 16H248V17H249ZM4 17H5V16H4ZM11 17H12V15H11ZM41 17H42V16H41ZM44 17H45V16H44ZM234 17L236 18V16H234ZM240 17H241V16H240ZM248 17H247V18H248ZM254 17H256V16L254 15ZM257 17H259V15H257ZM6 18H7V17H6ZM114 18H115V17H114ZM137 18H138V17H137ZM206 18H207V17H206ZM210 18H211V16H210ZM222 18H223V17H222ZM222 18L220 17V19H222ZM229 18H230V17H229ZM238 18H239V17H238ZM11 19H12V18H11ZM27 19H28V18H27ZM45 19H46V17H45ZM177 19H178V17H177ZM182 19H183V18H182ZM203 19H205V17H203ZM242 19H243V18H242ZM250 19H252V17H251ZM253 19H254V18H253ZM2 20L4 21L3 18H2ZM15 20H16V19H15ZM20 20H21V19H20ZM57 20H58V19H57ZM147 20H148V19H147ZM174 20H175V19H174ZM180 20H181V18H180ZM205 20H207V19H205ZM229 20H231V19H229ZM257 20H258V18H257ZM0 21H1V18H0ZM3 21H2V23H3ZM13 21H14V20H12V22H13ZM25 21H26V20H25ZM79 21H80V20H79ZM99 21H100V20H99ZM114 21H115V20H114ZM133 21H134V20H133ZM195 21H196V19H195ZM207 21L209 22V20H207ZM232 21H233V20H231V22H232ZM251 21H252V20H251ZM260 21H261V18H260ZM7 22H8V21H7ZM12 22H11V23H12ZM22 22H23V21H22ZM28 22H29V21H28ZM38 22H39V21H38ZM43 22H44V21H43ZM103 22H105V21H103ZM188 22H189V23L191 22V18H190L189 21L187 20V23H188ZM214 22H215V24L213 25ZM243 22H244V21H243ZM0 23H1V22H0ZM2 23H1V24H2ZM16 23H17V22H16ZM20 23H21V22H20ZM20 23H18V24H20ZM50 23H51V22H50ZM109 23H110V22H109ZM128 23H130V22H128ZM178 23H179V22H178ZM187 23H185V24L187 25ZM189 23H188V24H189ZM198 23H199V22H198ZM240 23H241V22H240ZM3 24H5V23H3ZM21 24H22V23H21ZM42 24H43V23H42ZM78 24H79V23H78ZM78 24H77V25H78ZM107 24H108V23H107ZM114 24H115V23H114ZM118 24H119V23H118ZM122 24L124 25V23H122ZM130 24H131V23H130ZM132 24H133V23H132ZM191 24H192V23H191ZM194 24H195V23H194ZM210 24H211V22H210ZM210 24H209V26H210ZM261 24H262V22H261ZM263 24H264V23H263ZM263 24H262V25H263ZM5 25H6V24H5ZM5 25L3 26V27H4L3 29H4V30H5V29L7 30V28H8L9 26H7V27L5 28ZM51 25H52V24H51ZM108 25H109V24H108ZM110 25H111V24H110ZM133 25H134V24H133ZM138 25H141V24H138ZM168 25H169V24H168ZM192 25H193V24H192ZM192 25H191V26H192ZM226 25H225V26H226ZM246 25H248V23H247ZM256 25H257V24L254 23V27L258 29L259 26L257 27ZM259 25H260V24H259ZM16 26H17V25H16ZM18 26H19V25H18ZM18 26H17V28H18ZM26 26H27V24H26ZM35 26H37V25H36V22H35ZM79 26H80V25H79ZM100 26H101V25H100ZM103 26H104V25H103ZM106 26H107V25H106ZM124 26H125V25H124ZM189 26H190V24H189ZM235 26H236V25H235ZM12 27H13V26H11V28H12ZM20 27H21V26H20ZM22 27H23V26H22ZM37 27H38V26H37ZM39 27H40V26H39ZM42 27H43V26H42ZM120 27H121V25H120ZM134 27H135V26H134ZM141 27H142V26H141ZM141 27H140V28H141ZM152 27H153V26H152ZM184 27H185V26H184ZM201 27H203V25H202ZM228 27H229V26H228ZM236 27H237V26H236ZM243 27H244V26H243ZM254 27H253V28H254ZM260 27H261V25H260ZM23 28H24V27H23ZM104 28H105V27H104ZM117 28H119V25H118ZM187 28H188V27H187ZM209 28H211V27H209ZM209 28H208V27L206 28V31H207V32H202L203 30H202L201 32H198V30H196V29H195V30H196V32H195V30L193 29V30H194L193 35H196V33L198 32V33H197V37H198V35H199V37H201V39H202V38L205 37V36H209V37H207V38H208L209 41H210L211 33L208 32V31H210ZM233 28H234V27H233ZM251 28H252V26H251ZM251 28H250V29H251ZM262 28H263V27H262ZM262 28H261V29H262ZM37 29H38V28H37ZM54 29H55V27H54ZM142 29H143V28H142ZM142 29H141V30H142ZM215 29H216V28H215ZM223 29H224V28H223ZM238 29H239V25H238ZM244 29H245V28H244ZM247 29H248V28H247ZM250 29H249V30H250ZM259 29H260V28H259ZM0 30H2V29H0ZM10 30H11V29H10ZM13 30H14V29H13ZM15 30H16V29H15ZM20 30L22 31L21 28H20ZM24 30H27V29L24 28ZM34 30H35V29H34ZM38 30H39V29H38ZM59 30H60V29H59ZM121 30H122V29H121ZM168 30H169V29H168ZM170 30H171V29H170ZM188 30H189V29H188ZM188 30H187V31H188ZM200 30H201V28H200ZM224 30H225V29H224ZM227 30H228V29H227ZM227 30H226V31H227ZM27 31H28V30H27ZM35 31L38 32L37 30H35ZM110 31H111V30H110ZM187 31H186V33H187ZM211 31H212V30H211ZM215 31H216V30H215ZM228 31H229V30H228ZM230 31H231V30H230ZM1 32H2V31H1ZM1 32H0V33H1ZM105 32H106V31H105ZM112 32H113V34H115L114 31H112ZM112 32H110V33H112ZM122 32H123V31H122ZM129 32L132 33L131 31H129ZM143 32H144V31H143ZM145 32H146V31H145ZM172 32H173V31H172ZM188 32H189V31H188ZM190 32H191V29H190ZM252 32H253V30H251L249 33H252ZM2 33H3V32H2ZM2 33H1V34H2ZM6 33H8V32H6ZM12 33H13V32H12ZM18 33H19V32H18ZM119 33H120V31H119ZM194 33H195V34H194ZM238 33H239V31H238ZM238 33H237V32L234 33V32L232 31L231 33L228 32V33H223V34H221L222 37H223V43L220 41V44L222 43L221 47H220V45L217 44V45L220 47L219 51L221 50L222 52H226V51H228V50H231V51H233V52L236 51V53H238V52H239V53H246L247 51H249L248 54H247V55L249 56V53H252V52H250L249 48H248V50H247V45H244V44L240 41V38H239V34H240V33H239V34H238ZM242 33H243V32H242ZM242 33H241V34H242ZM9 34H10V33H9ZM39 34H40V33H38V35H39ZM54 34H55V33H54ZM58 34H59V33H58ZM108 34H109V33H108ZM117 34H118V33H117ZM120 34H121V33H120ZM139 34H141V33H139ZM144 34H145V33H144ZM171 34H172V33H171ZM175 34H176V33H175ZM175 34H174V35H175ZM252 34H253V33H252ZM255 34H256V32H255ZM261 34H263V33H261ZM11 35H12V34H11ZM13 35H14V34H13ZM24 35H25V34H24ZM24 35H22V36H24ZM35 35H36V34H35ZM55 35H57V34H55ZM92 35H93V34H92ZM105 35H107V34L105 33ZM148 35H149V33H148ZM213 35H214V32H213ZM32 36H33V35H32ZM42 36H43V35H42ZM45 36H46V35H45ZM45 36H44V38H45ZM57 36H58V35H57ZM120 36H121V35H120ZM154 36H155V35H154ZM259 36H260V35H259ZM1 37H2V38H7V37L4 36V35L1 36ZM12 37H13V36H12ZM27 37H29V36H27ZM48 37H49V36H48ZM61 37H62V36H61ZM93 37H94V36H93ZM98 37H99V36H98ZM116 37H117V36H116ZM127 37H128V35H127ZM188 37H190V38L192 39V36H188ZM211 37H212V36H211ZM49 38H50V37H49ZM111 38H113V37H111ZM114 38H115V37H114ZM114 38H113V39H114ZM152 38L154 39V37H152ZM155 38H156V37H155ZM193 38H194V36H193ZM238 38H239V39H238ZM249 38H250V37H249ZM7 39H8V38H7ZM7 39H6V40H7ZM13 39H14V38H13ZM16 39H17V38H16ZM16 39H15V40H16ZM45 39H46V38H45ZM79 39H80V38H79ZM88 39H89V38H88ZM115 39H116V38H115ZM115 39H114V41H115ZM124 39H125V38H124ZM156 39H157V38H156ZM191 39H190V40H191ZM194 39H195V38H194ZM194 39H193V40H194ZM205 39H206V38H205ZM228 39H231L232 42H229ZM237 39H238V40H237ZM6 40H5V41H6ZM10 40H11V39H10ZM39 40H40V39H39ZM52 40H53V39H52ZM84 40H85V39H84ZM89 40H91V39H89ZM111 40H112V39H111ZM172 40H173V39H172ZM179 40H180V38H179ZM196 40H197V39H195V41H196ZM202 40H203V39H202ZM202 40L199 39L198 42L201 43ZM212 40H213V38H212ZM248 40H249V39H248ZM11 41H12V40H11ZM40 41H41V40H40ZM79 41H81V40H79ZM91 41H92V40H91ZM105 41H106V40H105ZM109 41H110V40H109ZM125 41H126V40H125ZM151 41H153V40H151ZM162 41H164V40H162ZM168 41H169V40H168ZM181 41H183V40H181ZM200 41H201V42H200ZM206 41H207V40H206ZM227 41H228V42H227ZM252 41H253V40H252ZM254 41H256V39H255ZM260 41H261V40H260ZM17 42H18V41H17ZM81 42H82V41H81ZM94 42H95V41H94ZM155 42H156V41H155ZM165 42H166V41H165ZM169 42H170V41H169ZM186 42H187V41H186ZM207 42H208V41H207ZM207 42H206L203 46H201V47H202V48H200V49H201V50H200L201 53H202V51L204 52V50H206V49L209 48L208 45H210V44H207ZM217 42H218V41H217ZM258 42H259V40H258ZM263 42H264V41H263ZM44 43H45V42H44ZM44 43H43V44H44ZM146 43H147V42L145 41V44H146ZM150 43H151V42H150ZM150 43H149V44H150ZM203 43H204V41H203ZM208 43H209V42H208ZM211 43H213V42L211 41ZM15 44H16V43H15ZM49 44H50V43H49ZM52 44H53V43H52ZM75 44H76V43H75ZM90 44H91V43H90ZM103 44H104V43H103ZM114 44H115V43H114ZM147 44H148V43H147ZM155 44L159 45L157 42H156ZM160 44L162 45V43H160ZM183 44H184V43H183ZM241 44H242V45H241ZM16 45H17V44H16ZM40 45H41V44H40ZM40 45H39V46H40ZM181 45H182V44H181ZM201 45H202V44H201ZM215 45H216V44H215ZM257 45H258V44H257ZM259 45H260V50H261V48L264 47V43H262V41H261ZM14 46H15V45H14ZM39 46H38V47H39ZM147 46H148V45H147ZM154 46H155V45H154ZM166 46H167V45H166ZM172 46H173V45H172ZM185 46H186V45H185ZM248 46H249V45H248ZM12 47H13V46H12ZM22 47H23V46H22ZM30 47H31V46H30ZM42 47L44 48V46H42ZM51 47H53V46H51ZM76 47H77V46H76ZM149 47H150V46H149ZM152 47H153V45H152ZM162 47H163V46H162ZM170 47H171V46H170ZM181 47H182V46H181ZM186 47H187V46H186ZM186 47H185L184 49H187ZM215 47H216V46H215ZM219 47H218V48H219ZM250 47H251V46H250ZM253 47H254V46H253ZM34 48H35V46H34ZM36 48H37V47H36ZM43 48H42V49H43ZM46 48H47V47H46ZM77 48H78V47H77ZM160 48H161V47H160ZM174 48H175V50H176L177 52L180 53V50L178 51V49H176V47H174ZM177 48H178V47H177ZM5 49H6V48H5ZM37 49H41V47H40V48H37ZM44 49H45V48H44ZM103 49H104V48H103ZM106 49H107V48H106ZM134 49H135V48H134ZM161 49H162V48H161ZM211 49H212V48H211ZM213 49H214V47H213ZM213 49H212V51H213ZM254 49H256V48H254ZM3 50H4V49H2V52H1V53H4ZM30 50H32V49L30 48ZM45 50H46V49H45ZM107 50H108V49H107ZM126 50H128V49H126ZM162 50H164V49H162ZM165 50H166V49H165ZM197 50H198V49H197ZM18 51H19V50H18ZM37 51H38V50H37ZM39 51H40V50H39ZM43 51H44V50H43ZM61 51H62V50H61ZM61 51H60V52H61ZM132 51H133V50H132ZM153 51H154V50H153ZM172 51H173V50H172ZM172 51H169V52H172ZM207 51H208V50H207ZM207 51H206V52H207ZM219 51H218V52H219ZM261 51H262V54H263V53H264V52H263L264 50H261ZM46 52H47V51H46ZM67 52H68V51H67ZM69 52H70V50H69ZM182 52H183V51H182ZM188 52L190 53V51H188ZM192 52H193V50H192ZM194 52H195V51H194ZM197 52H198V54H199V51H197ZM228 52H229V51H228ZM253 52H255V51H253ZM13 53H14V52H13ZM33 53H34V52L32 51V55H33ZM48 53H49V52H48ZM61 53H62V52H61ZM115 53H116V52H115ZM131 53H132V52H131ZM137 53H138V52H137ZM174 53H175V52H174ZM183 53H184V52H183ZM226 53H227V52H226ZM16 54H18V53L16 52ZM42 54H43V53H42ZM62 54H63V53H62ZM105 54H106V53H105ZM180 54H181V53H180ZM180 54H178V55H180ZM198 54L196 53V55H198ZM206 54H207V53H206ZM210 54H211V53H210ZM217 54H218V53H217ZM221 54L223 55V57L226 55L225 53H221V52H220V57H222ZM224 54H225V55H224ZM230 54H231V53H230ZM257 54H258V53H257ZM260 54H261V52H260ZM50 55H51V53H50ZM76 55H77V54H76ZM80 55H81V54H80ZM98 55H99V54H98ZM138 55H139V53H138ZM181 55H182V54H181ZM184 55H185V54H184ZM184 55H183V56H184ZM186 55H187V53H186ZM191 55H192V54H191ZM218 55H219V54H218ZM227 55H229V54H227ZM227 55H226V57H224V58H227ZM242 55H243V54H242ZM0 56H1V55H0ZM9 56H11V55H9ZM35 56H36V55H35ZM35 56H34V57H35ZM51 56H52V55H51ZM77 56H78V55H77ZM200 56L202 57V54H201ZM200 56H199V57H200ZM206 56H207V55H206ZM260 56H261V55H260ZM260 56H259V57H260ZM11 57H12V56H11ZM11 57H10V58H11ZM14 57H15V56H14ZM45 57H46V56H45ZM48 57H49V56H48ZM67 57H68V55H67ZM67 57H66V58H67ZM83 57H84V56H83ZM105 57H106V56H105ZM110 57H111V56H110ZM169 57H170V56H169ZM186 57H187V56H186ZM197 57H198V56H196V58H197ZM255 57H256V55H255ZM262 57L264 58V56H262ZM262 57H260V58H262ZM6 58H7V56H6ZM37 58H38V57H37ZM40 58H41V57H40ZM42 58H43V57H42ZM50 58H51V57H50ZM50 58H49V59H50ZM66 58H65V59H66ZM78 58H79V57H78ZM102 58H104V57H102ZM184 58H185V57H183V60H178L177 62L180 61V64H181V67H182V71H181V73H180V76L187 80V77H190V76L193 77V73H192L193 70H192V71L190 70L191 75H188V73H187V72L189 71V69H190L193 65H191V63H192L191 60L188 61V62H190V63H188L186 60L184 61ZM189 58H190V57H189ZM191 58H193V56H192ZM196 58H195V62L198 61V60H200V59L196 60ZM216 58H217V56H216ZM234 58H235V57H234ZM15 59H16V58H15ZM47 59H48V58H47ZM98 59H99V58H98ZM172 59H173V58H172ZM172 59H171V60H172ZM207 59H208V58H207ZM210 59H211V58H209L208 60H210ZM219 59H220V58H219ZM238 59H239V58H238ZM250 59H252V58H250ZM250 59H247V60H250ZM8 60H12V59L7 58V62H6V63H9ZM16 60H17V59H16ZM83 60H84V59H83ZM171 60H170V61H171ZM176 60H177V57H176ZM176 60H175V61H176ZM208 60H207V61H208ZM216 60H217V59H216ZM224 60H225V59H224ZM259 60H260V59H258L257 62H259ZM2 61H3V60H2ZM19 61H20V60H19ZM29 61H31V60L29 59ZM35 61H36V60H35ZM45 61H46V60H45ZM48 61H49V60H48ZM84 61H85V60H84ZM98 61H99V60H98ZM117 61H118V60H117ZM139 61H140V60H139ZM183 61H184V63H183ZM193 61H194V59H193ZM218 61H219V60H218ZM261 61H262V60H260V63H261ZM263 61H264V60H263ZM263 61H262V62H263ZM15 62H16V61H15ZM37 62H38V61H37ZM41 62H43V61H41ZM71 62H72V61H70V64H71ZM85 62H86V61H85ZM106 62H107V61H106ZM172 62H173V61H172ZM201 62H202V61H201ZM201 62H200V63H201ZM208 62H209V61H208ZM210 62H211V60H210ZM219 62L221 63L222 61L220 60ZM224 62H225V61H224ZM224 62H223V63H224ZM251 62L253 63V59H252ZM6 63H5V64H6ZM10 63H11V62H10ZM21 63H22V62H21ZM28 63H29V62H28ZM30 63H31V62H30ZM30 63H29V64H30ZM72 63H73V62H72ZM80 63H81V62H80ZM103 63H104V62H103ZM137 63H138V62H137ZM165 63H167V62H165ZM185 63H186V64H185ZM200 63H199V64H200ZM204 63H206V62H204ZM260 63H259V64H260ZM263 63H264V62H263ZM5 64H4V65H5ZM35 64H36V63H35ZM104 64H105V63H104ZM170 64H171V63H170ZM193 64H194L193 67H195V66H196V67H197V66H200V67H201V65H202V63H201L200 65H197L198 63H193ZM225 64H226V63H225ZM7 65H8V64H7ZM12 65H13V64H12ZM21 65H23V64H21ZM25 65H26V64H25ZM64 65H65V64H64ZM71 65H72V64H71ZM71 65H70V66H71ZM74 65H75V62H74ZM81 65H82V64H81ZM149 65H150V67H151L152 64L150 63ZM149 65H148V66H149ZM165 65H166V64H165ZM205 65H206V64H205ZM207 65L209 66V64H207ZM211 65H212V62L210 63V66H211ZM214 65H215V63L212 65V67H215V70H216V68H218V67H217V66H214ZM217 65L219 66V64H217ZM223 65H224V64H222V66H223ZM231 65H232V64H231ZM240 65H241V63H240ZM244 65H245V63H244ZM244 65H243V66H244ZM263 65H264V64H262V66H263ZM60 66H61V65H60ZM66 66H67V65H66ZM70 66H69V67H70ZM90 66H91V65H90ZM107 66H108V65H107ZM122 66H123V65H122ZM126 66H127V65H126ZM152 66H153V65H152ZM210 66H209V68H210ZM222 66H221V67H222ZM224 66H226V65H224ZM228 66H229V65H228ZM234 66H235L234 68H236V70H237V65L235 64ZM252 66H253V64H252ZM254 66H255V65H254ZM260 66H261V65H260ZM262 66H261V67H262ZM5 67H6V66H5ZM23 67H24V65H23ZM23 67L21 66L22 69H23ZM41 67H42V66H41ZM53 67H54V66H53ZM142 67H143V66H142ZM145 67H146V66H145ZM155 67H156V66H155ZM155 67H154V68H155ZM166 67H167V66H166ZM171 67H172V65H171ZM226 67H227V66H226ZM226 67H225V68H226ZM256 67H258V66H256ZM21 68H20V70H21ZM38 68H39V67H38ZM54 68H55V67H54ZM59 68H60V67H59ZM121 68H122V67H121ZM135 68H137V67H135ZM222 68H223V67H222ZM222 68H220V69H222ZM243 68H245V67H243ZM263 68H264V66H263ZM17 69L19 70L18 67H17ZM24 69H25V68H24ZM24 69H23V70H24ZM31 69H32V68H31ZM39 69H40V68H39ZM62 69H63V68H62ZM69 69H70V68H69ZM81 69H82V68H81ZM104 69H106V68H104ZM124 69H125V68H124ZM140 69H141V68H140ZM144 69H145V68H144ZM155 69H157V68H155ZM197 69H198V67L196 68V71H197ZM200 69H204V70H205L204 65H203V68L201 67ZM200 69H199V71L202 72V70H200ZM207 69H208V68H207ZM213 69H214V68H213ZM220 69L218 68V70H220ZM227 69H228V67H227ZM254 69H255V67H254ZM258 69H259V68H258ZM25 70H26V69H25ZM25 70H24V71H25ZM40 70H41V69H40ZM54 70H55V69H54ZM63 70H64V69H63ZM127 70H128V69H127ZM129 70H130V69H129ZM132 70L134 71V69H132ZM171 70H172V68H171ZM175 70H176V69H175ZM180 70H181V69H180ZM225 70H226V69H225ZM242 70L244 71V69H242ZM242 70H241L240 72H242ZM259 70H260V69H259ZM24 71H23V72H24ZM32 71H34V69H32ZM47 71H48V70H47ZM57 71H58V70H57ZM108 71H109V70H108ZM130 71H131V70H130ZM156 71H157V70H156ZM161 71H162V70H161ZM167 71H168V70H167ZM176 71H177V70H176ZM247 71H248V70H247ZM260 71H262V69H261ZM263 71H264V69H263ZM263 71H262V73H263ZM17 72H18V71H17ZM20 72H22V71H20ZM30 72H31V70H30ZM109 72H110V71H109ZM126 72H127V71H126ZM144 72H145V70H144ZM146 72H147V71H146ZM151 72H152V70H151ZM157 72H159V71H157ZM168 72H169V71H168ZM173 72L175 73V71H173ZM206 72H207V70H206ZM209 72H210V71H208L207 75L209 74ZM223 72H224V68H223ZM225 72H227V71H225ZM33 73H34V72H33ZM35 73H36V72H35ZM38 73H39V72H38ZM102 73H104V72H102ZM155 73H156V72H155ZM155 73H154V74H155ZM171 73H172V72H171ZM194 73H195V71H194ZM202 73L204 74V71H203ZM202 73H200V77H201ZM234 73H236V76H237V73H238V72L235 71ZM242 73H243V72H242ZM259 73H260V72H259ZM27 74H28V73H27ZM39 74H40V73H39ZM104 74H105V73H104ZM106 74H107V73H106ZM147 74H148V73H147ZM160 74H161V73H160ZM160 74H159V76H161ZM164 74H165V73H164ZM169 74H170V73H169ZM176 74H177V73H176ZM178 74H179V73H178ZM205 74H206V73H205ZM232 74H233V72H232ZM252 74H253V73H251V75H252ZM10 75H11V74H10ZM28 75H29V74H28ZM67 75H70V74H67ZM77 75H78V74H77ZM79 75H80V74H79ZM100 75L102 76V74H100ZM165 75L168 77L167 74H165ZM197 75H198V76H197ZM215 75H216V74H215ZM215 75H214V76H215ZM222 75H223V73H222ZM224 75H225V74H224ZM233 75L235 76V74H233ZM257 75H259V74H257ZM13 76H14V75H13ZM19 76H20V75H19ZM24 76H26V75H24ZM29 76L31 77V75H29ZM54 76H55V75H54ZM62 76H63V75H61V77H62ZM91 76H92V75H91ZM108 76H109V75H108ZM153 76H154V75H153ZM159 76H158V78H159ZM163 76H164V75H163ZM169 76H170V75H169ZM177 76H178V75H177ZM196 76L198 77V78H197V77H196V78L199 79V73H196ZM209 76H210V78H211V75H210V74H209ZM209 76H208V78H209ZM226 76H227V75H226ZM231 76H232V75H231ZM231 76H229V77H231ZM234 76H232V77H234ZM236 76H235V77H236ZM244 76H245V75H244ZM259 76H260V75H259ZM262 76H264V74H263ZM20 77H22V76H20ZM36 77H37V76L35 75V80H36ZM52 77H53V76H52ZM55 77H56V76H55ZM67 77H68V76H67ZM69 77H70V76H69ZM69 77H68V78H69ZM102 77H103V76H102ZM110 77H111V76H110ZM132 77H133V75H132ZM142 77H143V76H142ZM215 77H217V75H216ZM229 77H227V81H228V79H230ZM232 77H231V78H232ZM238 77H239V75H238ZM16 78H17V76H16ZM22 78H24V77H22ZM31 78H32V77H31ZM33 78H34V77H33ZM33 78H32V79H33ZM128 78H129V77H128ZM145 78H146V76H145ZM165 78H166V77H165ZM183 78H182V79H183ZM194 78H195V77H194ZM203 78H204V76H203ZM223 78H224V77H223ZM225 78H226V77H225ZM236 78H237V77H236ZM236 78H235L236 81L232 78V80H234V81H231L232 84L229 83V85H231L232 91H230V89L226 88L228 91H230V92H228V93H231V95H229L228 93H227L228 96H226V93H225V96L223 95L224 92L227 91L225 88H224L223 91H221L222 95H221L220 93H218L219 90L215 89V90L213 91V92L215 93V95H213V94L211 93V97H212L211 100H212V102L215 103V102L217 101V102H218V105H220L222 101L224 102L225 100H229V102H231L230 99H236V97H238V96H235L234 94H237V90H234V88H237V89H238V87L241 86V83H243V80H244V79H241L242 77H241V78H238V79H236ZM244 78H245V77H244ZM261 78H262V77H261ZM24 79H26V78H24ZM27 79H28V78H27ZM29 79H30V78H29ZM37 79H38V78H37ZM49 79H50V78H49ZM69 79H70V78H69ZM101 79H102V78H101ZM197 79L195 80V82H198V81H199V80L197 81ZM204 79H205V81H206V78H204ZM38 80H39V79H38ZM59 80H60V79H59ZM71 80H72V79H71ZM71 80H70V81H71ZM102 80H103V79H102ZM104 80H105V79H104ZM148 80H149V79H148ZM153 80H154V79H153ZM153 80H152V81H153ZM164 80H165V81H168V80H166V79H164ZM189 80H190V79H189ZM200 80H201V79H200ZM220 80H221V77H220ZM230 80H231V79H230ZM250 80H251V79H250ZM254 80H255V79H254ZM91 81H92V80H91ZM161 81H162V80H161ZM209 81H210L211 84H213L214 81L216 82V79H215V80H212V78H211ZM227 81H226L225 85H224V84H223V85L220 84V85H222V86H220V85H219V86H220L221 88L225 87V86L227 85ZM244 81H245V80H244ZM63 82H64V81H63ZM66 82H67V83H70L69 81H66ZM66 82H65V83H66ZM72 82H73V81H72ZM150 82H151V81H150ZM168 82L171 83V80L168 81ZM184 82H185V81H184ZM187 82H188V81H187ZM192 82H193V81H192ZM192 82H191V83H192ZM202 82H203V81H202ZM218 82H219V80H218ZM228 82H229V81H228ZM250 82H251V81H250ZM260 82H261V80H260ZM75 83H76V82H75ZM114 83H115V82H114ZM125 83H126V82H125ZM147 83H148V82H147ZM151 83H152V82H151ZM193 83H194V82H193ZM222 83H223V82H222ZM245 83H246V81H245ZM248 83H249V82H248ZM251 83H252V82H251ZM258 83H259V82H258ZM7 84H8V83H7ZM16 84H17V83H16ZM22 84H23V83H22ZM51 84H52V83H51ZM57 84H59V83H57ZM63 84H64V83H63ZM96 84H97V83H96ZM98 84H99V83H98ZM132 84H133V82H132ZM149 84H150V83H149ZM162 84H163V83H162ZM178 84H179V83H178ZM185 84L187 85V83H185ZM195 84H196V83H195ZM207 84H208V83H207ZM246 84H247V83H246ZM262 84L264 85V83H262ZM8 85H9V84H8ZM8 85H7V87H8ZM18 85H20V84L18 83ZM18 85H17V87H18ZM68 85L70 86V84H68ZM146 85H147V84H145V86H146ZM164 85H165V84H164ZM167 85L169 86L168 83H167ZM167 85H166V86H167ZM175 85H176V84H175ZM183 85H184V84H183ZM217 85H218V84H217V82H216V85H215V86H217ZM248 85H249V84H248ZM23 86H24V85H23ZM32 86H34V85H32ZM52 86H53V85H52ZM54 86H55V85H54ZM54 86H53V87H54ZM69 86H68V87H69ZM96 86H97V85H96ZM145 86L143 85L144 88H146ZM153 86H156V84L153 85ZM158 86H160V85H158ZM166 86H164V87H166ZM197 86H198V85H197ZM200 86H201V84H200ZM227 86H228V85H227ZM227 86H226V87H227ZM257 86H260V85H257ZM257 86H256L255 88H257ZM34 87H37V86H34ZM61 87H62V86H61ZM68 87H67V88H68ZM131 87H132V86H131ZM147 87H148V86H147ZM173 87H174V86H173ZM178 87H179V86H178ZM181 87H182V86H181ZM185 87H186V86H185ZM185 87H184V86L182 87V88H183V89H182L183 91H184ZM187 87H189V86H187ZM193 87H194V86H193ZM209 87H210V86H209ZM213 87H214V86H213ZM242 87H245V85L242 86ZM248 87H249V86H248ZM8 88H9V87H8ZM23 88H25V86H24ZM29 88H30V87H29ZM55 88H56V86L54 87V89H55ZM144 88H143V89H144ZM149 88L152 89V87H149ZM162 88H163V87H162ZM198 88H199V87H198ZM205 88H206V86H205ZM221 88L218 87V89H221ZM229 88H230V87H229ZM245 88H247V87H245ZM249 88H250V87H249ZM1 89H2V88H1ZM20 89H21V88H20ZM35 89H36V88H35ZM47 89H48V88H47ZM56 89H57V88H56ZM56 89H55V90H56ZM68 89H69V88H68ZM70 89H71V88H70ZM92 89H94V88H92ZM92 89H91V91H93ZM106 89H107V87H106ZM136 89H137V88H136ZM147 89H148V88H147ZM154 89H157V88H154ZM158 89H159V88H158ZM163 89H164V88H163ZM167 89H169V88H167ZM188 89H189V88H188ZM199 89H200V88H199ZM208 89H209V88H208ZM260 89H261V92L264 91V88H263L262 86L260 87ZM9 90H10V89H9ZM17 90H19V89H17ZM36 90H37V89H36ZM57 90H58V89H57ZM65 90H67V89H65ZM88 90H89V89H88ZM107 90H108V89H107ZM120 90H121V89H120ZM130 90H132V89H130ZM144 90H145V89H144ZM152 90H153V89H152ZM159 90H160V89H159ZM159 90H157V91L159 92ZM194 90H195V89H194ZM201 90H202V89H201ZM243 90H244V88H243ZM245 90H246V89H245ZM252 90H254V89H252ZM258 90H259V89H258ZM258 90H257V92H258V94H260ZM19 91H20V90H19ZM29 91H30V90H29ZM32 91H33V90H32ZM38 91H39V90H38ZM60 91H61V90H60ZM102 91H103V90H102ZM139 91H140V90H139ZM153 91H154V90H153ZM161 91H162V89H161ZM166 91H168V90H166ZM179 91H180V89H179ZM250 91H251V90H250ZM250 91L247 92V93L250 94ZM17 92H18V91H17ZM21 92H22V91H21ZM35 92H36V91H35ZM40 92H41V91H40ZM66 92H67V91H66ZM131 92H133V91H131ZM140 92H142V91H140ZM151 92H152V91H151ZM163 92H164V91H163ZM163 92H162L161 96L163 95ZM168 92H169V91H168ZM168 92H167V93H168ZM186 92H187V88H186ZM209 92H210V90H209ZM232 92H233V93H232ZM238 92H243V91L239 90ZM253 92H254V91H253ZM253 92H251L252 95H253ZM255 92H256V91H255ZM24 93H25V92H24ZM92 93H93V92H92ZM101 93H102V92H101ZM106 93H107V92H106ZM109 93H110V92H109ZM152 93H153V92H152ZM156 93H157V92H156ZM188 93H189V92H188ZM188 93H187V95H188ZM198 93H200V92H198ZM202 93H203V92H202ZM247 93H245V95H246ZM263 93H264V92H263ZM22 94H23V93H22ZM80 94H81V93H80ZM80 94L78 95V97H79V100H78V101H82V102H83V101H84V96H85V95H84V94H81V96H83V97H80ZM99 94H100V93H99ZM102 94H105L104 91H103ZM117 94H118V93H117ZM179 94H180V93H179ZM190 94H191V93H190ZM190 94H189V95H190ZM217 94H218V96H216ZM23 95H24V94H23ZM107 95H108V94H107ZM141 95H142V93H141ZM189 95H188V96H189ZM208 95H210V93H208ZM208 95H205V96H208ZM242 95H243V94H242ZM252 95H251V97H253V99H255V104H257V105H256V106H257L256 108H257V110H258V109H259V108H258V104H261V103H257V102H258V101H257L258 98H257V97H254V96H252ZM261 95H262V94H261ZM20 96H21V95H20ZM27 96H28V95H27ZM30 96H31V95H30ZM63 96H67V95H63ZM165 96H166V94H165ZM167 96H169V95H167ZM167 96H166V97H167ZM184 96H185V94H184ZM200 96H201V95H200ZM213 96H214V97H213ZM15 97H16V96H15ZM15 97H14V98L12 97V98H13V99H16L17 97H16V98H15ZM22 97H23V96H22ZM22 97H21V98H22ZM37 97H38V96H37ZM48 97H49V96H48ZM75 97H76V96H75ZM92 97H93V96H92ZM92 97H91V98H92ZM95 97H96V96H95ZM120 97H121V95H120ZM163 97H164V96H163ZM179 97H180V96H179ZM181 97H183V92H182V96H181ZM196 97H197V96H196ZM201 97H202V96H201ZM240 97H241V96H240ZM244 97H245V96H244ZM248 97H249V95H248ZM262 97H263V102H264V96H262ZM18 98H20V97H18ZM63 98H64V97H63ZM98 98H99V96H98ZM102 98H103V97H102ZM104 98L106 99L107 97L105 96ZM121 98H122V97H121ZM168 98H169V97H168ZM183 98H184V97H183ZM205 98H206V97H205ZM205 98H204V99H205ZM241 98H242V97H241ZM23 99H24V98H23ZM93 99H94V97H93ZM108 99H109V98H108ZM136 99H137V98H136ZM181 99H182V98H181ZM184 99H185V98H184ZM184 99H183V100H184ZM192 99H193V97H192ZM208 99H209V97H208ZM19 100H20V99H19ZM62 100H63V99H62ZM160 100H161V98H160ZM163 100H164V99H163ZM166 100H167V98H166ZM193 100H194V99H193ZM211 100H208V101H211ZM214 100H215V101H214ZM218 100H219V101H218ZM22 101H23V100H22ZM105 101H106V100H105ZM108 101H110V100H108ZM117 101H118V100H117ZM156 101H157V100H156ZM179 101H180V99H179ZM181 101H182V100H181ZM181 101H180V102H181ZM187 101H188V98H187ZM187 101L185 100L184 103L187 104ZM205 101H206V100H205ZM205 101H204V103H205ZM208 101H207V102H208ZM14 102H15V101H14ZM50 102H51V101H50ZM54 102L56 103V101H54ZM94 102H96L95 99H94ZM115 102H116V101H115ZM118 102H119V101H118ZM177 102H178V100H177ZM217 102L215 103L216 105H217ZM219 102H220V103H219ZM229 102L225 101V104H224V105H226V107H227V105H229ZM233 102H234V101H233ZM242 102H243V99H242ZM263 102H262V103H263ZM19 103H20V102H19ZM36 103H37V102H36ZM51 103H52V102H51ZM116 103H117V102H116ZM189 103H190V102H189ZM195 103H196V101H195ZM199 103H200V102H199ZM210 103H211V102H210ZM227 103H228V104H227ZM240 103H241V102H240ZM240 103H239V104H240ZM20 104H21V103H20ZM66 104H67V102H66ZM13 105H14V104H13ZM24 105H25V104H24ZM35 105H37V104H35ZM44 105H45V104H44ZM76 105H77V104H76ZM119 105H120V104H119ZM161 105H162V104H161ZM192 105H193V103H192ZM199 105H200V104H199ZM211 105H212V103H211ZM222 105H223V103L220 105L219 108L217 107V108H215V109L213 108V106H211V107L213 108V110H215V112H213L212 110H211V112H209L210 109H207V110H209V111H207V112H209V113L211 114L210 116L213 115V119L210 117V118L212 119V120H211L212 122L210 123V125H211V124H214V122H213L214 117L217 116V117H215V123H217V127L215 126V127H216V132H215L216 134H215V135H216V136H219V137L217 138V137L214 135V137H216L215 139H217V140H216V141H217V143H216L217 145L214 144V147H216V148H214L213 153H214L215 149H216V151H218V150L220 151V148H222V149H223V148H224V149H227V150H229V152H230V151H231V152L235 151L234 148L239 149V150H236V151H242L244 147L242 148V146H239L240 144L237 143V142H234V143H233V140H234L235 137H234V135H233L234 130H231V129H232V127H233L234 125L232 126L231 123H234V122L237 121V120H238L237 122H240V121H241V122H245L246 117L243 116V117H244V120H243L242 114H244V113H243L240 109H239V110H240V112H241L242 114L239 113V114H240V115H239V114L237 113L236 115H237V116L239 115L238 117H237L235 114L232 115V114H231L232 112H231V113L229 112L228 114H230V116H228V115L226 114V111L223 110V108L221 107ZM56 106H57V105H55V107H56ZM59 106H60V105H59ZM129 106H130V105H129ZM185 106H186V105H185ZM188 106H189V105H188ZM190 106H191V105H190ZM194 106H196V105H194ZM231 106H232V104H231ZM259 106H260V105H259ZM7 107L9 108L10 106H7ZM14 107H15V106H14ZM18 107H19V106H17V108H18ZM21 107H22V106H21ZM39 107H40V106H39ZM99 107H100V106H99ZM122 107H123V106H122ZM171 107H172V106H171ZM226 107H225L224 109H226ZM239 107H240V106H239ZM241 107H242V106H241ZM22 108H24V107H22ZM56 108H57V107H56ZM63 108H64V107H63ZM97 108H98V107H97ZM163 108H164V107H163ZM176 108H177V107H176ZM179 108H181V107H179ZM198 108H199V110H201L200 107H198ZM212 108H211V109H212ZM229 108H230V107H228V109H227L228 111L230 110ZM231 108H232V107H231ZM233 108H234V107H233ZM256 108H255V109H256ZM0 109H1V108H0ZM33 109H34V108H33ZM33 109H32V110H33ZM60 109H61V108H60ZM148 109H149V108H148ZM183 109H184V108H183ZM185 109H186V108H185ZM189 109H190V107H189ZM189 109H188V111H190ZM220 109H221V111L223 110V111H222L223 113H221V111H220V113H218L219 111H218V112L216 111V110H220ZM10 110H11V109H10ZM24 110H25V109H24ZM53 110H56V109H53ZM63 110H64V109H63ZM159 110H160V109H159ZM195 110H196V109H195ZM262 110H263V109H262ZM15 111H16V110H15ZM49 111H50V110H49ZM95 111H96V110H95ZM131 111H132V110H131ZM171 111H172V110H171ZM174 111H175V110H173V112H174ZM184 111H185V110H184ZM186 111H187V110H186ZM188 111L185 113V115H186V119H187V120H188V119H191V120H189V122H191V121H192V117H193V113H194V111H192L190 114L188 113ZM228 111H227V112H228ZM230 111H231V110H230ZM6 112H7V111H6ZM29 112H30V111H29ZM46 112H47V111H46ZM51 112H52V111H51ZM53 112H54V111H53ZM55 112H57V111H55ZM55 112H54V113H55ZM83 112H84V111H82V113H83ZM90 112H92V111H90ZM90 112L87 111V113H90ZM112 112H113V111H112ZM116 112H117V110H116ZM140 112H141V111H140ZM163 112H164V111H163ZM176 112H177V111H176ZM178 112H180V111H178ZM212 112H213L214 114H213ZM238 112H239V111H238ZM252 112H253V111H252ZM256 112H257V113H260V111H259V112L256 111ZM256 112L254 111V114H252L251 117H252V116H255V115H258ZM11 113H12V111H10V114H11ZM34 113H35V112H34ZM48 113H49V112H48ZM69 113H70V112H69ZM95 113H96V112H95ZM97 113H98V112H97ZM110 113H111V112H110ZM113 113H114V112H113ZM155 113H156V112H155ZM155 113H154V114H155ZM159 113H160V112H159ZM197 113H200V112H197ZM203 113H204V112H203ZM203 113H202V115H203ZM25 114H26V112H25ZM29 114H32V113H29ZM29 114L27 113L26 116H28ZM38 114H39V113H38ZM84 114H86V113L84 112ZM118 114H119V113H118ZM150 114H151V113H150ZM154 114H152V115H154ZM173 114H174V113H173ZM175 114H176V113H175ZM191 114H192V115H191ZM194 114H196V112H195ZM204 114H205V113H204ZM0 115H1V114H0ZM13 115H14V114H13ZM23 115H24V114H23ZM23 115H22V116H23ZM35 115H36V114H35ZM48 115H49V114H48ZM96 115H97V114H96ZM102 115H103V114H102ZM129 115H130V114H129ZM170 115H172V113H171ZM180 115H182V114L180 113ZM185 115H184V118H185ZM244 115H245V114H244ZM259 115H260V114H259ZM261 115H262V114H261ZM5 116H7V115H5ZM50 116H51V115H50ZM89 116H90V115H89ZM108 116H109V114H108ZM155 116H156V115H155ZM159 116H160V115H159ZM206 116L209 117L208 115H206ZM224 116H226V119H224V118H225ZM2 117H3V116H2ZM2 117H0V119H2ZM156 117L158 118V116H156ZM166 117H167V116H166ZM220 117L223 119V120L221 119L223 122H225V123H229V122H230V124H231V126L229 125L230 128L228 127L227 124H226V127H225V124H223L224 127L222 126V127H223L222 129H223L224 131L229 132L230 134H227V132L222 131L223 134L221 133V135H220V130H219L220 127H219V129H218V123H219V121H221L220 119H219V121H218V118H220ZM251 117H250V118H251ZM261 117H262V116H261ZM6 118H7V117H6ZM28 118H29V116H28ZM43 118H44V117H43ZM100 118H101V117H100ZM116 118H117V117H116ZM128 118H129V117H128ZM128 118H127V120H128ZM131 118H132V117H131ZM152 118H153V117H152ZM152 118H151V119H152ZM167 118H168V117H167ZM175 118H176V116H175ZM184 118H183V119H184ZM193 118H194V117H193ZM196 118H197V117H196ZM16 119L18 120V118H16ZM55 119H56V118H55ZM95 119H96V118H95ZM106 119H107V118H106ZM160 119H161V118H160ZM208 119H209V118H207V120H208ZM252 119H254V117H252ZM256 119H257V117H256ZM6 120H7V119H6ZM26 120H28V119H26ZM32 120H33V119H32ZM35 120H36V119H35ZM49 120L51 121V119H49ZM96 120H97V119H96ZM107 120H108V119H107ZM109 120H111V119H109ZM129 120H130V119H129ZM156 120H157V119H156ZM156 120H155V121H156ZM158 120H159V119H158ZM165 120H166V119H165ZM169 120H170V119H169ZM174 120H175V119H174ZM201 120H202V119H201ZM258 120H259V119H258ZM36 121H38V120H36ZM42 121H43V119H42ZM97 121H98V120H97ZM171 121H172V120H171ZM180 121H181V123H184V122H185V121L182 122V120H180ZM199 121H200V120H199ZM249 121H250V120H249ZM252 121H253V120H252ZM10 122H11V121H10ZM26 122H27V121H26ZM48 122H49V121H48ZM48 122H47V123H48ZM94 122H95V121H94ZM116 122H117V121H116ZM127 122H128V121H127ZM127 122H126V124H127ZM131 122H132V121H131ZM166 122H167V120H166ZM209 122H210V121H209ZM223 122H222V123H223ZM47 123H46V124H47ZM50 123H51V122H50ZM95 123H96V122H95ZM95 123H94V124H95ZM106 123H107V122H106ZM147 123H148V122H147ZM154 123H155V124H158V123H156V122H154ZM154 123H152V126H150L149 129H150L151 127H153V124H154ZM167 123H168V125H169V121H168ZM186 123H187V122H186ZM220 123H221V122H220ZM1 124H2V123H1ZM10 124H11V123H10ZM36 124H37V123H36ZM39 124H40V121H39ZM84 124H85V123H84ZM87 124H88V123H87ZM98 124H99V123H98ZM132 124H133V123H132ZM171 124H172V123H171ZM177 124H178V123H177ZM188 124L190 125V123H188ZM240 124H241V123H240ZM250 124L253 125L254 123H251V122H250ZM257 124H258V126H259V123H258V122H257ZM14 125H15V124H14ZM79 125H80V124H79ZM108 125H109V124H108ZM111 125H112V124H111ZM255 125H256V124H255ZM19 126H20V125H19ZM45 126H46V125H45ZM70 126H71V125H70ZM95 126H96V125H95ZM95 126H94V127H95ZM118 126H119V125H118ZM130 126H131V125H130ZM146 126H147V125H146ZM158 126H159L158 128H160V130H156V131L158 132V134H159V131H160L159 137L157 136V137L159 138V142H160V143H159V142H158V143H159V144H163V143H164V144L162 145V146H164V145L168 142L167 140H170V138H169V137H171L170 132L173 133L172 131H173L174 129H173V128H170V130L167 129V125H166V124H165V128H162L160 125H158ZM171 126H172V125H171ZM171 126H169V127H171ZM179 126H181V125L178 124V127H179ZM192 126H194V125L192 124ZM192 126H191V128H192ZM213 126H214V125H213ZM220 126H221V125H220ZM248 126H249V125H248ZM258 126H257V127H258ZM23 127H24V126H23ZM37 127H38V126H37ZM46 127H48V126H46ZM97 127H98V126H97ZM106 127H107V126H106ZM115 127H116V125H115ZM141 127H142V126H141ZM156 127H157V126H156ZM181 127H182V126H181ZM181 127H180V128H181ZM184 127H186V126H184ZM227 127H228V128H227ZM257 127H254V128H257ZM260 127H261V126H260ZM24 128H25V127H24ZM24 128H23V129H24ZM102 128H103V127H102ZM109 128H111L110 125H109L108 129H109ZM122 128H123V127H122ZM142 128H143V127H142ZM145 128H146V127H145ZM147 128H148V127H147ZM147 128H146V130H148ZM176 128H177V127H176ZM187 128H188V127H187ZM191 128H190V129H191ZM195 128H196V127H195ZM254 128H253V130H254ZM8 129H9V128H8ZM25 129H27V128H25ZM37 129H38V128H37ZM59 129H60V128H59ZM66 129H67V128H66ZM70 129H71V128H70ZM108 129H107V130H108ZM117 129H118V128H117ZM171 129H173V130L171 131ZM190 129H189V130H190ZM260 129H261V128H260ZM10 130H11V129H10ZM10 130H9V131H10ZM27 130H28V129H27ZM53 130H54V129H53ZM68 130H69V129H68ZM105 130H106V129H105ZM111 130H112V129H111ZM118 130H119V129H118ZM123 130H124V129H122V131H123ZM166 130L168 131V133L166 132ZM262 130H263V129H262ZM69 131H70V130H69ZM93 131H95V129H94ZM153 131H155V130H153ZM169 131H170V132H169ZM178 131H180V130L177 128V132H178ZM181 131H182V130H181ZM43 132H44V131H42L41 133H43ZM66 132H67V131H66ZM108 132H109V131H108ZM127 132H128V131H127ZM130 132H131V131H130ZM143 132H144V131H143ZM174 132H175V130H174ZM195 132H196V131H195ZM202 132H203V131H202ZM256 132H257V130H256ZM258 132H260V131H259V128H258ZM0 133H1V132H0ZM2 133H3V132H2ZM35 133H37V132H35ZM49 133L51 134L50 131H49ZM67 133H68L67 135H69V136L71 135V137L73 136V134H72L71 131H70V132H67ZM94 133H95V132H94ZM117 133H118V132H117ZM145 133H146V132H145ZM151 133H153L152 130L149 131L148 135L151 134ZM186 133H187V132H186ZM188 133H189V132H188ZM231 133H232V134H231ZM248 133H249V132H248ZM260 133H261V132H260ZM262 133H263V131H262ZM43 134H44V133H43ZM50 134H49V135H50ZM103 134H104V133H103ZM124 134H125V133H124ZM142 134H143V133H142ZM146 134H147V133H146ZM168 134H169L170 136H169ZM199 134H200V133H199ZM201 134H202V133H201ZM201 134H200V135H201ZM204 134H206V133H204ZM218 134H219V135H218ZM250 134H252V132H250ZM256 134H257V133L253 132V135H255V136H251V135H250V136H251L252 138H254V139H257ZM3 135H4V134H3ZM37 135H38V134H37ZM125 135H126V134H125ZM127 135H128V136H131L129 133H127ZM133 135H134V134H133ZM138 135H139V133H138ZM140 135H141V134H140ZM140 135H139V136H140ZM148 135H147V136H148ZM174 135H175V134H174ZM181 135H182V134H181ZM206 135H208V133H207ZM222 135H223V136H222ZM224 135H226V136H224ZM227 135H229V136L232 135V136H230V137H233V140H231V142H229L230 144H229V143H224V141L226 140V137H228V139H229V136H227ZM257 135H258V134H257ZM38 136H39V135H38ZM147 136H145V134H144V137H145V138H147ZM152 136H153V135H152ZM168 136H169V137H168ZM176 136H177V134H176ZM186 136L189 137L188 140H190V144H191V145H192L191 138H194V146H195V147H196V146H200V147H199L198 149H196V148L194 147V149L197 150V151H195V150L192 151V150H191V147H192L193 145L190 147V144H188L189 141L186 140L187 142H185V140H183L182 142L185 143V144H183V146H185V149H183L184 147L181 146V148H182V147H183V148L180 149V155H181V153L183 152L182 154H184V156L181 155L182 158L180 157V159H183V160H184V157H186V153H187L188 156L191 155V157L189 156V158H191V161H190V163H189V166L192 167V165H193V167H194V168L192 167L193 170H194V171H193V175H194V172H195L196 170H199V175H200V174H201L200 171L203 172L202 170L207 169L204 165L207 164V162L209 161V162H208V165L210 166V168H208V171H209V172H212V173L210 174V177H212V174H213V171H214V175H213L214 178H213V177H212V178L209 177V178L212 179L213 182L215 183V188H214V190L217 189V190L214 191V193H215V195H213L214 197H216V195L220 192L221 188H222V189L226 188V186L224 185V186H225V187H224L223 184L226 183V185H227V183H228L227 180H228L229 182H232V180H233V181H236V180H238V181H239V180H240V181H246L247 183H246V184H245V183L243 184V185H245V190H246V189H247L248 191L251 190V192L257 194L256 189H255V186H254V185H256V184H254V182H253V179H252V176H251L252 174H250L248 171H245V169L248 168V167L244 166L245 163L248 164V163L245 161V159H247V158H245V159L243 160V163H244V164L242 163V160H240V157H241V159H243L242 156H250V155H248L249 153H248V154L245 153L244 155L241 154L240 157L237 158V159L240 160V162H238V163H241V164H242L241 167H240L239 165H238V167H237V166H234V164H233L234 167H233V166L230 167V165L228 164V163H229L228 161H227L228 163H227V162H224V161H226L225 159H223V156H222V155H224V153L221 155V156H222V159H221V156L219 157L220 154L217 155L218 158H220V159H218L217 156L214 155V158H215L217 161L219 160V164H218V162L215 161L214 158H213V161L215 162V164H216V162H217V164H218V165L216 164L215 166H220V167H219V168H220V171L223 173V175H225V177L222 175V176L225 178V179H224V180H225L224 183L222 184L221 182H222L223 180L219 178V180H220V184H217V182L219 183V180L215 178V177L218 176V175L215 176V169H216V167L214 166L213 161H211L210 158H209L210 160L206 159L207 157H209V156H208V155H209V154H208L209 152L206 154V155H207L206 158H205L206 155H204L205 152H207V151H205V149H208V147L211 148L210 144H207L206 141H204V140L206 139V136H204L205 139H202V140L204 141V143L201 141V137L199 136V138H198V135H197L196 133H194V132H193V134L190 135V136H188V134H183V139H185L184 137H186ZM196 136H197V137H196ZM250 136H249V137H250ZM2 137H3V136H2ZM113 137H114V136H112V138H113ZM125 137H126V136H125ZM131 137H132V136H131ZM140 137H143V136L141 135ZM148 137H149V136H148ZM150 137H151V136H150ZM153 137H154V136H153ZM153 137H152V138H153ZM187 137H186V138H187ZM220 137L222 138V140H223V139H225V140H224V141H221V140H220V139H221ZM258 137H259V136H258ZM43 138H44V137H43ZM99 138H100V137H99ZM107 138H108V136H107ZM152 138H151V139H152ZM154 138H155V137H154ZM154 138H153V139H154ZM168 138H169V139H168ZM172 138H173V137H172ZM178 138H181L180 140H182V136H180V137H178ZM196 138L199 139L200 142H202V143H200ZM207 138H209V137H207ZM261 138L263 139L264 136H262ZM261 138L259 137V139H261ZM48 139H49V138H48ZM65 139H66V138H65ZM71 139H72V138H71ZM95 139H96V138H94V141L96 142L97 139H96V140H95ZM110 139H111V138H110ZM126 139H127V137H126ZM141 139H142V138H141ZM149 139H150V138H149ZM151 139H150V140H151ZM153 139L151 140V142H153ZM215 139H214V140H215ZM228 139H227V141H228ZM231 139H232V138H231ZM235 139H236V138H235ZM35 140H36V139H35ZM45 140H47V139H45ZM49 140H50V139H49ZM66 140H67V139H66ZM66 140H65L66 144H69V143H73V142H74V139L71 140V141H72V142H71V141H69V140H70V138H69V139H68L69 143H68V141H66ZM111 140H112V139H111ZM127 140H128V139H127ZM155 140H156V139H155ZM175 140H176V139H175ZM175 140H174V144H175V142H178L177 140H176V141H175ZM196 140H197V141H196ZM27 141H28V140H27ZM147 141H148V140H147ZM147 141H145L144 144L146 145V147H147L148 150L150 151V148H151V147L149 148V146L151 145V146L153 147V143L151 144V142H149V141L147 142ZM156 141H158V139H157ZM156 141H154V142L156 143ZM172 141H173V140H172ZM195 141H196V142H195ZM216 141H214V143H215ZM234 141H235V140H234ZM24 142H25V141H24ZM39 142H40V141H39ZM41 142H42V141H41ZM41 142H40V143H41ZM48 142H49V141H48ZM55 142H56V141H55ZM55 142H54V144H55ZM110 142H111V141H110ZM124 142H125V141H124ZM127 142L130 144V143H132V142H134V141L132 140V142H131L130 140H128ZM165 142H166V143H165ZM225 142H226V141H225ZM20 143H22V142H20ZM43 143H44V142H43ZM46 143H47V142H46ZM74 143H75V144H74ZM74 143H73V144H74V145H73L74 147H73V148H70V152L73 153L72 155H74V154H78L79 156H81V157L84 158L85 156L82 155V152L84 153V150L87 148V150H85V151H88V152H89V154H88V152H87V155H88L87 157H88V159L90 160V159H91V158H90V157H91L90 154H91V150H92L91 147H87V145H86L85 147L82 146V145H80V144L78 145L77 141H75ZM76 143H77L78 146L76 145ZM86 143H87V142H86ZM107 143H108V142H107ZM180 143H181V142H180ZM180 143H178V144H180ZM199 143H200V144H199ZM208 143H209V142H208ZM231 143H232V145H231ZM35 144H37V143H35ZM81 144H82V143H81ZM97 144H99V143H97ZM115 144H116V143H115ZM132 144H133V143H132ZM167 144H168V143H167ZM167 144H166L165 146H168ZM176 144H177V143H176ZM186 144L189 145V147H190V150H189V151H190V152H189V151H186V148L188 147V145H187V147H186ZM204 144H205V145H204ZM206 144H207L208 146H206ZM237 144H238V145H237ZM256 144H258V143H256ZM259 144H260V143H259ZM259 144L257 145V149L259 148ZM13 145H14V144H13ZM21 145H22V144H21ZM38 145H39V144H38ZM40 145H41V144H40ZM43 145H44V144H43ZM46 145H47V144H46ZM52 145H53V144H52ZM84 145H85V144H84ZM93 145H94V144H93ZM99 145H101V144H99ZM122 145H123V144H122ZM134 145H136V144H134ZM145 145H143V146H145ZM218 145H219L220 147H217ZM230 145H231V148L233 147L232 149H231V148L229 149ZM19 146H20V144H19ZM35 146H36V145H35ZM63 146H64V145H63ZM76 146H77L78 148H80V147H81V148H80L79 150H77L78 148H77ZM79 146H80V147H79ZM94 146H95V145H94ZM107 146H108V145H107ZM136 146H137V145H136ZM154 146H155V145H154ZM165 146H164V147H165ZM177 146H178V145H177ZM179 146H180V145H179ZM179 146H178V147H179ZM224 146H225V147H224ZM262 146H263V147H260V148L258 149L259 152L257 153V156H258V154L262 153V151L264 150V145L262 144ZM29 147H30V146H29ZM36 147H37V146H36ZM48 147H49V146H48ZM98 147H100V146H98ZM101 147H102V146H101ZM112 147H113V146H112ZM125 147H126V145H125ZM129 147H130V146H129ZM134 147H135V146H134ZM138 147H139V146H138ZM164 147H163V148H164ZM173 147H174V146H173ZM178 147H177V148H178ZM202 147H203V148H202ZM206 147H207V148H206ZM30 148H31V147H30ZM30 148H29V149H30ZM46 148H47V147H46ZM49 148H50V147H49ZM54 148H56V147L54 146ZM93 148H94V147H93ZM123 148H124V147H123ZM126 148H128V146H127ZM163 148L161 147V150H162ZM169 148H170V146H169ZM169 148H168V149H169ZM192 148H193V147H192ZM261 148L263 149L262 151H261ZM0 149H1V148H0ZM2 149H3V148H2ZM9 149H10V148H9ZM21 149H22V146H21ZM65 149H66V148H65ZM72 149H75L76 151H75V150L73 151ZM97 149H98V148H97ZM103 149H104V148H103ZM128 149H129V148H128ZM130 149H131V148H130ZM130 149H129V150H130ZM136 149H138V148L136 147L135 150H136ZM159 149H160V148H159ZM159 149H157V150H159ZM171 149H172V148H171ZM187 149H188V148H187ZM203 149H204V150H203ZM224 149H223V151H225ZM240 149H241V150H240ZM244 149H245V148H244ZM22 150H23V149H22ZM51 150H52V148H51ZM62 150H63V149H62ZM67 150H69V149H67ZM81 150H82V151H81ZM120 150H122V148H121ZM120 150H119V151H120ZM141 150H142V149H141ZM165 150H167V149H164V151H165ZM183 150H185V151H183ZM232 150H233V151H232ZM246 150H247V148H246ZM8 151H9V150H8ZM12 151H13V150H12ZM14 151L17 152V154H18V152H19V151H16V150H14ZM34 151H35V150H34ZM42 151H43V150H42ZM46 151H47V149H46ZM52 151H53V150H52ZM63 151H64V150H63ZM77 151H78V152L80 151L81 155H80V153H78ZM99 151H101V150L99 149V150L97 151L98 154H100ZM110 151H111V150H110ZM110 151L108 152V151L104 150V152H106V154H107V153H110V154H108L107 156H111V155H112V152H110ZM116 151H117V150H116ZM116 151H115V152H116ZM122 151H123V150H122ZM125 151H126V150H125ZM153 151H155V149H153ZM164 151L162 150V153H163ZM168 151H169V150H168ZM173 151H174V150H173ZM173 151H172V152H173ZM198 151H199V152H198ZM209 151H210V150H209ZM247 151H248V150H247ZM1 152H2V151H0V154H1ZM23 152H25V151H23ZM35 152H36V151H35ZM55 152H56V151H55ZM70 152H69V153H70ZM94 152H95V151H94ZM94 152H93V153H94ZM104 152L102 151V152H101L102 155H99V156L101 157V160L103 159V161H104V160L106 159V161H107V160H109V159L103 157ZM113 152H114V151H113ZM123 152H124V151H123ZM126 152H127V151H126ZM133 152H134V151H133ZM137 152L139 153V150H138ZM141 152H144V151H141ZM141 152H140V154H141ZM155 152H156V151H155ZM184 152H186V153H184ZM191 152H193V153L191 154ZM194 152H195V153L197 152L195 155L198 156L199 158H198V157L195 158ZM210 152H211V151H210ZM19 153L21 154V152H19ZM25 153H26V152H25ZM43 153H44V151H43ZM64 153H65V152H64ZM120 153H121V152H120ZM124 153H125V152H124ZM127 153H128V152H127ZM144 153H145V152H144ZM150 153H151V151H150ZM150 153L147 152V153L145 154V157L147 158V160L149 159L150 156L153 155V154H152V155L149 156ZM159 153H160V152H159ZM162 153H161V154H162ZM189 153H190V154H189ZM203 153H204V154H203ZM221 153H222V151H221ZM6 154H7V153H6ZM38 154H39V153H38ZM84 154H85V153H84ZM98 154H97V155H98ZM106 154H105V155H106ZM114 154H115V153H114ZM114 154H113V155H114ZM116 154L118 155V152H117ZM134 154L136 155V152H134ZM140 154H139V155H140ZM173 154H174V153H173ZM198 154H199V155H198ZM214 154H216V152H215ZM225 154H226V152H225ZM239 154H240V153H239ZM239 154H238V155H239ZM250 154H251V153H250ZM263 154H264V153H263ZM32 155H33V154H32ZM68 155H70V154H68ZM72 155L69 156V157H71V160H73L74 162H78V161L80 160L78 157L75 158V157L72 156ZM85 155H86V154H85ZM91 155H92V154H91ZM120 155H121V154H120ZM122 155H124V154H122ZM141 155H142V154H141ZM141 155H140V156H141ZM158 155H160V154H158ZM162 155H163V154H162ZM180 155H179V156H180ZM201 155H203L204 157H202ZM210 155H211V154H210ZM227 155H228V154H227ZM231 155H232V153H231ZM231 155H230V156H231ZM255 155H256V154H255ZM260 155H261V154H260ZM3 156H4V155H3ZM19 156H20V155H19ZM26 156H27V155H26ZM56 156H57V155H56ZM93 156H94V155H93ZM95 156H96V155H95ZM95 156H94V157H95ZM114 156H115V155H114ZM125 156H127V154H126ZM137 156H138V155H136V158H137ZM140 156H139V157H140ZM143 156H144V155H142V157H143ZM156 156H157V154H156ZM167 156H168V157L171 156V152H170L169 155H168V153H167ZM167 156H166V157H167ZM174 156H176V155H174ZM188 156H187V157H188ZM212 156H213V155H212ZM215 156H216V157H215ZM225 156H226V155H225ZM235 156H236V155H235ZM261 156H262V155H261ZM7 157H8V156H7ZM13 157H14V156H13ZM16 157L19 159V157H18L17 155H16ZM20 157H21V156H20ZM24 157H25V156H24ZM168 157H167V158H168ZM210 157H211V156H210ZM41 158H42V157H41ZM64 158H65V157H64ZM113 158H114V157H113ZM113 158H112V159H113ZM140 158H141V157H140ZM150 158H151V157H150ZM152 158H153V156H152ZM152 158H151V159H152ZM161 158H162V157H161ZM189 158H186L185 160L187 161ZM235 158H236V157H235ZM251 158H252V156H251ZM254 158H255V156H253L252 160L250 159V161L253 162V159H254ZM256 158H257V157H256ZM256 158H255L254 160H256L257 163H258V160H259V162H260L259 164L264 163V161L262 162L261 159H258V158H260L259 156H258L257 159H256ZM3 159H5V158H3ZM76 159H77V160H76ZM96 159H97V158H96ZM128 159H129V158H128ZM142 159H143V158H142ZM155 159H156V157H155ZM164 159H165V158H164ZM178 159H179V158H178ZM194 159H196V160H194ZM197 159H198V160H197ZM231 159H232V158H231ZM1 160H2V159H1ZM1 160H0V162H1ZM52 160H53V159H52ZM54 160H55V158H54ZM62 160H63V159H62ZM62 160H61V161H62ZM89 160H88V162H89ZM97 160L100 161L99 158H98ZM124 160H125V159H124ZM124 160H123V162L126 163V162H127V161H126L127 159L125 160L126 162H125ZM137 160H139V158H138ZM137 160H135L136 163H137ZM165 160H166V159H165ZM189 160H190V159H189ZM204 160H205V161H204ZM221 160H224V161H221ZM239 160H237V161H239ZM90 161H91V160H90ZM106 161H105V162H106ZM145 161H146V160H145ZM148 161H150V160H148ZM148 161H147V162H148ZM160 161H161V160H160ZM172 161H173V159H172ZM195 161H196V162H195ZM210 161H211L212 164H209ZM229 161H230V160H229ZM247 161H248V160H247ZM250 161H249V162H250ZM2 162H3V161H2ZM2 162H1V163H2ZM14 162H15V161H14ZM22 162H23V161H22ZM41 162H42V160H41ZM41 162H40V164H41ZM49 162H51V161H49ZM71 162H72V161H70V163H71ZM80 162H81V161H79V163H80ZM105 162H102V163H104V166L102 165V167L107 168L106 165H107V163H108V165H109V164H110V163H109L110 161H109V162L107 161L106 163H105ZM129 162H130V161H129ZM138 162H139V161H138ZM147 162H146V163H147ZM158 162H159V160H158ZM169 162H170V161H168V163H167V160H166V163H167V164H170V163H171V162H170V163H169ZM177 162H178V164H179V160H178ZM222 162L224 163V165H225V163L228 164V165H226V167L228 166L226 169H223V168H222V169L224 170V172H223L222 169H221V164L223 165ZM230 162H232V161H230ZM252 162H250V163H252ZM24 163H25V162H24ZM54 163H55V162H54ZM54 163H53V164H54ZM79 163H78V164H79ZM82 163H84V162L82 161ZM94 163H95V162H94ZM96 163H97V161H96ZM96 163H95V164H96ZM127 163H128V162H127ZM142 163L144 164V161H141V164H142ZM150 163H152V162H150ZM156 163H157V162H156ZM159 163H160V162H159ZM166 163H165V164H166ZM182 163H183V162H182ZM191 163H192V164H191ZM193 163H195V164L198 163V164H196V167H195V165H194ZM199 163H200V164H199ZM201 163H202V166H201ZM233 163H234V162H233ZM235 163H236V162H235ZM25 164H26V163H25ZM32 164H33V163H32ZM86 164H87V163H86ZM92 164H93V163H92ZM92 164H91V166L93 167L94 164H93V165H92ZM105 164H106V165H105ZM114 164H115V165H118L119 163L117 162V163H114ZM130 164H131V163H130ZM132 164H133V163H132ZM134 164H135V163H134ZM143 164H142V165H143ZM152 164H153V163H152ZM152 164H151V165H152ZM157 164H158V163H157ZM186 164H187V162H186ZM241 164H240V165H241ZM252 164H255V163H252ZM0 165H1V164H0ZM61 165H62V164H61ZM63 165H64V164H63ZM81 165H82V164H79V167H76V168H81V169L86 168V167L83 168V165H82V166H81ZM88 165H89V164H88ZM97 165H98V164H97ZM108 165H107V166H108ZM121 165H122V164H121ZM135 165H136V164H135ZM154 165H155V164H154ZM171 165H173V164L171 163V164L169 165V167H171ZM211 165L213 166V168H211V167H212ZM224 165H223V167H225ZM236 165H237V164H236ZM46 166H47V165H46ZM50 166H52V165H50ZM56 166H57V165H56ZM70 166H71V165H70ZM89 166H90V165H89ZM112 166H114V165H112ZM118 166H119V165H118ZM122 166H123V165H122ZM130 166H131V165H130ZM130 166H129V167H130ZM133 166H134V165H132V167H133ZM139 166H140V165H139ZM167 166H168V165H167ZM183 166H184V165H182V164L180 165V167H182L181 169H183ZM185 166H186V165H185ZM243 166H244L245 168H244ZM247 166H248V165H247ZM52 167H53V166H52ZM57 167H58V166H57ZM59 167H60V166H59ZM61 167H62V166H61ZM98 167H99V166H98ZM127 167H128V166H127ZM132 167H130V168H132ZM159 167H160V166H159ZM187 167H188V166H187ZM191 167H190V168H191ZM214 167H215V169H214ZM229 167H230V168H229ZM249 167H250V166H249ZM258 167H259V166H258ZM2 168H3V167H2ZM135 168H136V167H135ZM141 168H142V166H140V169H141ZM160 168H161V167H160ZM166 168H168V167H166ZM171 168H172V167H171ZM176 168H178V167H176ZM188 168H189V167H188ZM198 168H199V169H198ZM202 168H204V169H202ZM217 168H218V167H217ZM241 168H243V169H241ZM53 169H54V168H53ZM56 169H57V168H56ZM107 169H109V167H108ZM111 169H112V168H111ZM136 169H137V168H136ZM140 169H139V172H140ZM153 169H154V168H153ZM157 169H158V168H157ZM162 169H163V168H161V170H162ZM173 169H174V168H173ZM184 169H185V167H184ZM210 169H211V170L214 169V170H213V171H210ZM231 169H233L234 171H232ZM248 169H249V168H248ZM57 170H58V169H57ZM59 170H60V169H59ZM65 170H67V169H65ZM77 170H78V169H77ZM97 170H98V168H97ZM97 170H95L96 173L98 172ZM122 170H123V169H122ZM144 170H147V169L144 168ZM159 170H160V169H159ZM159 170H158V171H159ZM218 170H219V169H218ZM218 170H217L216 174H217L218 172H219V174H220V171H218ZM227 170L230 171L232 174L230 175V173L228 174L227 172H225V171H227ZM251 170H252V169H250L249 171H250V172H254V169H253V171H251ZM49 171H50V170H49ZM62 171H63V170H62ZM82 171H83V170H82ZM88 171H90V170H88ZM88 171H86V172H87V175H88V173H89ZM101 171H102V170H101ZM108 171H109V170H108ZM111 171H113V170H111ZM115 171H116V170H115ZM118 171H119V169H118ZM124 171H125V170H124ZM142 171H143V169H142ZM142 171H141V172H142ZM147 171H148V170H147ZM158 171H157L156 173H159ZM174 171H175V170H174ZM187 171H188V170H187ZM204 171H205V173H206L207 170H204ZM208 171H207V172H208ZM257 171H258V170H256V172H257ZM84 172H85V171H84ZM84 172H83V173H84ZM91 172H92V171H91ZM103 172H104V170H103ZM129 172L131 173V171H129ZM152 172H153V171H152ZM175 172H176V171H175ZM179 172L181 173V171H179ZM188 172H190V171H188ZM209 172H208V173H209ZM2 173H3V172H2ZM38 173H39V172H38ZM63 173H64V172H63ZM78 173H79V172H78ZM92 173H94V172H92ZM100 173H101V172H100ZM116 173H117V172H116ZM148 173H150V172L148 171ZM153 173L155 174V171H154ZM170 173H171V172H170ZM176 173H177V172H176ZM182 173L185 174V172H182ZM222 173H221V174H222ZM34 174H35V173H34ZM34 174H33V175H34ZM42 174H43V173H42ZM66 174H67V173H66ZM79 174H80V173H79ZM90 174H91V173H90ZM98 174H99V173H98ZM98 174H97V175H98ZM107 174H108V172H107ZM107 174H106V176H108ZM135 174H136V173H135ZM139 174H140V173H139ZM142 174H144V173H142ZM159 174H160V173H159ZM184 174H183V175H184ZM186 174H187V173H186ZM203 174H204V173H203ZM206 174H207V173H206ZM221 174H220L218 177H220ZM226 174H227V175H226ZM38 175H39V174H38ZM44 175H45V174H44ZM44 175H42V176H44ZM60 175H61V174H60ZM67 175H68V174H67ZM67 175H66V176H67ZM73 175H74V174H73ZM75 175H76V174H75ZM80 175H81V174H80ZM103 175H104V173H103ZM116 175L118 176V174H116ZM130 175H131V174H130ZM146 175H147V174H146ZM152 175H153V174H152ZM164 175H165V173H164ZM164 175H163V176H164ZM181 175H182V174H181ZM229 175H230V177H228ZM25 176H26V175H25ZM45 176H46V175H45ZM85 176H86V174H85ZM92 176H93V175H92ZM95 176H96V175H95ZM95 176H94V177H95ZM132 176L134 177L135 175L132 173ZM137 176H138V175H137ZM156 176H157V175H156ZM171 176H172V175H171ZM177 176H179V174H178ZM188 176L191 177V175H189V174H188ZM197 176H198V175H197ZM222 176H221V177H222ZM15 177H17V176H15ZM28 177H29V176H28ZM40 177H41V176H40ZM62 177H63V175H62ZM80 177H81V176H80ZM83 177H84V176H83ZM96 177H99V176H96ZM104 177H105V175H104ZM111 177H112V182H113V181H114V178H113L114 176L111 175ZM111 177H110V180H111ZM118 177H119V176H118ZM165 177H166V176H165ZM169 177H170V176H169ZM190 177H189V178H190ZM223 177H222V178H223ZM254 177H255V176H254ZM256 177H258V176H256ZM256 177H255V179H258V178H259V177H258V178H256ZM260 177H261V176H260ZM0 178H1V177H0ZM2 178H4V177H2ZM32 178H33V177H32ZM66 178H68V177H66ZM76 178H78V177H76ZM81 178H82V177H81ZM102 178H103V177H102ZM134 178H135V177H134ZM152 178H153V179H152ZM156 178H157V177H156ZM159 178H160V177H159ZM159 178H158V179H155L154 175L151 177L150 180H152V182H153L152 185H153L154 188H155L156 185H157V184H156V185H154V184L158 182ZM170 178H171V177H170ZM193 178H194V176H193ZM193 178H191V179L193 180ZM201 178L203 179V178H205V177H199V176H198V177H195L194 180H197V181H195V182H198V185H199V186H202V184H203V186H204V183H205L206 181H205L204 179L202 180ZM209 178L206 177V180H207L206 183H208V182H209V183L212 182V180L209 181V180H210ZM226 178H227V179H226ZM59 179H60V178H59ZM63 179H64V178H63ZM94 179H95V178H94ZM98 179H100V177H99ZM107 179H108V178H107ZM120 179H121V177H120ZM127 179H128V178H127ZM143 179H144V178H143ZM154 179H155V180H154ZM167 179H168V178H167ZM171 179H172V178H171ZM187 179H188V178H186V177L183 176V178L180 180L182 183L179 182V187L182 185L181 187H182V188H185V190L187 189V190H186L187 192H188V189L191 187L190 189L192 190V192H191V190H189V191H190V193H191V196L194 195V196H193V197H194L193 199H195V197H196L197 195L202 197L203 194H201V195L197 194V190H198V189H196V186H198L197 183L195 184V182H193L194 180H193V181L190 180V182H193V183H190V182H189V179H188V180H187ZM199 179H200V182H199ZM208 179H209V180H208ZM215 179H216V180H215ZM231 179H232V180H231ZM259 179H260V178H259ZM36 180H37V179H36ZM73 180H74V179H73ZM79 180H80V179H79ZM85 180H86V179H85ZM87 180H88V179H87ZM96 180H97V179H96ZM100 180H101V179H100ZM108 180H109V179H108ZM129 180H132V179H129ZM135 180H136V179H135ZM137 180H138V179H137ZM137 180H136V182H137ZM150 180H149V181H150ZM156 180H157V181H156ZM168 180H169V179H168ZM177 180H178V179H177ZM185 180H186V181H185ZM217 180H218V181H217ZM14 181H15V180H14ZM20 181H21V180H20ZM20 181H19V183H20ZM38 181H39V180H38ZM44 181H46V179H45ZM44 181H43V182H44ZM48 181H49V179H48ZM81 181H82V180H81ZM90 181H91V180H90ZM133 181H134V180H133ZM159 181H160V180H159ZM162 181H163V180H162ZM162 181H161V182H162ZM201 181H203L202 184H200ZM216 181H217V182H216ZM260 181H261V180H260ZM263 181H264V180H263ZM4 182H5V181H4ZM4 182H3V183H4ZM49 182H50V181H49ZM92 182H93V181H92ZM96 182H98V181H96ZM96 182H95V183H96ZM117 182H118V181H117ZM136 182H135V184H136ZM150 182H151V181H150ZM170 182H172V181H170ZM213 182H212V183H213ZM45 183H46V182H45ZM64 183H65V182H64ZM80 183H81V182H80ZM88 183H89V182H88ZM98 183L100 184V182H98ZM98 183H97V184H98ZM122 183H123V182H122ZM158 183H159V182H158ZM166 183H167V181H166ZM186 183H187V187H186V185H184V184H186ZM189 183H190V185L188 186ZM209 183H208V184H209ZM233 183H235V182H233ZM257 183H258V182H257ZM38 184H39V183H38ZM47 184H48V183H47ZM51 184H53V183H51ZM76 184H77V183H76ZM97 184H95V185L97 186ZM104 184H105V183H104ZM109 184L111 185L112 183L109 182ZM123 184H124V183H123ZM137 184H138V182H137ZM137 184H136V185H137ZM164 184H165V181H164ZM168 184H169V183H168ZM171 184H173V182H172ZM229 184H230V183H229ZM235 184H236V183H235ZM8 185H9V184H8ZM56 185L58 186V184H56ZM64 185H65V184H64ZM77 185H78V187H79V184H77ZM90 185H91V184H90ZM105 185H106V184H105ZM105 185H103V186L105 187ZM110 185H109V186H110ZM113 185H114V184H113ZM120 185H121V182H120ZM130 185H131V184H130ZM149 185L151 186V183H149ZM159 185H160V184H158V186H159ZM174 185H175V183L173 184V186H174ZM191 185H193V186H191ZM219 185H220V187H221V186H222V187H221V188H220V187L218 188ZM233 185H234V184H233ZM243 185H241V186H243ZM259 185H260V184H259ZM62 186H63V185H62ZM87 186H88V185H87ZM93 186H94V185H93ZM103 186H102V187H103ZM109 186L107 185L108 188H109ZM111 186H112V185H111ZM114 186H115V185H114ZM138 186H139V185H138ZM170 186H171V189H172V188H175L176 185H175L174 187H172V185H169V186L167 185V187H165V188L168 189V192H167V193H169V192L171 193V194H170V193L167 194L168 196L171 195V196H169V197H171V198H168L169 201L171 202V201L175 200V195H174V197L172 196V191H171V189H169ZM184 186H185V187H184ZM203 186H202V189H203ZM207 186H208V185H207ZM207 186H206V184H205L204 187L207 188ZM257 186H258V185H257ZM257 186H256V188H257ZM7 187H8V186H7ZM85 187H86V186H85ZM89 187H90V186H89ZM91 187H92V185H91ZM91 187H90V188H91ZM112 187H113V186H112ZM115 187H116V186H115ZM140 187H141V185H140ZM148 187H149V186H148ZM160 187H161V186H160ZM216 187H217V188H216ZM223 187H224V188H223ZM259 187L261 188V186H259ZM15 188H17V187L15 186ZM49 188H50V187H49ZM68 188H69V187H68ZM73 188H74V187H73ZM105 188H106V187H105ZM118 188H119V187H118ZM138 188H139V187H138ZM194 188H195V190H194ZM206 188H205V189H206ZM13 189H14V188H13ZM17 189H18V188H17ZM17 189H16V190H17ZM50 189H51V188H50ZM65 189H66V188H65ZM74 189H75V188H74ZM76 189H77V188H76ZM86 189H87V188H86ZM120 189H121V188H120ZM129 189H130V188H129ZM144 189H147V188H144ZM158 189H159V188H158ZM202 189H201V187H200V190H201V191L199 190V192H204V191H202ZM5 190H6V189H5ZM16 190H15V192H16ZM18 190H19V189H18ZM18 190H17V191H18ZM109 190H112V189L109 188ZM115 190H116V189H115ZM141 190H142V189H141ZM148 190H149V189H148ZM152 190L154 191L153 188H152ZM155 190H156V189H155ZM165 190H166V189H165ZM169 190H170V191H169ZM175 190H176V189H175ZM203 190H204V189H203ZM209 190H210V189H209ZM209 190H208V191H209ZM6 191H7V190H6ZM19 191H21V190H19ZM78 191H79V190H78ZM97 191H99V190L97 189ZM136 191H137V190H136ZM142 191H143V190H142ZM144 191H145V190H144ZM144 191H143V192H144ZM186 191H185V192H186ZM206 191H207V190H206ZM216 191H217V192H216ZM8 192H9V191H8ZM8 192H5V193H8ZM12 192H13V191H12ZM68 192H69V191H68ZM76 192H77V191H76ZM95 192H96V191H95ZM104 192H105V191H104ZM109 192H111V191H109ZM118 192H119V190H118ZM122 192H123V191H122ZM143 192H142V193H143ZM148 192H149V191H148ZM176 192H177V191H176ZM179 192H180V193H183L182 191H179ZM195 192H196V193H195ZM221 192H222L221 196L223 197V194H224V193H223V190H221ZM221 192H220V193H221ZM224 192H225V191H224ZM261 192H262V191H261ZM0 193H1V192H0ZM9 193H10V192H9ZM16 193H17V192H16ZM28 193H29V192H28ZM61 193H62V192H61ZM115 193H116V192H115ZM115 193L113 192V194H115ZM149 193L152 194L151 192H149ZM153 193H154V192H153ZM164 193H165V192H164ZM174 193H175V191H174ZM204 193H205V192H204ZM206 193H207V192H206ZM206 193H205V194H206ZM214 193H213V194H214ZM220 193H219V195H220ZM226 193L228 194V192H226ZM226 193H225V195H226ZM238 193H240V192H238ZM238 193H235V194H234V195L236 196V198L238 197ZM10 194H11V193H10ZM13 194H15V193H13ZM13 194H12V195H13ZM17 194H18V193H17ZM17 194H16V195H17ZM22 194H24L26 197H28V196H27L28 194L26 195L25 192H24V193L21 192V195H22ZM29 194H30V193H29ZM59 194H60V193H59ZM77 194H78V193H77ZM77 194H76V195H77ZM98 194H99V193H98ZM165 194H166V193H165ZM175 194H176V193H175ZM184 194H186V193H184ZM195 194H197V195H195ZM230 194H231V195H230ZM230 194H228V196H229V195L232 196L233 193H230ZM21 195L18 194V196H20V197H21ZM55 195H56V193H55ZM80 195H81V194H80ZM86 195H87V194H86ZM115 195H116V194H115ZM122 195H123V194H122ZM136 195H137V194H136ZM152 195H153V194H152ZM177 195H179L178 192H177L176 196H177ZM206 195L208 196V194H206ZM206 195H205V196H206ZM225 195H224V196H225ZM258 195H259L258 197L260 198V200H262V196H263V195H262V194H261V195L258 194ZM2 196H4V195H2ZM31 196H32V195H31ZM144 196H145V195H144ZM144 196L142 197V199L145 198V197H147V196H145V197H144ZM154 196H155V195H154ZM168 196H167V197H168ZM182 196H183V194H182ZM211 196H212V194H211ZM221 196H220V197H221ZM240 196H241V195H240ZM240 196H239V197H240ZM22 197H23V196H22ZM29 197H30V196H29ZM61 197H62V196H61ZM63 197H64V196H63ZM63 197H62V198H63ZM77 197H78V195H77ZM84 197H85V196H84ZM149 197H150V196H149ZM149 197H148V199H150ZM156 197H157V196H156ZM172 197H173V198H172ZM178 197H179V198H182V197H180V195H179ZM178 197H176V199H177ZM183 197H184V196H183ZM187 197H188V195H187ZM217 197H218V195H217ZM220 197H219V198H220ZM222 197H221V199H222ZM256 197H257V195H256ZM258 197H257V199H258ZM2 198H3V197H2ZM85 198L88 200V197H85ZM90 198H91V196H90ZM93 198H94V200L91 198L93 201H95L93 207H99V206H101L100 204H99V206L97 205V204L99 203V202H98V199L95 200V197H93ZM104 198H105V197H104ZM117 198H118V197H117ZM123 198H125V197H123ZM151 198H152V197H151ZM185 198H186V197H185ZM203 198H204V196H203ZM208 198H210V196L207 197V202L210 203V201H209ZM228 198H229V197H227V195H226V199L223 197V199H225V200L227 201V203H228V206H226V207H228V208L230 209L229 206H230V205L233 206V205H235L236 203H235V204H232V201H233V200L230 201V202H231V203H230L228 200H231V199H228ZM64 199H65V197H64ZM110 199H111V198H110ZM115 199H116V198H115ZM128 199H130V197H129ZM145 199H146V198H145ZM145 199H143V200L145 201ZM156 199H158V198H156ZM161 199H162V200H166V196H165L164 194H161ZM170 199H171V200H170ZM205 199H206V197H205ZM227 199H228V200H227ZM241 199H242V198H241ZM244 199L247 200V198H243V200H244ZM5 200H6V199H5ZM8 200H9V198H8ZM45 200H46V198H45ZM146 200H147V199H146ZM186 200H187V199H186ZM196 200H198L197 197H196ZM196 200H195V202L198 204V206L196 205V206L194 207L195 210H196V208H197V210H199L198 212H200V211H202L201 208H203V211H204V209H207L206 206H208V205L206 204L207 202H205V200H204L203 202H202V200H201V202H200V200H199V201H196ZM217 200H218V199H217ZM236 200H238V198H237ZM236 200H235V202H236ZM3 201H4V200H3ZM33 201H34V199H33ZM96 201H97V203H96ZM100 201H101V200H100ZM105 201H106V200H105ZM141 201H142V200H141ZM141 201H140V202H141ZM215 201H216V199H215ZM215 201H214V202H215ZM219 201L221 202L222 200H219ZM219 201H217V202H219ZM241 201H242V200H241ZM248 201H249V200H248ZM257 201H258V200H257ZM4 202H5V201H4ZM6 202H7V201H6ZM6 202H5V203H6ZM8 202H9V201H8ZM8 202H7V203H8ZM102 202H104V201L102 200ZM111 202H112V203H111ZM113 202H114V200H111V201H110L111 205L114 206V205H115V204H114L115 202H114V203H113ZM120 202H121V201H120ZM120 202H119V203H120ZM124 202H125V201H124ZM133 202H134V201H133ZM161 202L163 203V201H161ZM176 202H177V201H176ZM176 202H175V203H176ZM185 202H186V201H185ZM185 202L183 203L184 206H185ZM191 202H192V200H191ZM193 202H194V201H193ZM198 202H199V203H198ZM212 202H213V201H212ZM223 202H224V201H223ZM233 202H234V201H233ZM239 202H240V201H239ZM259 202H261V201H259ZM259 202H258V204H259ZM9 203H10V202H9ZM32 203H33V202H32ZM91 203H92V202H91ZM121 203H122V202H121ZM121 203H120V204H121ZM157 203H158V202H157ZM179 203H180V201H179ZM203 203H204L205 205H204ZM221 203H222V202H221ZM221 203H219V206L221 205ZM227 203H226V204H227ZM3 204H4V203H3ZM33 204H34V203H33ZM84 204H85V203H84ZM92 204H93V203H92ZM106 204H107V203H106ZM158 204H159V203H158ZM167 204H168V203H167ZM170 204H171V203H170ZM172 204H173V203H172ZM172 204H171V206L174 207V204H173V205H172ZM181 204H182V203H181ZM215 204H216V202H215ZM229 204H230V205H229ZM237 204H238V203H237ZM239 204H240V203H239ZM260 204H261V203H260ZM260 204H259V206H258V209H260L259 207L262 206V205L260 206ZM27 205H28V204H27ZM40 205H41V204H40ZM68 205H69V204H68ZM95 205H96V206H95ZM122 205H123V204H122ZM145 205H146V204H145ZM200 205H203V206L200 208ZM69 206H70V205H69ZM85 206H88V205L85 204ZM106 206H107V205H106ZM116 206H118V205H115L114 207H116ZM142 206H144V205H142ZM142 206H141V207H142ZM154 206H155V207H154ZM161 206H162V205H161ZM175 206H176V205H175ZM182 206H183V205H182ZM186 206H188L187 203H186ZM186 206H185V207H186ZM190 206H191V204H190ZM211 206H213V205H210V207H211ZM219 206L217 205L216 207L218 208ZM232 206H231V207H232ZM235 206H238V207H239V205H235ZM243 206H244V203H243ZM247 206H248V205H247ZM1 207H2V206H1ZM49 207H50V206H49ZM88 207H89V206H88ZM120 207H121L122 210H123V207H122V206H120ZM148 207H149V210H150V214H149V213L147 214L148 217H149V219L151 218V221L154 220V221L157 223V222H158V219H160V218L163 217V216H161V217L158 218V215H159V214H157V213L155 212V214L157 215V216H156L155 214L152 213V212L154 211V209L157 210V209H156V205L154 204L153 199H152V201H151V200L148 201ZM180 207H181V206H179L178 208L180 209ZM192 207H193V206H192ZM198 207H199V209H198ZM205 207H206V208H205ZM213 207H214L213 209H215V206H213ZM226 207H225V210L227 209ZM244 207H245V206H244ZM2 208H3V207H2ZM25 208H26V207H25ZM70 208H71V207H70ZM84 208H85V207H84ZM100 208H101V207H100ZM100 208H99V209H100ZM112 208H113V207H112ZM118 208H119V206L116 207V209H118ZM121 208H119L120 213H121ZM128 208H129V207H128ZM142 208H143V207H142ZM161 208H162V207H161ZM186 208L188 209V207H186ZM186 208H185V210H186ZM194 208H193V209H194ZM208 208H209V206H208ZM262 208H264V207L262 206ZM262 208H261V211H262ZM68 209H69V208H68ZM71 209H72V208H71ZM87 209H88V208H86V210H87ZM90 209H92L91 206H90ZM93 209H94V208H93ZM93 209H92V210H93ZM104 209H105V208H104ZM109 209H110V208H108V210H109ZM126 209H127V208H126ZM129 209H130V208H129ZM136 209H137V208H136ZM138 209L140 210L139 207H138ZM169 209L172 210L173 208H172V207L170 208V206H169V207H168V211H169ZM210 209H211L210 211L213 212L212 208H210ZM223 209H224V208H223ZM229 209H227V210H229ZM238 209H240V211L242 210L243 212H244V211L246 212V208H245V209H242V206H241V208H238ZM25 210H27V208H26ZM96 210H97V209H96ZM96 210H95V211H96ZM100 210H102V208H101ZM127 210H128V209H127ZM127 210H126V211H127ZM162 210H163V208H162ZM173 210H174V209H173ZM173 210H172V211H173ZM225 210H223V211H225ZM230 210H231V211L234 210V213H235V210H236V214L239 212V210H238V212H237V208H235V207L232 208V209H230ZM230 210H229V211H230ZM249 210H250V208H249ZM27 211H28V210H27ZM83 211H84V210H83ZM88 211H90V210L88 209L86 212H88ZM95 211H93V213H92V212H91V213H92L93 215H95V214L98 215L99 213H95ZM97 211H98V210H97ZM97 211H96V212H97ZM116 211H117V210H116ZM131 211H132V210H131ZM141 211H142V210H141ZM158 211H159V210H158ZM166 211H167V210H166ZM166 211H164V212H166ZM168 211H167L166 213H168ZM203 211H202V212H203ZM229 211H228V212H229ZM247 211H248V210H247ZM263 211H264V210H263ZM14 212H15V211H14ZM77 212H78V211H77ZM106 212H107V210H106ZM106 212H105V213H106ZM117 212H118V211H117ZM128 212H130V211H128ZM160 212H161V210H160ZM174 212H175V211H174ZM202 212H200L199 215H201ZM225 212H227V211H225ZM245 212H244V214H246ZM31 213H32V212H31ZM36 213L39 214V212H36ZM56 213H57V212H56ZM71 213H73V212H71ZM84 213H85V212H84ZM102 213H103L104 215H106L104 212H102ZM123 213H124V212H123ZM133 213H134V212H133ZM136 213H137V212H136ZM136 213H134V215H135ZM138 213H139V212H138ZM161 213H162V212H161ZM215 213H216V210H215ZM215 213H214V212H213V213L209 212V214H210V215H209V216H210L209 219L212 218L211 216L216 217V219L213 218L214 220H217L218 218H220V217H219L220 214L218 213V217H217V215H215ZM1 214H2V213H1ZM108 214H109V212H108ZM121 214H122V213H121ZM129 214H130V213H129ZM139 214H140V213H139ZM142 214H144V213H142ZM174 214H175V216H176V212H175ZM180 214H181V213H180ZM180 214H179V215H180ZM205 214H206V213H205ZM211 214H212V215H211ZM222 214H225V213L222 212ZM231 214H233V212H231ZM231 214H230V215H231ZM21 215H22V214H21ZM101 215H102V214H101ZM101 215H100V216H101ZM123 215H124V214H122L121 217H123ZM136 215H138V214H136ZM169 215H170V214H169ZM169 215H168L167 217H169ZM182 215H183V212H182ZM182 215H181V216H182ZM230 215H229V214H228V216L226 215V216H227V219H228V217L230 218ZM233 215H234V214H233ZM237 215H239V214H237ZM237 215H234V216L232 217V219L230 218V220H231V221L234 220L235 216L237 217ZM248 215H249V214H248ZM47 216H48V215H47ZM51 216H52V215H51ZM59 216H60V215H59ZM85 216H86V215H85ZM100 216H99V217H100ZM106 216H107V215H106ZM116 216H117V215H116ZM153 216H154V217H153ZM155 216H156V217H155ZM165 216H166V215H165ZM193 216H194V215H193ZM222 216H223V215H222ZM222 216H221V217H222ZM231 216H232V215H231ZM239 216H240V215H239ZM242 216H243V215H242ZM22 217L25 218L24 216H22ZM33 217H34V216H33ZM33 217H32V218H33ZM40 217H41V216H40ZM48 217H49V216H48ZM52 217H54V216H52ZM52 217H51V218H52ZM81 217H82V216H81ZM87 217H88V216H87ZM102 217H104V216L102 215ZM136 217H137V216H136ZM138 217H139V216H138ZM145 217H146V214H145ZM170 217H171V216H170ZM187 217H188V216H187ZM190 217H192V216H190ZM204 217H205V216H204ZM258 217H259V216H258ZM258 217H257V219H258ZM27 218H28V217H27ZM51 218H50V219H51ZM56 218H57V217H56ZM59 218H60V217H59ZM88 218H89V217H88ZM91 218H92V217H91ZM114 218H115V217H114ZM118 218H120V217H118ZM123 218H124V217H123ZM125 218H127V217H125ZM132 218H133V217H132ZM146 218H147V217H146ZM146 218H145V220H146ZM154 218H155V219H154ZM224 218H225V215H224ZM255 218H256V217H255ZM255 218H254V219H255ZM259 218H260V217H259ZM19 219H20V218H19ZM19 219H17V220H19ZM41 219H42V218H41ZM61 219H62V216H61ZM107 219H108V216H107ZM120 219H121V218H120ZM135 219H136V218H135ZM149 219H147V220H149ZM156 219H157V220H156ZM164 219H165V218H164ZM181 219H182V217H181ZM183 219H184V218H183ZM205 219H206V218H205ZM225 219H226V218H225ZM225 219H224V221H225ZM242 219H243V218H242ZM15 220H16V219H15ZM17 220H16V221H17ZM28 220H29V218H28ZM35 220H36V219H35ZM52 220H53V219H52ZM91 220H92V219H91ZM103 220L106 221V218H103ZM118 220H119V219H117V218L113 219V217H112V220H111V221H112V225H111V227H112V230H113V231H116V230L119 231L118 229L122 228L121 226H125L126 230H128V229H127V227H128V228H129L128 231L131 232V229H132V232L134 231V232H136L137 234H138V232L140 231V230H138L139 227H140V226H138V225H139L138 221H137L138 225H137V223H136V226H138V228H137V227H132V226L130 227V223H131V221H130V222H127V221H129L128 219H127V221L124 220L125 223H123V224H122L121 222H119ZM131 220H132V219H131ZM140 220H141V219H140ZM162 220H163V219H162ZM236 220L238 221L237 218H236ZM255 220H256V219H255ZM0 221H1V220H0ZM37 221H38V220H37ZM42 221H43V219H42ZM56 221H57V220H56ZM69 221H70V220H69ZM86 221H87V220H86ZM120 221H121V220H120ZM149 221H150V220H149ZM163 221H164V220H163ZM166 221H167V220H166ZM166 221H165V222H166ZM172 221H173V220H172ZM186 221H187V220H186ZM188 221H189V220H188ZM188 221H187V222H188ZM191 221H192V220H191ZM206 221H208V220H206ZM209 221H210V220H209ZM212 221H213V220H212ZM217 221H219V220H217ZM227 221H229V220H227ZM231 221L229 222V226H231V225L235 222V221H233V222L231 223ZM237 221H236V222H237ZM2 222H3V221H2ZM14 222H15V221H14ZM48 222H49V221H48ZM92 222H93V220L91 221V223H92ZM95 222H96V221H95ZM98 222H99V221H98ZM140 222H141V221H140ZM210 222H211V221H210ZM225 222H226V221H225ZM225 222H224V223H225ZM236 222H235V223H236ZM249 222H250V221H249ZM4 223H6V222H4ZM9 223H10V222H8V224H9ZM11 223H12V222H11ZM11 223H10V224H11ZM19 223H21V222H19ZM31 223L35 224L36 222L34 223V222L32 221ZM31 223H30V224H31ZM58 223H59V222H58ZM147 223H149V222H147ZM193 223L195 224L194 221H193ZM196 223H197V221H196ZM202 223H205V222L203 221ZM216 223H217V222H216ZM224 223H223V224H224ZM242 223H243V222H242ZM246 223H247V222H246ZM255 223H257V222H255ZM10 224H9V225H10ZM25 224H26V223H25ZM42 224H44V223H43V222L40 223L41 227H42ZM51 224H52V223H51ZM55 224H56V223H55ZM94 224H95V223H94ZM96 224H97V223H96ZM96 224H95V226H96ZM98 224H99V223H98ZM102 224H103V223H101V225H102ZM121 224H122V225H121ZM127 224H128V225H127ZM131 224L133 225L134 222L132 221ZM150 224H153V222H152V223L150 222L149 225H150ZM213 224H214V225H213ZM227 224H228V223H226L225 225H227ZM244 224H245V222H244ZM258 224H259V223H258ZM9 225H8V227H7L8 230L6 229V231H9V229L11 230L12 227L10 228ZM28 225H29V224H28ZM52 225H53V224H52ZM52 225H51V226H52ZM67 225H68V224H67ZM78 225H80V224H78ZM101 225H100V226H101ZM149 225H148V227L151 226L153 229H151V227H150V228H149L150 230H149V231L147 230V232H145V231L143 230V233H145L146 235L150 234L149 232H150L151 230L153 231L154 234H157V233H155V232H157V231L159 230V229H157V228H161V226H164V224H162V225H159V224H158V227L155 226L156 224L154 225L155 227L152 226V225H150V226H149ZM178 225H179V224H178ZM196 225H197V224H196ZM196 225H195V226H196ZM200 225H201V224H200ZM200 225H199V227H200ZM210 225H211V223H210ZM210 225H209V226H210ZM212 225L215 227V225H216V224H215V221L212 223ZM212 225H211V226H212ZM233 225H234V224H233ZM16 226H17V225H16ZM16 226L14 225L13 227L15 228ZM30 226H31V225H30ZM34 226H35V225H34ZM88 226H89V225H88ZM105 226H106V225H105ZM105 226H103V227L105 228ZM108 226H109V224H108ZM133 226H134V225H133ZM175 226H176V225H175ZM180 226H182V223H181ZM188 226H189V225H188ZM219 226H220V224H219ZM221 226H222V224H221ZM245 226H246V228H247V225H246V224H245ZM258 226H259V225H258ZM21 227H23V226H21ZM41 227H40V228H41ZM45 227H46V226H45ZM56 227H57V226H56ZM58 227H59V226H58ZM58 227H57V228H58ZM60 227H62V225H60ZM109 227H110V226H109ZM201 227H202V226H201ZM205 227H206V226H205ZM222 227L224 228V226H222ZM237 227H238V226H237ZM239 227H240V226H239ZM250 227L253 229V234H254V235H257V236L259 237V236H260V235H259L260 233L257 234V232H256V234H255V232H254V228H253V224H250ZM260 227H261V226H260ZM1 228H2V227L0 226V230H2ZM32 228L34 229L33 226H32ZM38 228H39V225H38ZM87 228H88V227H87ZM90 228L92 229V226H91V225H90ZM98 228H99V227H98ZM125 228H124V229H125ZM130 228H131V229H130ZM180 228H182V227H180ZM186 228H187V227H186ZM189 228H190V226H189ZM194 228H196V229L193 230V231H195V232L200 231V230H197V226L194 227ZM194 228H193V229H194ZM203 228H204V227H203ZM225 228H226V227H225ZM256 228H257V227H256ZM15 229H16V228H15ZM30 229H31V228H30ZM88 229H89V228H88ZM101 229H102V228H101ZM109 229H110V228H109ZM213 229H215V228H213ZM23 230H24V229H23ZM55 230H56V229H55ZM104 230L107 231L106 229H104ZM141 230H142V229H141ZM154 230H156V231L154 232ZM168 230H169V229H168ZM177 230H178V226H177ZM179 230H180V232L183 231V229H179ZM201 230H202V229H201ZM205 230H206V229H205ZM216 230H217V229H216ZM218 230H219V229H218ZM220 230H221V229H220ZM31 231H32V229H31ZM80 231H81V230H80ZM100 231H101V230H100ZM243 231H246V230H243ZM258 231H260V230L258 229ZM19 232H20V231H19ZM32 232H33V231H32ZM43 232H44V231H43ZM45 232H46V231H45ZM45 232H44V233H45ZM70 232H71V231H70ZM85 232H86V234H87V231H85ZM162 232H163V231H162ZM164 232H165V231H164ZM185 232H186V230H185ZM263 232H264V231H263ZM4 233L6 234L5 230H4ZM8 233H9V232H8ZM10 233H11V231H10ZM89 233L92 234V236H93V233H91V232H89ZM102 233H103V232H102ZM140 233L143 234L141 231H140ZM147 233H148V234H147ZM151 233H152V232H151ZM188 233H189V232H188ZM190 233H191V232H190ZM209 233L211 234L210 229H209ZM213 233H214V234H213V235L211 234L212 236H210V239H208L209 235H207L206 237H204L205 240L203 239V237L200 238V236H199L198 240L195 241V245H197V247H195V249L198 248V247H201L202 250H203V249H204V250L206 249V250H205V252H206V257H205V258H207L208 263H210V264H214V263H216V264H217V262H218V264H229V262H230L231 264H234L233 262H234V260L236 259L237 262H239V264H240V263L243 264V262H244V264H261V262H262V259L260 260V258H261V257H260V256H261V253H260L259 250H258V246H259L260 244L258 245V242H255V241H254V242H255V248H256L255 250H256V252H259L260 254H259V253L257 254V253L255 252V250H254V251L252 250V251H251L252 253L250 252V254H248L249 252L245 253V252L247 251L246 248H244V249L242 248V249H241V250H243V252L246 250L244 253L241 252V250L239 249V246H238V245L241 246V244L239 243L240 241H239L238 243H236V242H237L236 239H238V238H237V237L235 238L234 231L229 230V234L232 236V238H231V237H229V238H230L231 240H232V239L234 240V244H233V242H232L230 245L227 246V242H228V241L225 240L226 247H224V246H225V243H223V242L221 241V235L219 234V232L213 230ZM223 233H224L225 235L227 234L226 231H223L222 234H223ZM241 233H242V232H241ZM243 233H244V232H243ZM21 234H22V233H21ZM25 234H26V233H25ZM34 234H35V232H34ZM46 234H47V233H46ZM99 234H101V233H99ZM103 234H104V233H103ZM118 234H119V233H118ZM158 234H159V232H158ZM177 234H178V233H177ZM224 234L222 235V238L225 237ZM7 235H8V234H7ZM12 235H13V234H12ZM40 235H41V234H39V236H40ZM94 235H95V234H94ZM109 235H110V234H109ZM138 235H139V234H138ZM150 235H151V234H150ZM150 235H148V236H150ZM192 235H193V234H192ZM239 235H240V234H239ZM20 236H21V235H20ZM20 236H19V237H20ZM35 236H36V235H35ZM39 236H37V237L40 238ZM111 236H112V235H111ZM111 236H110V237H111ZM123 236H124V235H123ZM129 236H130V235H129ZM136 236H137V235H136ZM139 236H140V238H141L142 235H139ZM154 236H155V235H154ZM160 236H161V234H160ZM186 236H187V235H186ZM241 236H242V235H241ZM241 236H240V238H242ZM6 237H7V236H6ZM13 237H15V235H13ZM26 237H27V236H26ZM31 237H32V236H31ZM42 237H43V233H42ZM44 237H45V236H44ZM46 237H47V235H46ZM57 237H58V236H57ZM59 237H60V236H59ZM59 237H58V238H59ZM61 237H63V236H61ZM83 237H84V236H83ZM96 237H98V236H96ZM96 237H95V238H96ZM99 237H100V236H99ZM102 237H104V240H105L106 236L103 235ZM112 237H113V236H112ZM130 237H131V236H130ZM143 237H144V236H143ZM143 237H142L141 239H143ZM158 237H159V236H158ZM162 237H163V236H162ZM162 237H161V238H162ZM226 237H227V236H226ZM253 237H254V236H253ZM258 237H257V239H258ZM2 238H3V237H2ZM47 238H48V237H47ZM93 238H94V236H93ZM107 238H108V237H107ZM133 238H134V237H133ZM140 238H138V239H140ZM146 238H148V237H146ZM156 238H157V237H156ZM156 238H155V239H156ZM161 238H160V239H161ZM206 238H207V239H206ZM245 238H246V236H245V237L243 236V238H242V242H243V240H244ZM247 238L250 239V240H252L251 237L249 238L248 235H247ZM260 238H261V236L259 237V241H260ZM24 239H25V238H24ZM44 239H45V238H44ZM48 239H49V238H48ZM59 239H60V238H59ZM90 239L93 240L91 237H90ZM100 239H102V238H100ZM118 239H119V238H118ZM118 239H115L116 242L119 241ZM124 239H125V238H124ZM128 239H129V238H128ZM135 239H136V240H135ZM141 239H140V240H137V238H134L133 240H134V242H137V241H138L139 245L141 246V244H140V243H142V242H141ZM158 239H159V238H158ZM164 239H165V238H164ZM182 239H183V238H182ZM184 239H185V238H184ZM248 239H247V240H248ZM254 239H255V238H254ZM261 239H262V238H261ZM45 240H46V239H45ZM77 240H78V239H77ZM96 240H97V238H96ZM96 240H95V241H96ZM98 240H99V238H98ZM108 240H110V239L108 238ZM117 240H118V241H117ZM120 240H121V239H120ZM144 240H146V239H144ZM152 240H153V239H152ZM233 240H232V241H233ZM235 240H236V241H235ZM238 240H239V239H238ZM247 240L245 239V241L243 242V243H244V246H245V244L250 245V244L247 243ZM6 241H7V240H6ZM14 241H15V240H14ZM14 241H13V242H14ZM29 241H30V240H29ZM37 241H38V240H37ZM83 241H84V240H83ZM110 241H112V240H110ZM113 241H114V240H113ZM121 241H122V240H121ZM126 241H127V240H126ZM146 241H147V240H146ZM156 241H158V240H156ZM162 241H163V240H161V242H162ZM165 241H166V240H165ZM174 241H175V240H174ZM183 241H185V240H183ZM186 241H187V239H186ZM197 241H198L199 243H198ZM0 242H2V240H1ZM15 242H16V241H15ZM86 242H87V241H86ZM104 242L106 243V241H104ZM108 242H109V241H108ZM114 242H115V241H114ZM114 242H113L114 246H117V245L119 244V243H118V244L116 245ZM122 242H123V241H122ZM147 242H148V241H147ZM168 242H170V241H168ZM176 242H177V240H176ZM6 243H7V242H6ZM31 243H34V242H31ZM49 243H50V242H48V244H49ZM99 243H100V242H99ZM110 243H111V242H110ZM129 243H130V242H129ZM183 243H184V242H183ZM190 243H191V242H190ZM193 243H194V242H193ZM196 243H197V244H196ZM203 243H206V244H203ZM250 243H251V242H250ZM18 244H19V243H18ZM18 244H17V246H19ZM61 244H62V243H61ZM83 244H84V243H83ZM83 244H82V245H83ZM90 244L92 245L93 243L90 242ZM101 244H103V243L101 242ZM132 244H133V242H132ZM150 244H151V243H150ZM167 244H168V243H167ZM186 244H187V243H186ZM222 244H223V245H222ZM263 244H264V243H263ZM7 245H8V244H7ZM29 245H30V244H29ZM50 245H51V244H50ZM87 245H88V244H87ZM136 245H137V243L134 244V246H136ZM172 245H173V244H172ZM192 245H194V244H192ZM207 245H209V246L207 247ZM231 245H232V246H231ZM233 245H236L237 248H236L235 246H233ZM8 246H9V245H8ZM14 246H15V245H14ZM83 246H84V245H83ZM88 246H89V245H88ZM97 246H98V245H97ZM105 246H106V245H105ZM132 246H133V245H132ZM163 246H164V245H163ZM181 246H182V245H181ZM188 246H189V243H188ZM203 246H204L205 248H204ZM242 246H243V245H242ZM253 246H254V245H253ZM260 246H263L262 243H261ZM1 247H2V246H1ZM1 247H0V248H1ZM3 247H4V246H3ZM3 247H2V248H3ZM10 247H11V245H10ZM35 247H36V246H35ZM89 247H90V246H89ZM93 247H94V246H93ZM117 247H118V246H117ZM117 247H114V249H116ZM123 247H124V246H123ZM141 247H142V246H141ZM145 247H146V246H145ZM169 247H170V246H169ZM183 247H184V245H183ZM191 247H192V246H191ZM206 247H207V248H206ZM211 247H212V249H213V250H211L212 255L209 254L210 252L208 251V249L210 250ZM263 247H264V246H263ZM25 248H26V247H25ZM77 248H79V247H77ZM149 248H150V247H149ZM158 248H159V246H158ZM185 248H186V245H185ZM189 248H190V247H189ZM192 248H193V247H192ZM192 248H190V249H192ZM201 248H199V249H201ZM12 249H13V247H11V250H12ZM19 249H20V248H19ZM30 249H31V246H30ZM30 249H29V250H26V253H28V252L30 251ZM39 249H40V248H39ZM97 249H98V247H97ZM97 249H95V250H97ZM140 249H142V248H140ZM173 249H174V247H173ZM175 249H176V248H175ZM175 249H174V250H175ZM177 249H178V248H177ZM181 249H182V248H181ZM190 249H189V250H190ZM253 249H254V248H253ZM1 250H3V249H0V252H1ZM8 250H9V248H8ZM13 250H15V249H13ZM16 250H17V249H16ZM16 250H15V251H16ZM49 250H50V249H49ZM79 250H80V249H79ZM79 250H78V251H79ZM90 250H92V249H90ZM99 250H100V249H99ZM117 250H119V248H118ZM148 250H149V249H148ZM158 250H160V249H158ZM158 250H157V251H158ZM179 250H180V248H179ZM186 250H187V248H186ZM189 250H188V251H189ZM193 250H194V248H193ZM193 250H192V252H193ZM202 250H200V251H202ZM204 250L202 251L203 254L205 253ZM6 251H7V250H6ZM21 251H22V250H21ZM82 251H83V250H82ZM87 251H88V250H87ZM97 251H98V250H97ZM97 251H96V253H98ZM104 251H106V250H104ZM113 251H114V250H113ZM119 251H120V250H119ZM139 251H140V250H139ZM149 251H150V250H149ZM153 251H155V250H153ZM169 251H170V250H169ZM177 251H178V250L172 251L171 256H170V257L168 256L169 258H167V262H166V264H172V259H173L174 257L177 256V255H176ZM183 251H184V249L182 250V252H183ZM194 251H195V250H194ZM196 251H197V250H196ZM23 252H24V251H23ZM89 252H90V251H89ZM107 252L109 253V251H107ZM173 252H175V253L173 254ZM178 252H179V251H178ZM189 252H190V251H189ZM8 253H9V251H8ZM19 253H20V252H19ZM30 253H31V252H30ZM37 253H38V252H37ZM92 253L94 254L95 252L93 251ZM92 253H91V254H92ZM115 253H116V252H115ZM144 253H145V252H144ZM161 253H162V252H161ZM170 253H171V252H170ZM185 253H186V252H185ZM253 253H255V258H254V254H253ZM4 254H7V253H4ZM33 254H34V253H33ZM33 254H31L32 257H34ZM42 254H43V253H42ZM42 254H41V255H42ZM58 254H59V253H58ZM140 254H141V253H140ZM159 254H160V253H159ZM177 254H178V253H177ZM183 254H184V253H183ZM189 254H190V253H189ZM208 254H209V256L211 257V259L209 258ZM239 254H240V255H243V258H245L246 260H244V261H240V255H239ZM256 254H257L259 257L256 256ZM21 255H23V254H21ZM29 255H30V254H29ZM38 255H39V254H38ZM100 255H101V254H100ZM102 255H103V254H102ZM146 255H147V254H146ZM155 255H156V254H155ZM155 255H154V257H155ZM157 255H158V254H157ZM174 255H175V256H174ZM186 255H187V254H186ZM186 255H185V258L187 257ZM193 255L195 256V253H194ZM244 255H245V256H244ZM247 255H248V256H247ZM251 255H252L253 257H251ZM26 256H27V255H26ZM42 256H43V255H42ZM48 256H49V255H47V258H48ZM51 256H52V255H51ZM51 256H50V257H51ZM131 256H133V255H131ZM141 256H142V255H141ZM151 256H152V255H151ZM183 256H184V255H183ZM188 256H190V255H188ZM236 256H238V257H236ZM27 257H28V256H27ZM32 257H30V258L32 259ZM36 257H38V256H36ZM52 257H53V256H52ZM52 257H51V258H52ZM59 257H60V256H59ZM95 257H97V256H95ZM115 257H116V256H115ZM115 257H113V258H115ZM135 257H136V256H135ZM156 257H157V256H156ZM158 257H159V256H158ZM197 257H198V255H197ZM231 257H232L233 259H232ZM246 257H247V258H246ZM262 257L264 258L263 255H262ZM8 258H9V257H8ZM43 258H44V257H43ZM43 258H42V259H43ZM73 258H74V257H73ZM117 258H118V257H117ZM129 258H130V257H129ZM133 258H134V257H133ZM137 258H138V257H137ZM160 258H161V257H160ZM164 258H165V257H164ZM176 258H177V257H176ZM181 258H182V257H181ZM190 258H191V257H190ZM198 258H199V257H198ZM248 258H249L251 261H250ZM2 259H3V258H2ZM40 259H41V258H40ZM42 259H41V260H42ZM44 259H45V258H44ZM74 259H75V258H74ZM94 259H95V258H93L92 260H94ZM105 259H106V257H105ZM125 259L127 260L128 258H125ZM138 259H139V258H138ZM142 259H143V258H142ZM157 259H158V258H157ZM157 259H155V258L152 259V260L149 259L148 262H149L150 264H158L159 262H157V261H158ZM165 259H166V258H165ZM165 259H164V261H166ZM252 259H253V260H252ZM0 260H1V259H0ZM3 260H5V259H3ZM9 260H10V259H9ZM21 260H22V259H21ZM53 260H54V259H53ZM63 260H66V259H63ZM106 260H107V259H106ZM122 260H123V259H122ZM143 260L146 261L147 259L145 258V259H143ZM183 260H184V259H183ZM183 260H181V261H183ZM263 260H264V259H263ZM7 261H8V260H6V262H7ZM19 261H20V260H19ZM34 261H35V260H34ZM36 261H37V258H36ZM74 261H75V260H74ZM120 261H121V260H120ZM127 261H128V262H132L133 260L130 261V260L128 259ZM151 261H152V262H151ZM195 261H196V257H195ZM228 261H229V262H228ZM0 262H2V261H0ZM3 262H4V261H3ZM11 262H12V261H11ZM15 262H18V261H15ZM37 262H38V261H37ZM37 262H36V263H37ZM45 262H46V261H45ZM65 262H66V261H65ZM92 262H93V261H92ZM109 262H110V261H109ZM109 262H107V263L104 262V263H105V264H109ZM111 262H112V261H111ZM189 262H190V261H189ZM189 262H188V264H189ZM61 263H62V262H61ZM68 263H69V262H68ZM86 263H87V262H86ZM99 263H100V262H99ZM135 263L137 264V262H135ZM164 263H165V262H162V264H164ZM173 263H176V262H173ZM190 263H191V262H190ZM263 263H264V262H262V264H263ZM62 264H63V263H62ZM93 264H94V263H93ZM132 264H133V262H132ZM138 264H141V261L138 262ZM146 264H147V263H146ZM159 264H160V263H159ZM179 264H181V263H179ZM184 264H185V263H184ZM200 264H201V263H200ZM204 264H205V262H204Z\"/></svg>",
	"mask_w": 264,
	"mask_h": 264
}]
</instances>
